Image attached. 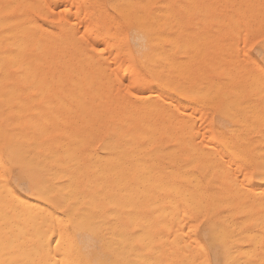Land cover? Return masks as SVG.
Returning a JSON list of instances; mask_svg holds the SVG:
<instances>
[{
	"label": "rangeland",
	"instance_id": "obj_1",
	"mask_svg": "<svg viewBox=\"0 0 264 264\" xmlns=\"http://www.w3.org/2000/svg\"><path fill=\"white\" fill-rule=\"evenodd\" d=\"M30 1H32V0H30ZM30 1H28V0H0V34L1 33H3V37H4V35L8 38H4V39H2V37H1V35H0V38H1V40H0V52L2 53V54H8L9 52H11V50H13L11 47H20L19 49H21V47L23 46V41H26L25 40V38H26V36H25V32H24V36H20V35H23V31L25 30H23L22 32L21 31H17V29L18 28H21L20 30H22V28H27L28 27V25L30 24V21L31 20H27L26 21V14H27V17L29 16L28 15V10H29V13L31 12V10H33L31 13H30V16H33V18L35 19V21L39 24V25H41L43 28H46L47 30L49 29V30H55V31H58V29H59V27L60 28H64L65 29V31H64V34L65 35H63V33L62 34H59V32H57V34L59 35V36H61L62 35V38H64V39H66L67 38V40H69V38H71L70 36H73V37H76L77 38V40H81L82 41V39H78V38H80V37H82L83 35H84V39H83V42H84V44H86L87 42H88V44H92V43H94V42H96V40L94 39V36H93V39H92V31L91 32H89L88 31V29H94V28H92V27H98V29H96V27H95V29H96V31H98L99 29V31L98 32H96V31H94V33L96 32V33H100V32H103L102 31V28H105V27H100V26H102V25H107V23H109V25L111 24H113L114 22V25H115V27H119V31H120V35H118L119 33V31L116 29H114L113 30V28H114V25H113V27L110 25V27H107V28H105V29H107V30H109V31H113V32H116L117 33V37L119 38V39H117V37L116 36H114V34H113V32H111L112 34L111 35H113V38H114V40H113V38H111L110 36L108 37H106V40H107V38H110V39H112V41H115V39H116V41L117 42H119L120 44H121V40H122V43H123V48L121 47V45L120 44H118L116 41V45H117V48H121L120 50L119 49H117L115 52H114V50L116 49L115 47H116V45L113 43V42H111V40H109L108 39V42L106 41V40H104L105 42H106V44L107 45H109L108 47H107V49H111L110 48V46H112V45H110V44H114L113 46H114V48L115 49H112V54H116L117 53V51H122L123 52V54H124V56H125V58H124V56H120V58H118V59H120L121 61L119 62V63H121V64H123V65H128V66H130L131 67V70H133V74L135 75V77H134V75H132V73H131V70H130V67H126V66H124V67H126V69H128L127 71H126V74H125V78L123 79L122 78V73L125 71L123 68H122V70L120 71V66L118 65V61L116 62L117 63V65L118 66H116L117 68H119V70H117L115 67H114V65H115V63L113 64V66H112V64H111V62L110 61H112V59H111V57L113 58V57H116L115 56V54L114 55H112L111 57H110V55H111V53L110 52H108V51H111V50H107V52L106 53H100V51H99V49L96 47V49L99 51V52H95L94 51V49H92V48H89L88 49V47H90L89 45H85V46H87V47H85L84 46V44L81 46L80 45V48L82 49L81 51H83L84 53V55H87L86 53H85V51H89V50H91V51H87V53H90V52H92L93 53V51L96 53H93V55L90 53L89 55L90 56H94V54H95V56H96V58L98 57V59L100 58V60H101V62H103V63H101V66H103L104 64H106V60L109 58V59H111V60H107V61H109L104 67H101V68H98V69H100V72H99V70L96 68V71L97 72H99L100 74L103 72V69L102 68H106V66H108V65H111L110 67H114L117 71H118V73L120 72L121 74V79H123V80H120L119 79V81H121V83L119 82V84L117 85V83L118 82H116L115 80V82H116V85H117V87H118V89L119 90H121V85L123 86V89L124 88H126L125 86L127 85V84H131V82H129V81H127V80H133V79H127V78H136L135 80L137 81V83H134L133 81H132V84H137V86L135 87L136 89H139V90H137L136 91V89H134V91H136V92H134V91H132V89H129L128 87H129V85H128V87H127V89L126 90H128V91H132V93L134 94V93H139V91L142 93L143 91H144V89H145V93H142L143 94V96H142V94L141 93H139V95L138 96H140V94H141V98L140 97H138V98H140L142 101H143V97H144V95H145V97H144V99L146 98H148V97H154V99L155 100H152V98H148V100L149 101H151V102H153V101H155V104H157V106H158V109H160L159 111L162 113H160L162 116H160V114H158V111H157V113H154L153 115H154V117L153 118H155V116H158V117H156L154 120H158V122H163V120H165L164 122H166V121H170L169 123H171L172 121H175V122H172V125H174V126H177V124H178V126L180 125V126H185V124H186V126L185 127H187V126H192V128L190 127V129H191V131H193V129L194 130H198V133H200V131H201V129L204 127V128H206V126H207V129H208V127L210 128V130L208 131V130H206V129H202L203 131V133L204 134H206L205 136H209L212 132H214L215 131V129H217V128H220V129H225V128H235V125H236V123H233V122H236V121H238L237 122V126L239 127V125L238 124H240V122L241 123H243V124H240L241 125V127H244L243 129H241V127H237L236 126V129H233V132H234V134H233V132H232V134H231V136H230V138H229V141H228V144H227V147H228V145H229V148H231L232 150H234L235 151V156L237 157H239L238 159H236L235 160V158L236 157H234V156H227V155H225L224 157H226V158H224L223 156H222V158H221V155L222 154H220L219 155V153H218V149L221 147V144H224L223 143V141L221 140V139H219V138H210V140L208 139H206V142L207 141H209V145H208V142L206 143V144H201L202 142H204V140H205V136H204V134L201 132L200 134H198V136H196V137H199L200 138V140H201V138L202 139H204V140H202V142H197V144H200V145H202V147L200 146V145H198L199 146V148L201 149V148H203L202 149V154H205V157L203 158V155L200 153V151H199V153H198V159H199V156H200V158L201 159H199V160H197L196 158V160L195 161H192V162H189V164L191 165L192 164V166H194V167H190V165H186V166H188L189 167V169H191V171L192 172H190V170L189 169H186V170H183V171H177V170H179L180 168H181V166L180 165H182V163H184V161H183V158H184V156H183V154L184 153H182V152H184V150H183V147H177V146H175V143H174V141H175V139L174 140H156V142H155V144H154V146H153V148H151L150 150H148V151H144V152H140V153H138V154H131V156L132 155H134V156H130V154H127V155H114L115 156V159H117V161H115V159L113 158L114 156H112V158H111V156H103V157H100V156H102V155H100V156H94V155H92L90 152H89V150H88V143L85 145V144H83L84 142H88V132H86V131H88V124L87 123H89L92 119L91 118H89V119H91V120H89L88 118H86V116H88L89 115V113L91 114V112H89L88 114H87V110L88 109H84L85 107L86 108H89L90 109V106H91V103H90V100H88V102L86 101V99H88L86 96L88 95V93L86 92V96L84 95V89H83V94L80 92V89L79 90H76L77 92L79 91L80 92V94L81 95H83L84 97H86V98H84L83 96V98H81V97H79V92H78V94H77V92L76 91H72L73 93H74V96H75V93H76V96L77 97H79V98H77L76 99V97H75V100H74V102L76 101V100H80V98L81 99H83V100H85V102H86V106H85V103L84 104H82V102H84L83 100L82 101H80V103L83 105V106H81V105H78L79 104V102H75L76 103V106H74L75 104H74V102H73V104H71V105H73V106H71V105H69V103H68V105H66V103L69 101V100H67V98L68 97H66L65 95H67V93H70V90H62V92H61V90L60 91H58V93H61V94H58V97L59 96H62L61 98H60V100L61 99H63V101L65 102V106L67 107V109H68V106H69V109L71 108L72 109V107H76V108H78L79 110V112L80 111H82V110H80V108L81 107H83L82 109L86 112V114H84L83 115V113L84 112H82L81 113V116H82V118L84 117L85 119H84V122H86V123H84L83 122V119H82V121H80L81 119H80V116L79 115H73V114H75L74 113V111H76L75 110V108H73V112L71 113V111L72 110H67L65 107H59V106H61V104H59L60 102H57V101H60V100H57L58 99V97H56L57 95V92L55 93V92H53V93H55V95L56 96H53L52 94H48V96H50V95H52L53 97H49L48 99H47V94H45V93H48V92H44L43 94H45V96H44V98L43 99H45V100H43V99H41L42 98V95H41V93H36L35 92V94L37 95V97H38V99H37V97H36V95L35 94H33L32 92H28V96L25 94V89H24V86H23V79H22V71H21V69H22V61H21V59L19 60L18 59V57H14V55L16 54L15 52H17V54L16 55H19L18 53H19V51H15L14 50V52L12 51V53L13 54H11V53H9L10 55H6V56H12L13 58H17L20 62H21V64H20V62L19 63H17L18 65H17V67H15L16 66V64H14L13 66H14V68H18L17 70L16 69H13V66H10V67H8L9 66V64H10V60L9 59H11V61L12 60H15V59H13V58H8V62H7V60H5L6 62V64L5 63H3L4 62V59H5V57L3 58V62H1L2 61V59H0V63H3V70H0V72L1 71H5V68L6 67H8L6 70L8 71L9 70V75L10 76H8L7 77V82H5V84L6 85H4V86H2L1 88H0V92L4 95H6V93L8 92L7 90H11V88H12V91H11V93L12 92H17L16 94H14V95H17L19 92H21V93H19L17 96H15V98L13 99V97H14V95H12L11 93H7V94H10V96L12 95V97H11V100H10V102H8L9 101V99H6V98H8V95H4V97H5V101H6V103H5V101H4V99L3 98H1V96H2V94H1V96H0V114H2L1 116H0V128H1V130H0V135H1V137H0V141H5L6 139H12L13 140V135H15L14 137V139H16V136L18 137V135H19V139H23L24 138V141H25V139L26 140H28L29 139V134H30V136H31V133H32V136H35L37 133L35 132V134H33L34 133V131H33V129L35 130L36 128H33L32 130H31V128L30 129H28L27 130V128H25V126L27 127L28 126V123L27 122H24L25 120L27 121V119L26 118H24V117H29V118H31L33 121L34 120H36V112H37V118L39 117L38 115H40V118H38L37 120H36V122H40V124H41V126H43V124L45 123V121H47L46 122V124L48 125V126H51V128L53 129V132H52V129H50V132H49V127H48V129H47V125H45L44 124V130H45V134H46V131H47V134H48V132H49V137H48V135L46 134V136H44V135H42V134H44V132L42 133V130H43V127H42V129H37V130H39V132H40V136H38V139L39 138H42V137H44V138H42V139H45L46 140V142H47V149H48V153H47V155H46V153H44V154H41V155H39V153L38 152H29L28 153V155L26 156L25 154H27V151H19L18 152V154H16L17 152H13V153H6V152H4V151H2V152H0V167L2 168H0V171H2V172H0V182H2V183H5L4 185L3 184H1L0 183V197H2V198H4V197H6L4 200H2L1 202H3V201H5L4 202V204H6V205H2L3 203H1L0 202V205H1V207H0V209L2 210V211H4L5 212V214L7 215V217H9V216H11V219L10 220H13V221H9L8 222V220L9 219H7L5 216H4V212L2 213V211L0 212V223H2V224H0V235H1V238H3V237H6V236H4V235H7L8 233H11V231L12 230H14V233H13V238L11 237V239H13V240H15V242L14 241H11V239H10V241H9V239L6 237V238H3V239H0V252H5V251H7L6 253H9V255L8 254H6V253H1L0 254V257H2V258H4V256L5 255H8L10 258H8L7 256H6V258H4V259H1L0 260V264H2V262L4 263V264H7L6 262L8 261V263L10 264V262H14V263H16V264H20L21 262H23V261H25V263H23V264H39V263H41V261H42V263L44 262V260L47 262L48 260H50V261H52V259H55L56 258V256H55V258L53 257L52 258V255L50 256V253H49V248L48 249H46L47 247H44V246H42V245H44V243L46 244V242H47V240H49V243L50 244H52L51 246L53 247V244H54V250L53 251H55V243L54 242H52L53 240H52V237L54 236H56L57 237V235L55 234L56 232H57V230L58 231H60V227L62 226L61 224H62V221H63V228L61 229V231L60 232H62L63 233V230H64V234L62 235V238H61V233H60V235H59V233H58V237H60L61 238V242H62V246H61V244H60V248L62 247V248H64V249H62V251H63V253L65 254V256L64 255H62V256H64L65 257V259L66 260H69V261H73V262H77V264H91V262H93V261H107L108 262V264H136L135 262H137V264H142L141 262H144V260H145V264H146V260L147 259H149V260H147V263H148V261H149V263L150 262H154V264L156 263H158V264H161V262L163 263V264H168L169 262V259H170V256L172 255V246H169L168 248H167V246L169 245V244H167V246H166V242H164V240H163V238L166 240V239H168V240H166L167 242L169 241V237L171 238L170 240H171V242L173 241V239H172V235H170L171 233H170V229H169V232L167 233V231H168V229H167V231L165 230V229H163L162 227H161V225H163V227H164V225H165V227L167 226L168 227V220H165V221H163L162 222V217H160V215H164L163 213H164V206L166 205V199L168 200V198L167 197H169L170 196V192H169V190L171 191V189H169V190H166V189H168V188H170L171 186H173L174 184H173V182L175 183V185L176 184H179V185H181V186H179V188H180V190H183V191H181V192H185V190H186V193H188L187 192V190H189L188 188H187V186L190 188V186H192L191 184V182H193V179L191 180V176H189L188 178H187V176H188V174H192L193 172V174L192 175H195V176H193V177H198V179L196 178H194L195 179V181L196 182H194V185L195 184H198V186L196 187V186H194L193 185V187H194V190H193V187L192 188H190V191L192 192H190L189 194H191L190 195V203L193 201L194 203H195V201H197L196 203H198V202H200L199 203V206H198V208L197 207H195L194 209L193 208H191L190 210H187V209H183V210H186L187 212H185V215H187L188 214V212L190 211V214H188L187 216V218L189 219V221L191 220V218L190 217H192V216H189V215H192L193 213H195V212H198V211H196L197 209H199L200 208V205H202L203 204V206H202V208L200 209V211L198 212V213H200V215L199 214H193L194 215V219H193V217H192V219H193V221L191 220L190 222H194V223H190L188 220H184V216H183V221H187V223H185V222H182V220H181V222H180V220H178L181 224H179V226H181L180 228H178V230L180 229V230H182V231H184V232H181L180 231V233H184V235L183 234H181V236H182V238H183V236L186 238H184V240L186 241H184V243L185 244H187V246L189 247V248H187L188 249V253H189V260L190 261H188V264L190 263V264H192L195 260V264H202V263H204V264H209V262L210 261H219L220 262V264H225V262H226V264H228V263H230L231 262V259H232V261H233V263L234 264H242V262H243V264H255V263H253L255 260L254 259H256L255 257H258L257 259H256V261L257 262H259L260 264H264V261H259L260 259H262L263 257H264V254H263V252H264V224H263V226H262V223H264V221L262 222V220H264V215L262 216L263 218L261 219V214H263L262 212H264V207L261 209V207L262 206H264V203H263V201H264V199L262 198V196H263V194H264V190H263V188H264V160H262L263 158H264V151H262L261 152V154L262 155H260V153L258 152V150L260 149V150H264V142H263V138H260V136L264 133V127L262 128L261 126H262V123H263V125H264V88H262V87H264V74H262L261 73V71H260V69L258 68L259 67V64H258V60H257V58H258V56H259V53L257 52V49H261V50H264V49H262V45L261 44H256V42L257 41H261L262 40V38H264V30H262V29H264V15H262L263 13H262V8H263V11H264V0H254L255 2L253 3V4H256V8L255 9H257V11L258 12H255V11H253L254 10V8L253 9H251L252 8V6H253V4H252V2H253V0H246L247 2H248V4L247 3H245V0H242V2L243 3H245L246 5H242L243 3L240 1V0H238V2H237V0H227L229 3H230V5L232 4V6H230L229 5V3L225 0V4L224 3H222L220 6H223L222 8H221V11H220V13L222 14V16L218 13L219 12V10H220V6H219V4H220V2H222V0H220V1H215V0H213L214 2L212 3V4H214V5H212V6H210L211 4H209L208 2H212V0H171V1H168V0H149L150 2L148 3L147 2V0H44V3H43V0H34L33 1V3L32 4H34V5H32L33 7H30ZM124 1H126V3H128V5L129 6H131V7H129V9H128V5H125L124 4ZM140 1V2H139ZM163 1V2H162ZM201 1V2H200ZM203 1V2H202ZM232 1H234V3L235 2H237V3H235V6H234V4H233V2ZM239 1H240V3H239ZM250 1V2H249ZM130 2V3H129ZM135 2H137V3H135ZM143 3V2H145V3H143V5L142 4H139V3ZM153 2V3H152ZM159 2V3H158ZM166 2H168L167 4H169L170 6H166L167 4H166ZM177 2V3H176ZM194 2V3H193ZM195 2H196V4H195ZM204 2H206V3H204ZM210 2V3H211ZM216 2H217V4H218V6H219V9L217 10V7H216ZM219 2V3H218ZM223 2H224V0H223ZM227 2V3H226ZM257 2H260V3H257ZM189 3V4H188ZM191 3V4H190ZM193 3V4H192ZM198 3V4H197ZM203 3H204V5H203ZM208 3V6L206 5V7H209L210 9H208V10H205L206 8H205V4H207ZM250 3V4H249ZM52 4H56V5H59L60 7H57L56 9H53L52 7H51V5ZM141 6V8H139V6ZM145 4V5H144ZM147 4H149L150 6L148 7V5ZM175 4H178V5H176L175 6ZM202 4V5H201ZM124 5H125V8H124ZM134 5H137L138 7H136V6H134ZM147 5V6H146ZM153 5V6H152ZM180 5V6H179ZM182 5H183V7H182ZM240 5V8L242 7V11L245 13V11H246V9H248L247 10V14H243L242 16H246L247 15V19L245 18V16L242 18V16L240 15V13H241V10H239V7L238 6ZM251 7L250 8V10H251V13L249 14V6ZM257 5L260 7H262V8H260V10H258V7H257ZM28 6H29V8H28ZM121 6V7H120ZM134 6V7H133ZM142 6H144V10H146V11H143V7ZM178 6H179V8L181 9H179L178 8ZM192 6V7H191ZM197 6V7H196ZM215 6V7H214ZM230 6V7H229ZM237 6V7H236ZM127 7V8H126ZM163 7H170L169 8V11H168V9H166V8H164L163 9ZM194 7H196V8H194ZM212 7L213 8H216V9H214V10H211L212 9ZM229 9V10H231L232 11V9H230L231 7H234V9H235V14H234V12H230L229 10H227V8ZM121 8H122V10H121ZM135 8V9H134ZM188 8V10H186V9ZM192 8V9H191ZM201 8V9H200ZM223 8H226V9H223ZM237 8V9H236ZM246 8V9H245ZM35 9V10H34ZM65 9H67V11H65ZM123 9H126V10H123ZM137 9H140V10H138L137 11ZM148 9V10H147ZM158 9V10H157ZM160 9H163V10H160ZM183 9H184V11H183ZM190 9V10H189ZM196 9V10H195ZM200 9V10H199ZM245 11H244V10ZM129 10V11H128ZM155 10H157V11H155ZM164 10H166V11H168V13L167 12H165ZM170 10L172 11V12H170ZM192 10H195V11H192ZM199 10V11H198ZM205 11V13H207V11L209 12V13H207V14H204V12L203 13H200V12H202V11ZM217 10V11H216ZM224 10V11H223ZM123 13H122V12ZM127 11V12H126ZM135 11H137V12H135ZM142 11H143V15H142ZM149 11V12H148ZM152 11H154V12H152ZM160 11V14H158V12ZM162 11H164L163 12V14H165V13H167V14H169V13H171L172 14V19H171V14H170V17H169V19L167 18V14L166 15H163V16H165V17H161L162 15ZM197 11H198V13H197ZM211 11V12H210ZM226 11V12H225ZM229 11V12H228ZM240 11V12H239ZM252 11L254 12L253 14L255 15L256 13H257V15H255V16H253L252 15ZM261 11V12H260ZM120 12H121V14L123 15V16H125V18L127 19H125V18H122L123 16H121V14H120ZM129 12V13H128ZM147 12V14H145ZM176 12H178V13H176ZM187 12V13H186ZM192 12H193V14H192ZM223 12H225V16H224V13ZM34 13V14H33ZM37 13H39V14H37ZM50 13H51V15H50ZM137 13H138V16H136L137 15ZM174 13V14H173ZM182 13V14H181ZM212 13V14H211ZM215 13L219 16H221V18L222 19H220V16L219 17H217L216 19H219V21L218 20H213L216 16H215ZM229 13V14H228ZM230 13H232V14H234L233 15V17H234V19L231 17L232 16V14L230 15ZM258 13H259V15H260V13H261V17L258 15ZM25 14V15H24ZM40 14H41V16H40ZM104 14V15H103ZM136 14V15H135ZM155 14V15H154ZM156 14H158V17H157V15ZM180 14V15H179ZM191 14V15H190ZM198 14V15H197ZM201 14H204V16L206 17V18H208L206 21L208 22H206V23H204V20H205V17L203 16V15H201ZM240 15L241 17H240V19L242 20L243 19V21H244V23L242 24V22L243 21H240V19H239V22H238V18L239 17H235V15ZM50 15V16H49ZM127 15V16H126ZM133 15H135V18H133ZM176 15V16H175ZM183 15H185V16H183ZM206 15H209V16H211V18L208 16H206ZM229 17H228V16ZM252 15V16H251ZM38 18H37V17ZM102 16H105V17H103V19H102ZM121 18H120V17ZM128 16H130V17H128ZM139 16L141 17V19L139 18ZM150 16V17H149ZM155 18H154V17ZM179 16H181V18H179ZM212 16H213V18H212ZM215 16V17H214ZM227 16V17H226ZM256 16H258L259 18H260V20H259V18L257 17V18H254V17H256ZM153 19H152V18ZM160 17V18H159ZM223 17H226V19L228 18V20H229V18H231L230 20H234V22L235 23H239V24H236V25H238L239 27H241V28H237V26H236V28H235V26H231V25H233L234 24V22H233V20L232 21H230L229 22V24H228V22H225L226 20H225V18H223ZM253 17V18H252ZM51 18V19H50ZM101 18V19H100ZM110 18V19H109ZM129 18V19H128ZM138 18V21H136V20H134V19H137ZM150 18V19H149ZM159 18V19H158ZM162 18V19H161ZM165 18H167V19H165ZM184 18H187V19H184ZM201 18V19H200ZM247 20H245V19ZM263 18V19H262ZM28 19V18H27ZM33 19V20H34ZM49 19V20H48ZM106 19V20H105ZM110 21H109V20ZM119 19V20H118ZM124 19V21L125 22H123L122 20ZM156 19H158V21H161V22H163V21H167L168 20V22L165 24H163V23H159L160 25H158V21H156ZM161 19V20H160ZM177 21H176V20ZM200 19V20H199ZM248 19H254V20H252L251 22H250V20L248 21ZM255 19L256 20H258L257 22H255ZM97 20V21H96ZM99 20V21H98ZM104 20V21H103ZM114 20V21H113ZM140 20H143L142 22H140ZM150 20V21H149ZM153 20V21H152ZM163 20V21H162ZM169 20H170V22H171V24L172 25H168L169 24ZM173 20H175L174 21V24L176 25H174L173 24ZM210 20V21H209ZM261 20H263L262 22H260L259 23V21H261ZM65 21H67V23H64ZM95 21H96V24H95V26H94V23H95ZM109 21V22H108ZM185 21V22H184ZM202 23H201V22ZM213 21V22H212ZM216 21H218L217 23H220V24H215V22ZM255 23H254V22ZM22 22V23H21ZM98 22L101 24H99V26H98ZM105 22V24H103ZM116 22H117V24H119L118 26H117V24H116ZM150 22H152V23H150ZM181 22V23H180ZM184 22V23H183ZM200 22V23H199ZM210 22V23H209ZM224 23L223 25L225 26H223L222 25V23ZM233 22V23H232ZM248 23L249 22V24H246V23ZM20 23H21V25H20ZM63 25H62V24ZM127 23V24H126ZM150 23V24H149ZM154 23H156L155 25H154ZM231 23V24H230ZM250 23H251V25H250ZM257 23V24H256ZM261 25V23H262V26H259V24ZM14 24V25H13ZM78 24H80V25H78ZM144 26V30H142V25ZM152 24V25H151ZM179 24H182V25H179ZM197 24V25H196ZM202 24V25H201ZM213 24H214V26H213ZM229 25V27L231 26V27H234V28H229V27H227L226 25ZM242 24V25H241ZM254 24V25H253ZM25 27H24V26ZM54 25V26H53ZM59 25V27H56V26H58ZM68 25H69V27H68ZM77 25V27L75 28V26ZM128 25V26H127ZM141 25V26H140ZM154 25V26H153ZM157 25V26H156ZM163 25V26H162ZM166 25H168V27L169 28H171L172 29V31H171V29H166V28H168ZM187 25V26H186ZM216 25V26H215ZM220 25V27H217V26H219ZM235 25V24H234ZM255 25H257V26H255ZM9 26V27H8ZM17 26V27H16ZM71 26V27H70ZM79 26V27H78ZM175 26V27H174ZM180 26V27H179ZM185 26V27H184ZM197 26V27H196ZM223 26V27H222ZM243 26V27H242ZM248 26H250V28H248V29H246ZM17 28V29H15V28ZM49 27V28H48ZM56 27V28H55ZM66 27H68V28H71L70 29V31L73 29V27L75 28V31L76 32H74V30H72V32H74V33H76L75 34V36H74V33L72 34V35H70L69 34V36H67L68 35V33H69V29H67ZM91 27V28H90ZM140 27H142V28H140ZM146 27V28H145ZM149 27V28H148ZM160 27V28H159ZM166 27V28H165ZM200 27V28H199ZM206 27V28H205ZM6 28V29H5ZM10 28V30L14 33V34H17V35H15L16 37H18V34H19V37L21 38V39H23V41H20L19 39H18V42L19 43H15V44H19V46H17V45H14V42H15V36L14 37H12V35H11V37L10 38H14V41L12 42V45H14V46H11L10 44L11 43H9V42H7V40L8 41H12V40H10V38H9V36L10 35H8L7 36V34H11V33H9L10 32V30H8ZM12 28H14V29H12ZM58 28V29H57ZM61 29L62 31L64 30V29ZM77 28H79L78 29V35L80 36V37H77L78 35H77ZM152 28H153V30H152ZM157 28V29H156ZM159 28V29H158ZM165 28V29H164ZM180 28V29H179ZM204 28V29H203ZM213 30H212V29ZM217 28L219 29L218 31H216L217 30ZM226 29L225 31H227V32H224V30H222V29ZM255 28V30H253ZM260 28H261V30H260ZM3 31H2V30ZM105 29H103V30H105ZM121 29V30H120ZM148 29V30H147ZM161 29H163V31L165 30V32H163V34H162V30ZM200 29V30H199ZM230 29V33H233V34H229L228 33V30ZM234 29V30H233ZM238 29H240V33H241V35L242 34H247L246 33V31L247 32H249L248 34H250V35H248V36H251V37H249L248 38V40L246 39V35L244 36H238V32H239V30ZM5 30V31H4ZM51 30V31H52ZM61 30H60V32H61ZM68 30V31H67ZM84 30H86V32H87V34H86V36H91V39L94 41H92V43H89V41H91V39L89 40V38L87 39V38H85V32H84ZM107 30H105V31H107ZM125 32V33H123V31ZM174 30V31H173ZM205 33H203L202 31ZM208 30V31H207ZM235 30L237 31V32H235ZM252 32H251V31ZM2 31V32H1ZM7 31H9V32H7ZM14 31H16V32H14ZM54 31V32H55ZM149 31V32H148ZM153 31V32H152ZM168 31V32H167ZM176 31V32H175ZM200 31V32H199ZM211 31V32H210ZM214 31H216L215 33H217L216 35H215V33H214ZM220 31H222V32H220ZM242 31H244V32H242ZM257 31H258V33H257ZM262 31V32H261ZM4 32H6L5 34H4ZM18 32V33H17ZM132 32H133V34H132ZM223 32L224 33H227V38H226V35H224L223 34ZM255 32H256V34H255ZM12 33V34H13ZM22 33V34H21ZM91 33V35H89V34ZM109 34H107V33H105V35H110V32H108ZM150 33V34H149ZM155 33H156V35H155ZM157 33H158V35H159V37L160 38H162L160 35L162 34V36H164L163 37V39L165 40V38L166 37H170L171 36V38L173 39V42H175L176 40L178 41V38H179V43H177V41H176V43H172L173 45H174V47L175 46H177V48H179L178 50H177V48H175V50H173V48L174 47H171V49H172V52H171V50H170V46L172 45V44H170V45H168V43H171L170 41L171 40H169V41H167V40H165V41H167V43L165 42V44H164V42H162L161 44H159L161 41H163V40H160L159 39V42L154 38V40H153V37L155 36H157ZM164 33L166 34V33H168V35L166 36V35H164ZM220 33H221V35H220ZM235 33H237L236 35V38L237 37H239V38H237V40H239L238 41V44H240L239 45V47L241 46V42H242V39H244L243 40V42H242V47H244L243 48V52H241V50H242V47H240L238 50V52L241 54H238V52L237 51H235V49H237V46H238V44H237V41H236V38H235V36L233 37H231V35H235ZM239 33V34H240ZM170 34V35H169ZM254 36H253V35ZM259 34V35H258ZM77 35V36H76ZM132 35V36H131ZM141 35V36H140ZM145 35V36H144ZM147 35V36H146ZM202 35H204V37L203 38H201L202 37ZM208 35H210L211 37H207ZM212 35H215V36H212ZM218 35H220V36H218ZM256 35H257V37H256ZM59 36H57L56 35V41L57 40H61V37L59 38ZM63 36H67L66 38L65 37H63ZM166 36V37H165ZM183 36V37H182ZM187 36H189V37H187ZM224 36V37H223ZM247 36V37H248ZM253 36V37H252ZM24 37V38H23ZM138 37V38H137ZM152 37V38H151ZM176 37V38H175ZM186 37V40L184 39ZM200 37V38H199ZM244 37V38H243ZM123 38V39H122ZM131 38V39H130ZM174 38H175V41H174ZM180 38H182V40H184V41H182V40H180ZM211 38V39H210ZM216 40H215V39ZM225 38L226 39H230V38H232V39H230V40H232L231 42H230V40H225ZM242 38V39H241ZM87 39V40H86ZM96 39H97V37H96ZM135 39V40H134ZM166 39H168V38H166ZM170 39V38H169ZM7 44H3V41ZM73 40H74V38H73ZM100 39H98V42H96L95 44H92L94 47L93 48H95V46H97L96 44H98V43H100L99 44V46L101 45V46H103L104 48L103 49H106L105 48V46L104 45H106L105 44V42H103V40H101V41H99ZM152 40H153V43L152 44H150V41L152 42ZM193 40H194V42H193ZM198 40H199V42H198ZM211 40V41H210ZM217 41L218 40V43H221L222 44V42H223V46H224V41H225V45H227V46H225L224 48H223V50H222V45L221 44H219V45H221L220 46V53H218L217 55H219V56H217V58L219 59L220 58V56H221V54H222V57H224L225 56V61H224V63L227 61H230V60H228L229 58L228 57H226V55H232V61H233V64H232V62H231V64H229V63H225V65H224V63H223V59H222V57L220 58V59H222V61H220V62H218V60L216 59V53H217V50L219 51V45H218V43H217V45H215L216 43H214L213 45H211L212 44V42L213 41ZM220 40V41H219ZM235 40V41H234ZM70 41V40H69ZM69 41H66V42H69ZM154 41H157V42H155L154 43ZM181 41H182V43H183V45H184V47H185V49L184 50H182L180 47H182L183 48V46H182V43H181ZM186 41H187V43H186ZM189 41V42H188ZM201 41V42H200ZM209 43H208V42ZM228 41V42H227ZM233 41H234V43H233ZM247 41H249V42H247ZM2 42V43H1ZM20 42H23L22 44L20 43ZM61 42H63V41H61ZM73 42V41H72ZM75 42H77V41H75ZM82 42V43H83ZM86 42V43H85ZM110 42V43H109ZM125 42V43H124ZM132 42V43H131ZM193 42V43H192ZM227 42V43H226ZM236 42V43H235ZM240 42V43H239ZM80 43V42H79ZM102 43V44H101ZM137 43V44H136ZM148 43V44H147ZM158 43V46L156 45ZM195 43V44H194ZM201 45H200V44ZM211 43V44H210ZM229 43V44H228ZM59 44H61L60 43V41H59V43L57 44V45H59ZM63 45L65 44V42L64 43H62ZM72 44H74V42L73 43H70V45L69 46H71V47H68V48H65V46H63V47H60V48H58V49H61V51L62 52H65V51H63L62 50V48L64 49H68L69 50V52L72 50V52H74V50H73V47H74V49H75V45L74 46H72ZM135 44V45H134ZM177 44V45H176ZM181 44V45H180ZM189 44V45H188ZM205 44H206V46H205ZM232 44H234V46L232 45ZM246 44V45H245ZM255 44V48L253 47V45ZM20 45H22V46H20ZM66 46L68 45L67 43L65 44ZM91 45V46H92ZM125 45V46H124ZM137 45V46H136ZM153 45V46H152ZM154 45H156L155 47H154ZM161 47H160V46ZM185 45H188V47L187 46H185ZM193 45V46H192ZM216 47H215V46ZM235 45H236V47H235ZM245 45V46H244ZM4 46V47H3ZM6 46V47H5ZM8 46H9V51L7 50L8 49ZM60 46V45H59ZM85 47V49H87V50H85L84 48H82V47ZM100 46V47H101ZM119 46V47H118ZM140 46V47H139ZM146 46V47H145ZM169 46V47H168ZM179 46V47H178ZM192 46V47H191ZM195 46H196V50H195ZM198 46H200V47H198ZM203 46H205V47H203ZM208 46V47H207ZM213 46V47H212ZM232 47V50L231 51H233V52H231V54H229L230 52H228V51H230V49H231V47ZM77 47V46H76ZM148 47V48H147ZM157 47V48H156ZM158 47H160V48H158ZM169 48V50H170V53H169V50H168V48ZM190 47V48H189ZM201 47H203V50H202V48ZM210 47H212V49L210 50V51H215L214 53H213V51L212 52H210V51H208L209 49L208 48H210ZM226 47H227V49H226ZM80 48H78V50L80 49ZM113 48V47H112ZM164 48V49H163ZM188 48V50L190 51H185L186 49ZM199 48H201V49H199ZM216 48V49H215ZM218 48V49H217ZM228 48H230L229 50H228ZM233 48H234V50H233ZM24 49V48H23ZM23 49H22V51H23ZM77 49V48H76ZM75 49V50H76ZM160 49V50H159ZM182 50V52H181V50ZM192 51H191V50ZM204 49H206V50H204ZM241 49V50H240ZM2 50V51H1ZM149 50H151V51H149ZM153 50V51H152ZM158 50V52H155V51H157ZM163 50H164V52H163ZM176 50L178 51V54L181 52V56L179 57L178 55H176L177 53H176ZM197 50H199L198 51V53H197ZM202 50V51H201ZM228 50V51H227ZM8 51V52H7ZM80 51V52H81ZM149 51V52H148ZM166 51L168 52L167 54H166ZM180 51V52H179ZM185 51V52H184ZM205 51V52H204ZM223 51V52H222ZM235 51V52H234ZM5 52V53H4ZM57 52H58V50H57ZM60 52V51H59ZM72 52H70V54L69 55H67L68 54V51L66 52V55H67V57L68 56H70L71 54H73ZM104 52H105V50H104ZM119 52L117 53L118 55H119ZM151 52V53H150ZM152 52L153 53H156V55H160L161 54V56H162V54H163V56H162V60L165 58V55H166V58L165 59H168L167 61L165 60V62H164V60H163V62H162V60H161V56H159V58H160V60H159V58L158 59H156V56H153L152 55ZM174 52H175V55H174ZM204 52V53H203ZM222 52V53H221ZM226 52V53H225ZM237 52V53H236ZM0 53V56L2 55ZM107 53H109V56H107V58L105 57V55L107 54ZM158 53H160V54H158ZM165 53V54H164ZM173 53V54H172ZM186 54V61L184 60V62H186V64H188V65H186V66H189V67H187V68H184V70L182 69L181 70V68L183 67L182 65H184V63H183V57L184 56H182V54ZM189 53V54H188ZM201 54V56H202V54H203V56L200 58V57H198V55L197 54ZM225 55H224V54ZM243 53V54H242ZM245 53H247V56L249 55V58L247 57V59H246V55H245ZM253 53H255L256 55L254 56L253 55ZM22 54V53H21ZM23 54H24V51H23ZM60 54V58H66V56H64V54L65 53H63L62 55H61V53H58V55ZM123 54H121V52H120V55H123ZM147 54V55H146ZM184 54V55H185ZM199 54V55H200ZM205 54V55H204ZM208 55V57H209V59H207L208 57H207V55ZM211 54V55H210ZM236 55V58L237 59H235L234 57H235V55ZM99 55V56H98ZM210 55V56H209ZM213 55V56H212ZM224 55V56H223ZM238 55H240V56H238ZM20 56V55H19ZM72 56V55H71ZM100 56H104L105 57V59L103 58V59H101V57ZM147 56H149L148 57V59H147ZM151 56L153 57V59H151ZM167 56H169V58L167 57ZM176 56V57H175ZM191 56V57H190ZM205 56H206V59H207V62H209L210 60H211V57H212V62L215 64L214 66L213 65H211V71L212 72H215V70H217V72H215V73H219L218 75H216L215 73H212L211 71H210V67H208V68H206L207 67V65L209 66L211 63L209 62L208 64L207 63H205V61L203 62V60H205ZM73 57V56H72ZM88 57V56H87ZM137 57V58H136ZM144 57V58H143ZM164 57V58H163ZM174 59V61L172 62V58ZM187 57H189V58H187ZM204 57V58H203ZM241 57H244V59L242 60V61H245V63L244 62H241L240 60V58ZM1 58H2V56H1ZM59 58V57H58ZM59 58V59H60ZM71 57H69L68 58V60L70 59ZM81 58L83 59V58H85V56H83L82 57V54H81ZM89 58H91V57H89ZM175 58H176V60L178 61V59L180 60V63H183V64H181L180 65V63H178L176 60H175ZM180 58H182V59H180ZM191 58V59H190ZM238 58H239V61H238ZM251 58V62L249 61L248 62V60ZM16 59V60H17ZM22 59H23V56H22ZM63 59L60 61L59 60V62L61 63L62 62V64H64V62L67 64L68 63V65H72L71 63L69 64V62H71V60H67V58L66 59H64V62H63ZM72 59V62H74V59H75V57H74V59L73 58H71ZM134 59V60H133ZM169 59L171 60V62H172V64L174 65V63L176 64V66H173L171 63V65H172V67H173V69L171 68V65L170 64H168L169 63ZM188 59H190V60H188ZM193 59V60H192ZM199 59V60H198ZM219 59V60H220ZM235 59V60H234ZM254 59V60H253ZM67 60V61H66ZM105 60V61H104ZM117 60V58L116 59H114L113 58V61H116ZM151 60V61H150ZM192 60V61H191ZM194 60H195V62H194ZM197 60V61H196ZM217 62H216V61ZM237 60V62H234V61H236ZM252 60H253V63H254V61H255V63H254V65H253V63H252ZM75 61H77V60H75ZM129 61V62H128ZM147 61H150V62H148L147 63ZM154 61V62H153ZM157 61V62H156ZM177 63H176V62ZM12 62H17V61H12ZM11 62V63H12ZM124 62V63H123ZM126 62H128V63H126ZM139 62H141V63H139ZM153 62V63H152ZM168 62V63H167ZM191 62H193V64L191 63ZM239 62H241L240 64H239ZM8 63V64H7ZM60 63H59V67L61 66L60 65ZM75 63H77V62H75ZM150 63V64H149ZM157 63H161V64H164V65H166V63L169 65V66H167V67H165L164 66V68H160L159 69V67H163L161 64H159V65H161V66H159V65H157ZM200 63V64H199ZM222 64L223 63V65L224 66H226L227 64H229V65H227L226 67L228 68H226L225 69V67L223 66V65H220V66H223L224 67V69L225 70H223V68H218V69H212V67L213 68H215V67H217V65H219V64ZM236 63V64H235ZM247 63H249V65H250V63L252 64V66L250 65H248ZM5 64V65H4ZM66 64H64V65H66ZM147 64V65H146ZM198 64V65H197ZM202 64V65H201ZM205 64H207V65H205ZM238 64V65H237ZM245 64H247V65H245ZM6 65H8V66H6ZM139 65H141V66H139ZM143 65V66H142ZM145 65V66H144ZM156 65L157 66H159V67H156ZM178 65H179V67H178ZM230 65H233L232 67H234V70H233V68L230 66ZM235 65H237V66H239L240 65V72L243 74L244 73V77H246V76H248L249 78H250V76H251V79H248V77H246V78H244V80H245V82H246V84H245V82H244V80L242 79V77H241V73L240 72H237V71H239V67H238V69L237 68H235L236 66ZM241 65L243 66V67H241ZM1 66H2V64H1ZM0 66V67H1ZM182 66V67H181ZM201 66V67H200ZM228 66H230L231 68H229ZM246 66V67H245ZM254 66V67H253ZM65 67V66H64ZM110 67H108L107 68V70H106V72H109L108 71V69L110 68ZM122 67V66H121ZM146 67V68H145ZM154 67V68H153ZM171 69H170V68ZM178 67V69H176ZM247 67H248V69L250 70H248L247 69ZM250 67V68H249ZM253 67V68H252ZM10 68V69H9ZM19 68H21V69H19ZM113 68V69H114ZM144 68V69H143ZM150 68V69H149ZM152 68V69H151ZM178 70L179 72H181V71H185L186 72V75H187V77H183V73H185V72H181L180 74H182L181 76H180V74H179V72L177 71V75H176V78L175 79H173L172 80V83H171V78H174V76H175V74H176V70ZM197 68V69H196ZM198 68H200V69H198ZM203 68V69H202ZM243 68V69H242ZM244 68H246L245 69V72H244ZM60 69V68H59ZM113 69H109V70H111V71H114ZM156 69V70H155ZM166 69V70H165ZM187 69H189V70H187ZM223 71H229L230 70V72L231 73H233V74H235V73H237V74H239V77H240V79H239V77L237 76L236 77V74L235 75H233V74H231L230 72H228V73H230V76H228L229 74L226 72H224L225 74H222V70ZM231 69H232V71H231ZM255 69H257V70H255ZM259 69V70H258ZM62 70V75H61V73H60V75L61 76H64L63 75V72H64V70L62 69V67H61V69H60V71ZM102 70V71H101ZM115 70V71H116ZM124 70V71H123ZM130 70V71H129ZM146 70V71H145ZM151 70V71H150ZM158 70V71H157ZM160 70V71H159ZM161 70H163V71H161ZM197 70H198V72H197ZM237 70V71H236ZM243 70V71H242ZM10 71H12V72H14V73H11ZM110 71V72H111ZM147 71H149L150 73V77H149V74H148V72ZM155 71V72H154ZM164 71H167L168 72V74L167 75H169L170 76V73L172 74V71H173V74H172V77L170 78V77H168V79L165 77L166 76V72L164 73ZM189 71V72H188ZM199 71H204L203 72V74L201 73V72H199ZM219 71V72H218ZM248 71V74H250V75H246L245 73ZM6 72V71H5ZM18 72V73H17ZM104 72H105V69H104ZM104 72H103V74H101V76L102 75H104ZM136 72V73H135ZM137 72H139V73H137ZM154 72V73H153ZM163 72V73H162ZM235 72V73H234ZM2 73V72H1ZM114 73V72H113ZM116 74H118L117 72H115ZM130 75V73H131V75H130V77H129V75ZM141 73V74H140ZM197 73V74H196ZM199 73V74H198ZM251 73H252V75H251ZM3 74H4V72H3ZM7 74V73H6ZM5 74V78H4V80L6 79V75ZM12 74V75H11ZM123 74V75H124ZM160 74V75H159ZM163 74V75H162ZM179 74V75H178ZM213 74V75H212ZM221 74V75H220ZM226 74H228V75H226ZM241 74V75H240ZM261 74V75H260ZM14 75V78L12 77ZM16 75V76H15ZM18 75V76H17ZM19 75H21L20 77H19ZM126 75H128V76H126ZM137 75V76H136ZM138 75H139V78H138ZM156 75V76H155ZM185 75V74H184ZM189 75V76H188ZM199 75H203V76H199ZM206 75V76H205ZM214 75H216V76H214ZM222 75H223V78L225 77L224 75H226L227 77H236V78H234V80H236L237 79V81H238V79H239V81L237 82V81H234V82H228V81H230V80H227V79H224V80H222ZM233 75V76H232ZM259 75V76H258ZM107 76V75H106ZM105 76V77H106ZM116 76H118V75H116ZM141 76L143 77V79L141 78ZM164 76V77H163ZM193 76V77H192ZM221 76V77H220ZM11 77V78H10ZM15 77H16V79H15ZM104 77V76H103ZM102 77V78H103ZM109 77H113L112 75H109ZM127 77V78H126ZM162 77V78H161ZM209 77V78H208ZM255 77V79L258 81H256L255 79H253ZM11 79H13V80H11V82L12 83H14L13 81H14V79H15V83L18 85V86H16V85H14V84H11V82H10V80ZM18 78V79H17ZM20 78V79H19ZM102 78H100V79H102ZM113 78H115V77H113ZM119 78V77H118ZM140 78L143 80H140ZM183 78H186L185 80L183 79ZM188 78V79H187ZM198 78H200V80L198 79ZM201 78H202V80H204L205 82H202L201 81ZM204 78V79H203ZM106 79H107V77H106ZM144 79H146V81L148 80V84H144L143 85V83L142 82H145L144 81ZM153 79V80H152ZM159 79V80H158ZM164 79V80H163ZM170 79V80H169ZM180 79H182V81L180 80ZM220 79V82L218 81ZM247 79V80H246ZM9 80V81H8ZM17 80V81H16ZM20 82H22V85H21V83H19V81ZM103 80H105L104 78H103ZM116 80H118L117 78H116ZM186 81L185 83H183L184 81ZM233 80V79H232ZM243 80V81H242ZM250 80H252V81H250ZM101 82H103L102 80H100ZM100 81H99V83H100ZM125 81V82H124ZM126 81L128 82V83H126ZM141 81V83L142 84H140L139 82ZM155 81H156V83H155ZM158 81L160 82V84L158 83ZM176 82V84L174 83V82ZM187 81H188V83H187ZM195 81V82H194ZM213 81V82H212ZM215 81H216V83H215ZM225 81V82H224ZM252 83V84H255V85H252V90H251V88H249L248 87V85L251 87V85H250V83ZM262 81V82H261ZM125 83V84H123V83ZM179 82V83H178ZM198 82H200L199 84H197ZM212 82V83H211ZM224 82V84L226 83V84H228L229 86H227L226 84V86H223L224 84H222L221 85V83H223ZM241 82H244V84L243 83H241V85H239ZM247 82L249 83V84H247ZM139 83V84H138ZM146 83V82H145ZM155 83V84H154ZM162 83V84H161ZM170 83V84H169ZM196 83V84H195ZM207 83H209L208 85H207ZM214 83V84H213ZM230 83V84H229ZM231 83L235 86H237V84L236 83H238V85H239V87L237 86H235V88L233 89V85H231ZM258 83V84H257ZM9 84H11L12 86H11V88H9L10 86H8ZM157 84L158 85H162L163 86V88L160 86H157ZM169 84V85H168ZM213 84V85H212ZM216 84V86L214 87V85ZM243 84V85H242ZM99 85H101V84H99ZM119 85H120V87L121 88H119ZM139 85V86H138ZM145 85H146V87H145ZM170 85H172V86H170ZM177 85V86H176ZM180 86V89H179V86ZM186 85H189V86H186ZM202 85V86H201ZM204 85V86H203ZM206 85V86H205ZM211 87H214L213 88V90L210 92V91H208L209 89L211 90V88H210V86ZM217 85H218V87H217ZM262 85V86H261ZM5 86H7V89L5 88ZM23 86V87H22ZM142 88H141V87ZM149 86V87H148ZM168 86H170V88L168 87ZM183 86L184 87H186V90L183 88ZM219 86H222L223 87V89L221 90L220 88H219ZM230 86H232L231 88H230ZM241 86V87H240ZM258 86V87H257ZM20 89H19V88ZM139 87V88H138ZM165 87V88H164ZM168 87V88H167ZM201 87H205V88H203V90L201 89ZM225 87H226V91H225ZM244 87V88H243ZM247 87H248V89H247ZM259 87H261V88H259ZM16 88V89H15ZM144 88V89H143ZM152 88V89H151ZM170 89V91L169 90H167V89ZM181 88H183V89H181ZM193 88V89H192ZM216 88H219L220 90H218V89H216ZM237 88V90H235ZM239 88H242V89H239ZM24 89V90H23ZM148 90V92H147V90ZM174 89V90H173ZM178 90V92H177V90ZM233 89V90H232ZM257 89H258V91H257ZM262 89V90H261ZM20 90V91H19ZM126 90L124 91V90H122V94H123V96L126 94V93H128V91L126 92ZM151 90V93H149V91ZM153 90H155V91H153ZM162 90V91H161ZM176 90V91H175ZM182 90V91H181ZM189 90L191 91H193V92H189ZM199 90H201V92H202V95H200L201 97H203V92L204 93H209L210 92V94H207V96H208V98L206 99L205 98V96L203 97V98H201L200 99V97H198L199 99H197V96H195V94L197 93V91H199ZM229 90H230V92H229ZM232 90V91H231ZM235 90V91H234ZM238 90H239V92H238ZM246 90V91H245ZM249 90H251V91H249ZM5 91H6V93H5ZM98 91H102V90H98ZM111 90H109V91H106V92H110ZM124 91V92H123ZM157 91V92H156ZM217 91V92H216ZM244 91V92H243ZM248 91V92H247ZM4 92V93H3ZM25 94V97H24V94ZM105 93V91H102V93ZM126 92V93H125ZM153 92V93H152ZM162 92V94H165V95H167L168 93H169V95H167V97H168V99H165V97L163 98V96L160 94ZM174 92H176V94H178V95H176ZM182 93V96H181V93ZM185 92H186V94H185ZM213 92H215V93H213ZM220 92H222V93H220ZM225 92V93H224ZM231 92H232V94H231ZM233 92H234V94H233ZM238 93V96H239V94L240 93H242V94H240V96H242V97H240L239 96V100L237 99V97H235L236 95H237V93ZM250 92V93H249ZM262 92V93H261ZM26 93H27V91H26ZM50 93V92H49ZM52 93V92H51ZM98 93V92H97ZM102 93H98L99 95H98V97H102L101 96V94ZM104 93L102 94V95H104ZM111 93H113V90H112V92ZM146 93L148 94V96L146 95ZM158 93V94H157ZM189 93H193V94H189ZM199 93L200 92H198V95H199ZM213 93V94H212ZM251 95V96H249V94ZM20 94H23V96L22 95H20ZM30 94V95H29ZM31 94H33V96H31ZM38 94H40V95H38ZM65 94V95H64ZM106 94V93H105ZM108 94V93H107ZM114 94V93H113ZM117 94H120V92L119 93H117ZM121 94V95H122ZM151 94V95H150ZM153 94V95H152ZM156 94L159 96V94H160V96L158 97H156ZM188 94V96H186ZM215 94V95H214ZM216 94H217V97H216ZM236 94V95H235ZM245 94V95H244ZM35 95V96H34ZM64 95V96H63ZM73 94L71 93L70 94V99L71 98H74V96H72ZM97 95V94H96ZM114 95H116V92H115V94ZM114 95H112V94H110V96L111 97H113ZM126 95H128V94H126ZM125 95V96H126ZM137 95V94H136ZM150 95V96H149ZM212 95V96H211ZM214 95V96H213ZM230 95H231V97H230ZM235 95V96H234ZM20 96V97H19ZM30 96V97H29ZM40 96H41V98H40ZM72 96V97H71ZM104 96H106V95H104ZM108 96V95H107ZM119 96V95H118ZM118 96H116V97H118ZM123 96H122V98H123ZM124 96V97H125ZM132 96H134V95H128V97H130L129 99L127 98V99H124V100H129V101H133L134 102V104L131 102V104H127V102H122L123 100H122V98H121V103H123L124 105H125V103L127 104V105H123V104H121V105H123V106H121V107H123V108H144V102L146 101H141L142 102V106L140 105L141 103H137V100H138V98L137 97H132ZM162 96V97H161ZM206 96V97H207ZM220 96H223V98H219ZM224 96L226 97V98H224ZM234 98H233V97ZM3 97V96H2ZM16 97H18V98H20V101H21V99H25L23 102L24 103H22L21 102V104H25L26 105V103H28V101H29V107H30V105H31V108H29V110L30 111H28V105H26L27 106V108H23V110L24 109H26V110H24L25 112H27L26 114H24L25 112L21 109L22 107H24L25 105H20L19 104V102L20 101H18V98H16ZM22 97V98H21ZM34 97H36V101L34 100V103H33V106L35 105L37 108H35V106H34V111H33V107H32V99H34ZM56 97V98H55ZM65 98V100H64V98ZM127 97V96H126ZM125 97V98H126ZM160 97H161V103H159L160 101ZM166 97V98H167ZM188 97V98H187ZM211 97H212V99H211ZM213 97H215L216 98V100H215V98H213ZM260 97V98H259ZM27 98H28V101H27ZM30 98V99H29ZM114 98V97H113ZM132 98H135V99H133V100H131ZM185 98V99H184ZM186 98H187V100H186ZM193 98V99H192ZM230 98H233L234 99V101H235V103H234V101H232V99H230ZM17 99V100H16ZM53 99V100H52ZM104 99V98H103ZM103 99H101V101L103 100ZM107 99V98H106ZM117 99V98H116ZM115 99V100H116ZM159 99V100H158ZM165 100V101H170L171 103H172V105L170 104V102H169V105L168 104H166L163 100ZM171 99H175L174 101L175 102H173V100H171ZM203 99V100H202ZM214 99V100H213ZM225 99H227V100H225ZM247 99V100H246ZM2 100H3V102H2ZM8 100V101H7ZM14 100H15V102H14ZM41 100H43V102H40ZM48 100H50V101H52L51 102V105H50V103L48 104L47 102H48ZM56 100V101H55ZM108 100H112V99H109V97H108ZM114 100V99H113ZM114 100V101H115ZM118 100L120 101V99L118 98ZM177 100V101H176ZM190 100V101H189ZM205 100H208L211 104H209V102L206 104L205 103ZM221 100V101H220ZM225 100V101H224ZM262 102H261V101ZM17 101H18V103H17ZM45 101V102H44ZM49 101V102H50ZM72 101H73V99H72ZM72 101L70 102V103H72ZM97 103L98 104H100V105H102L103 104V106H104V103H100L99 102V100H98V98H97ZM114 101H113V103H114ZM118 101V102H119ZM139 101V100H138ZM148 101V102H149ZM180 101V102H179ZM196 101V102H195ZM201 101H203V102H201ZM212 101V102H211ZM215 101V102H214ZM219 101V102H218ZM228 101H230V102H228ZM103 102H105L106 103V101H103ZM109 101H107V103H108ZM117 102V101H116ZM117 102V103H118ZM178 102H179V104H178ZM224 102V103H223ZM225 102H226V104H225ZM244 102V103H243ZM246 102V103H245ZM249 102V103H248ZM251 102V103H250ZM5 103V105H2V104H4ZM16 103H17V105H16ZM44 103H46V104H48V105H44V106H46V107H44V106H42L41 107V105H43ZM53 103V104H52ZM55 103H57L56 105H54ZM78 103V104H77ZM88 103H90V104H88ZM106 103V104H107ZM112 103V102H111ZM113 103H112V105H113ZM120 103V102H119ZM118 103V104H119ZM162 103L165 105L164 107L162 106ZM176 105H174V104ZM202 103H204L206 106H208V107H206L204 104H202ZM214 103V105H212ZM223 103V104H222ZM229 103H231V104H229ZM234 104V107H233V104ZM7 104V105H6ZM9 104L11 105V107L9 106ZM18 104L20 105V107H18ZM64 104V103H63ZM87 104H88V106H87ZM97 104V105H98ZM115 104V103H114ZM117 104V105H118ZM138 104V105H137ZM192 104V106H190ZM201 104V106L203 107H201V106H199ZM237 104V105H236ZM251 104V107L249 106ZM18 108H20V109H18V111L19 110H21L22 112H19V113H22V114H24V116L21 114V116H20V114L18 113V112H16L15 111V109H17V107ZM53 105V106H52ZM77 105L79 106V107H77ZM112 105H110V107L112 106ZM115 106V107H119V108H121L120 107V105L119 106ZM129 105H130V107H129ZM146 105H148V103L146 104L145 103V106ZM168 105V106H167ZM183 106L184 107V109H186V107L187 108H189L188 109V112L190 113H188L187 112V109L186 110H183V107H182V109H181V107H180V111L181 112H175L176 111V109L178 108V106ZM184 105H186V107L184 106ZM194 107V108H196L197 106H198V109H190V107ZM212 107H211V106ZM231 107H230V106ZM244 107H243V106ZM245 105L246 106H248V107H246L245 108ZM4 106H8L9 107V109H8V107H4ZM15 106V107H14ZM47 106H51L52 107V109H50L49 110V108L47 107ZM59 108H58V107ZM85 106V107H84ZM107 105H105V107H106ZM109 106V105H108ZM107 106V109H108V111L109 112H111L112 114H111V116L112 115H114V116H116L115 114L117 113V111H118V113L121 111V109H119V110H117V108L115 109L113 106V108H114V111H112V109H111V111L109 110L110 109V107H108ZM136 106V107H135ZM159 106H161V107H159ZM177 107L176 109H175V107ZM205 106V107H204ZM240 106H241V108H240ZM42 108L43 110H44V108H46V110H45V113H46V116H45V114L43 113L44 111L42 110V109H40V108ZM54 107V108H53ZM100 107V106H99ZM111 107V108H112ZM168 109H167V108ZM199 107H200V109H199ZM211 107V108H210ZM243 107V108H242ZM254 107V108H253ZM2 108V109H1ZM12 108H14V111L16 112V114H15V112H14V115H13V109ZM57 108L59 109V110H57ZM122 108V110H124ZM127 108V109H128ZM171 108V109H170ZM202 108V109H201ZM221 108H222V110H221ZM234 108V109H233ZM8 109V110H7ZM37 109H39V110H37ZM55 111H54V110ZM62 109V110H61ZM101 109V108H100ZM104 109V108H103ZM106 109V110H107ZM204 109H205V113L203 112H200L199 110H203L204 111ZM228 109V110H227ZM240 109H241V111H240ZM242 109H244V110H242ZM245 109H246V113L245 112H243V111H245ZM5 110H7V112H4ZM49 112H48V111ZM65 110H67V111H69L73 116H71V115H68L69 113H67L66 114V112L67 111H65ZM102 110V109H101ZM105 109L103 110L105 113H103L102 114V111H99L100 113H99V115H100V117H102V120H105V119H107V120H109V121H112V120H115V117L114 116H110V114H109V112L108 111H106ZM117 110V111H116ZM161 110H163V111H161ZM167 110H168V113H167ZM172 110V113L170 112ZM175 110V111H174ZM217 110H218V112H217ZM220 110V111H219ZM230 110V111H229ZM239 110V111H238ZM250 110L252 111V113H250ZM254 110V111H253ZM33 111V112H32ZM39 111H40V113H39ZM54 113H52V112ZM59 111V112H58ZM63 111H65L64 113H63ZM166 112V113H163V112ZM183 111V112H182ZM192 111V112H191ZM208 111V112H207ZM226 111V112H225ZM28 112H30V113H28ZM47 112H48V114H47ZM51 112V114L49 115V113ZM57 112V113H56ZM61 112V113H60ZM106 112L108 113V115H109V117H108V115L106 114ZM169 112H170V115H168L169 114ZM175 112V113H174ZM184 112L185 113H187V114H184ZM199 112L200 113H202V120H201V114H199ZM220 112V114H218ZM221 112H222V114H221ZM230 112H235V113H230ZM258 112H260L259 114H262V117L261 118H258V117H260L259 116V114H258ZM5 113H6V115H5ZM34 113V114H33ZM39 113V114H38ZM41 113H43V115L41 116ZM56 113V114H55ZM177 113V114H176ZM179 113V114H178ZM181 113H183L184 115H183V117H180V118H182L183 120H185V121H183L182 119L180 120L181 121V123H179L180 121L179 120H177V117H178V115H180L181 116ZM191 113L192 114H194V115H192V116H194V117H190V115H191ZM207 113V114H206ZM229 113V114H228ZM240 113L242 114L241 116H240ZM249 113H250V115L252 114L253 115V117H251L250 115H249ZM254 113H256V114H254ZM19 114V115H18ZM32 114H33V116H32ZM66 114V115H65ZM76 114H77V111H76ZM80 114V113H79ZM102 114V115H101ZM104 114H105V116H104ZM155 114H157V115H155ZM189 114V115H188ZM203 114H204V116H203ZM236 114V115H235ZM4 115V116H3ZM26 115H28V116H26ZM35 115V116H34ZM47 115H49L48 117H47ZM56 116L57 117V121L59 122V120L61 121V122H57V121H55V119L52 117V116ZM60 115V117H58ZM61 115H64V116H61ZM167 115H168V117H167ZM175 115H177L176 116V118H175ZM200 115V117L198 118V116ZM241 117V120H240V117ZM248 115V117H250L249 118V120H248V117H246ZM14 116L16 117V118H18L19 117V120L18 119H16L17 120V122H16V120H15V118H14ZM45 117L46 119H44L43 118V122L40 120V119H42L41 117ZM65 116H67V117H65ZM104 116V117H103ZM172 116H173V118H175V120L172 118ZM184 116H186L187 118H188V121L190 120V121H192V122H195L196 120H197V124H198V121H199V123L201 122L202 124H203V127L201 128L200 127V129H198L196 126H198L197 124H196V122L195 123H193L192 124V122L191 123H189V124H187L188 122H186L187 121V119H186V117L184 118ZM225 116V117H224ZM228 117V119L230 120H228L227 119V117ZM234 116V117H233ZM255 116H257V117H255ZM9 117V118H8ZM23 117V118H22ZM73 117V120L71 119ZM74 117H77V118H74ZM88 117H90V116H88ZM105 117H107V118H105ZM165 117L166 118H168L167 120L165 119ZM172 118V120H171V118ZM208 117V118H207ZM230 117V118H229ZM238 117V118H237ZM11 118H13L15 121L14 122H16V127H17V129H15V127H14V123H13V121H10L9 119H11ZM49 118V119H48ZM53 120H52V119ZM110 118V119H109ZM164 118V119H163ZM179 118V117H178ZM193 118V119H192ZM198 118V119H197ZM224 118H226V119H224ZM236 119V121H235V119ZM247 118V119H246ZM252 118V119H251ZM257 120H256V119ZM13 119H11V120H13ZM21 119V120H20ZM64 119V120H63ZM67 119V120H66ZM70 119H71V121H70ZM140 119V118H139ZM196 119V120H195ZM201 121H200V120ZM208 120V122H206L207 120ZM232 119L234 120V121H232ZM262 119H263V121H262ZM32 120H30V122H29V124L31 125V122H33ZM50 120H52L55 124H53V122H52V124H53V126L50 124L51 123V121ZM76 120H77V122H76ZM87 120H88V122H87ZM160 120V121H159ZM260 120V121H259ZM19 121H21V124H20V122ZM67 122V125L68 126H71V127H67V126H65V124H62V122L63 123H66ZM81 122V124H83L82 126H80L79 127V129H80V132H82L80 135V137H82L83 136V134H84V130H85V135H87L86 137L87 138H81V139H84V141L82 142V140L80 139V137L78 136L79 135V129L78 128H75L76 127V125H77V127H78V124L79 125H81L80 123H78V122ZM179 121V122H178ZM249 121H250V123H249ZM5 122H7V124L10 122L12 125H10V123L7 125ZM22 122H23V124H22ZM39 122H38V124H39ZM48 122H49V124H48ZM70 122V123H69ZM71 122H73L74 124H71ZM76 122V123H75ZM176 122H178L177 124H176ZM182 122H185V123H183L182 124ZM204 122H206V123H204ZM33 123H35V121L33 122ZM78 123V124H77ZM174 123V124H173ZM201 123H200V126H201ZM231 123H233V126H232V124ZM250 124V125H248V124ZM251 123L253 124V126L251 127ZM6 125V126H3V125ZM27 124V125H26ZM191 124V125H190ZM194 124H195V128H197V129H195L194 128ZM204 124H206V125H204ZM245 124H246V126H245ZM255 124V125H254ZM9 125H10V127L12 128V129H10V127H9ZM35 125V124H34ZM37 125V124H36ZM36 125H35V127H36ZM56 125H57V129H54L55 127H56ZM61 125V126H60ZM62 125H63V127H67V128H63L62 129ZM2 126V127H1ZM33 126V125H32ZM39 126V125H38ZM55 126V127H54ZM62 129L61 130V132H60V128ZM84 126H86L85 128H84ZM248 126H250L251 127V129L252 128H254V129H250V127H248ZM255 126V127H254ZM4 127H7L8 128V131H7V128L5 129ZM18 127H20V128H18ZM29 127H31V126H29ZM28 127V128H29ZM73 127H74V130H73ZM199 127V126H198ZM246 127H248V128H246ZM4 128V129H3ZM24 128V129H23ZM38 128H40V126L38 127ZM46 128V129H45ZM69 128V129H68ZM188 128V127H187ZM257 130H256V129ZM10 129V130H9ZM15 129V130H14ZM66 129H67V131H69L68 133H69V135L67 134V131H66ZM70 129H71V132H70ZM247 129V130H246ZM4 130V131H3ZM32 131V132H30V131ZM43 130V131H44ZM57 130H58V132H57ZM65 131V132H63L62 133V131ZM73 130V131H72ZM238 130H239V132H238ZM263 130V131H262ZM10 131V132H9ZM21 131V132H20ZM23 131V132H22ZM26 131H27V133H29V134H26ZM77 131V132H76ZM208 131V132H207ZM236 131H237V133H236ZM247 131H250L252 134H250V133H248ZM253 131V132H252ZM7 132V133H6ZM17 132V133H16ZM18 132H19V134H18ZM52 132V133H51ZM55 132V133H54ZM60 132V133H59ZM76 132V133H75ZM79 132V133H78ZM206 132V133H205ZM210 132V133H209ZM15 133V134H14ZM24 133H25V136H24ZM50 133H51V135H50ZM61 133L63 134V136L65 135L66 137L64 138L63 136H60L61 135ZM65 133V134H64ZM71 133V134H70ZM74 134V137H70L71 139L73 138V139H77L78 141L80 140V142L77 144V149L78 150H76L75 149V154H77L78 152V154H80V155H74V152H72L73 150H74V148L76 147L75 146V144H74V140L72 139V141L70 142V140L68 141V139H69V136H73V134ZM244 133H246L245 135H244ZM258 133V134H257ZM262 133V134H261ZM18 134V135H17ZM67 134V135H66ZM203 134V135H202ZM260 134V136H258L257 137V135H259ZM8 135V136H7ZM23 135V136H22ZM26 135H28L27 136V138H26ZM84 135V136H85ZM202 135V137H200V136ZM236 135H238V136H236ZM21 136V137H20ZM31 136V137H32ZM76 136V137H75ZM83 136V137H84ZM236 136V137H235ZM243 136V137H242ZM6 137V138H5ZM12 137V138H11ZM37 137V136H36ZM47 137V138H46ZM60 137V138H59ZM203 137H205V138H203ZM241 139H240V138ZM245 137V138H244ZM254 137V138H253ZM261 137H264V135L263 136H261ZM35 138V137H34ZM65 140H64V139ZM234 138L236 139V141L234 140ZM30 139H33V137L32 138H30ZM37 139V138H36ZM48 139V140H47ZM218 139V140H217ZM237 139H240L239 141L237 140ZM243 139V140H242ZM55 140H57V141H55ZM58 140H59V142H58ZM61 140L62 141H65V143L63 142L61 145V147H63V150H64V148H66V151L64 150H62V149H60L59 148V145H58V143H60L61 142ZM196 140H198V139H195V141ZM255 140V141H254ZM53 141L54 142H56L57 144H55V143H53ZM172 141V142H171ZM177 141V140H176ZM175 141V142H176ZM215 141V142H214ZM222 141V142H221ZM230 141L232 142V143H230ZM241 141V142H240ZM259 142V143H255V142ZM263 143H262V142ZM26 142V141H25ZM54 144L53 145V147H50V146H52V143ZM66 142H70L68 145H69V147H70V149H71V147L73 146V149H71L69 152H67V150L69 149V147L67 148V146L68 145H66V147H65V144H67ZM72 142H73V144H72ZM77 142V141H76ZM163 142H164V144H163ZM211 142V143H210ZM245 142V143H244ZM254 142V143H253ZM159 143V144H158ZM171 143H174V144H171ZM177 143V142H176ZM214 143V144H213ZM225 143H227V142H225ZM235 145H234V144ZM242 143H244V144H242ZM248 143H250V144H248ZM262 143V144H261ZM211 144H213V145H211ZM215 144H216V146H215ZM218 144V145H217ZM232 144V145H231ZM237 144V145H236ZM261 144V145H260ZM58 145V146H57ZM64 145V146H63ZM165 145V146H164ZM204 145H207V146H204ZM249 145H250V147H249ZM256 145V146H255ZM1 146V145H0ZM80 148H79V147ZM84 146V147H83ZM86 146V147H85ZM177 147L178 148V150L175 152V154H174V156H172V157H167L168 155H165L164 153H162V152H157V147H159L160 149H168V148H171V147ZM204 146V147H203ZM234 146V147H233ZM238 146V147H237ZM246 146V147H245ZM261 146V147H260ZM166 147V148H165ZM206 147H210V149H208L207 150V148ZM213 147H215V148H213ZM219 147V148H218ZM237 147V148H236ZM240 147V148H239ZM83 148H84V150H83ZM176 148V149H177ZM205 148V149H204ZM218 148V149H217ZM243 148V149H242ZM50 149V150H49ZM87 149V150H86ZM212 149H214V151L212 150ZM216 149V150H215ZM241 149V150H240ZM256 149V151H254ZM56 150H58L59 151V154H58V156H57V154H56ZM61 150H62V156L64 155L63 154V152H65V153H67V154H65L66 156H67V159H64V161L62 160L63 158L61 157ZM181 150H182V152H181ZM238 150L239 151H243L242 153H239L238 152ZM259 150V151H260ZM47 151V150H46ZM45 151V152H46ZM52 151V152H51ZM87 151V152H86ZM207 151H211V153L212 154H215V155H213L212 157L213 158H211L210 156V154H208V152ZM213 151V152H212ZM248 151V152H247ZM257 153V154H259L258 156H256V154L254 153ZM55 152V153H54ZM83 152H85V153H83ZM89 152V153H88ZM206 152V153H205ZM215 152V153H214ZM32 153V156H29L30 154ZM58 153V152H57ZM70 153H73V154H70ZM145 153V154H144ZM158 153V154H157ZM178 153V154H177ZM181 153V154H180ZM210 153V152H209ZM216 153H218V154H216ZM239 153V154H238ZM244 153V154H243ZM5 154H6V156H5ZM9 154V155H8ZM13 154V155H12ZM24 154V155H23ZM55 156H54V155ZM70 154V155H69ZM87 154V155H86ZM143 155V157H141L142 155ZM150 154V155H149ZM207 154L209 155V157L207 156ZM238 154V155H237ZM246 154V155H245ZM254 156H253V155ZM14 155H15V157H14ZM42 155H44V156H42ZM51 155V156H50ZM74 155V158L72 157ZM129 155V156H128ZM149 155V156H148ZM182 155V156H181ZM218 155H219V157H218ZM224 155V154H223ZM241 155V156H240ZM248 155V156H247ZM7 156H8V158H7ZM28 156H29V158H28ZM34 156H35V158L37 159H35L34 158ZM46 156H50L49 158L48 157H46ZM57 156V157H56ZM72 158H71V157ZM78 156V157H77ZM87 156V157H86ZM160 156H162V157H160ZM244 156V157H243ZM256 156V157H255ZM11 157V158H10ZM27 157V158H26ZM39 157H43V158H46V160H48L46 163L48 164V162H49V164L47 165L46 163H45V161L42 163V161H43V158H39ZM52 157V158H51ZM58 157H60V159L58 158ZM64 157V156H63ZM68 157H70L69 159H68ZM76 157V158H75ZM93 157V158H92ZM94 157H99V159H98V162H96L97 161V159L96 158H94ZM109 157H110V159H109ZM133 157H135L134 158V160H133ZM138 157V158H137ZM149 157V158H148ZM160 157V158H159ZM164 157V158H163ZM165 157L167 158V161H164V160H166L165 159ZM176 157H178V159L176 158ZM208 157V158H207ZM229 157V158H228ZM247 157H249V160H248V158ZM18 158V159H17ZM34 158V159H33ZM57 158V159H56ZM66 158V157H65ZM90 158H91V161H93L92 163H89L90 162ZM100 158H104L103 160L102 159H100ZM159 158V159H158ZM180 158H182V160L180 159ZM224 158V159H223ZM244 159L243 161H244V163H245V165H244V163H242L243 161H242V159ZM251 158H252V161H251ZM254 158V159H253ZM257 158V159H256ZM261 158V159H260ZM13 159V160H12ZM25 159V160H24ZM52 159V160H51ZM56 159V160H55ZM92 159H94V160H92ZM107 160V162H105L106 160ZM151 159V160H150ZM164 159V160H163ZM177 159V160H176ZM194 159V158H193ZM204 159V160H203ZM225 159H227V160H225ZM229 159V160H228ZM258 159H260L261 160V162H260V160H258ZM45 160V159H44ZM50 160V161H49ZM57 160H59V161H57ZM121 162V164H119V165H117V163H119V161ZM163 160V161H162ZM173 162V164H176V162H179V163H177L176 164V168H175V165H174V170H172V172H169L170 170H168V169H166L167 168V165L169 164V162L170 163H172L171 161ZM211 160L214 162L215 160H219V161H224L225 162V164H226V162L227 161H230L231 160V162H230V164H228V165H224V169L223 168H221V169H210V171H209V168H206V163H213V162H211ZM8 161H10V162H8ZM17 161H18V163H17ZM22 161V162H21ZM32 161V162H31ZM39 161H41V163H39ZM64 163H63V162ZM67 161H69L68 162V164H66L67 163ZM113 161V162H112ZM131 163H130V162ZM134 161V162H133ZM141 161H143L142 163H141ZM151 161H152V163H151ZM187 162H186V164H188V160H186ZM246 161V162H245ZM258 161V162H257ZM14 162V163H13ZM21 162V163H20ZM31 162V163H30ZM52 162V165H53V168H51L52 167V165L50 164ZM54 162V163H53ZM95 162V164L93 165V163ZM102 162V163H101ZM114 162H116V164L114 163ZM122 162H123V164H122ZM127 162V163H126ZM138 162V163H137ZM155 162V163H154ZM167 162V163H166ZM198 164H197V163ZM248 162V163H247ZM256 162V163H255ZM3 165H2V164ZM13 163V164H12ZM16 163V164H15ZM23 163H24V165H23ZM27 163H29V165H27ZM40 165H39V164ZM97 163L98 164H100L99 166H102V167H99V166H97V168H96V165H97ZM105 163V164H104ZM108 163V164H107ZM139 163H140V165H139ZM143 163H144V165H143ZM147 163V164H146ZM194 163H196V164H194ZM234 163H238V164H236V165H238V169L239 170H237L238 171V175H239V177H238V175L236 176L240 181H241V178H242V175H244V174H242V173H246L244 176H243V178L244 179H242V181L244 182L243 184V186H246L247 185V190H248V195H247V193H246V195H244L245 194V192H247V190L244 188V187H242V185H241V182H240V185H239V182H238V180H234V174L235 173H237V171L236 172H234L233 171V169L236 167V165L234 164ZM257 163H259V166H258V164ZM20 164H22V166H20ZM55 164V165H54ZM61 164H63V165H61ZM69 164H71V166H69ZM136 164H138V165H136ZM142 164V165H141ZM205 164V165H204ZM235 165V167H233L234 165ZM239 164H240V167L241 168H239ZM261 164H263V165H261ZM32 165V166H31ZM45 165H46V168H45ZM89 165H91V166H89ZM93 165V166H92ZM114 165H116V166H114ZM165 165V166H164ZM200 165H202V168H201V166ZM230 165H232V167L231 168H233V169H231L233 172H234V174H233V178H232V176H231V174L229 173V172H231L232 173V171H230V170H226V168L228 167L229 169H230ZM249 165V166H248ZM252 165V166H251ZM7 166V167H6ZM28 166H30L31 168H29ZM42 166H44V167H42ZM55 166H57V167H59V168H56V170L58 169L59 171L57 172L56 170H55ZM63 166V167H62ZM77 166V167H76ZM83 166V167H82ZM94 166H95V168L98 170L99 168H100V171L101 170H104L105 169V167H107V169H111L110 171L112 172V173H110L109 172V170H108V172H107V169H105L104 171H101L100 173H101V175L98 173L99 172V170L95 173L94 171H96L95 169H94ZM113 166V167H112ZM125 166V167H124ZM127 166H129V167H127ZM143 166V167H142ZM157 166V167H156ZM199 166H200V169H199ZM242 166H244V167H242ZM251 166V167H250ZM45 168V169H40V170H37L38 168ZM75 167V168H74ZM92 167V168H91ZM99 167V168H98ZM104 167V169H102ZM114 167H115V169H114ZM137 167H139L137 170H136V168ZM146 167H149L148 169L146 168ZM180 167V168H179ZM8 168V169H7ZM23 168V169H22ZM27 168V169H26ZM29 168V169H28ZM67 168H68V170H67ZM91 170V172L89 171V169ZM113 168V169H112ZM116 168L118 169L117 171H118V173H117V171H116ZM124 170H123V169ZM145 168V169H144ZM236 168V169H237ZM242 168H245V170H244V172H243V169ZM250 168V169H249ZM21 169H22V172H21ZM31 169H32V172H31ZM60 169H61V174H60ZM69 169H70V171H69ZM94 169V170H93ZM127 169H129V172H128V170ZM175 169H176V171H175ZM200 170L199 172H201V175H199L200 173L198 172V170ZM207 171H206V170ZM8 170V171H7ZM27 170H29V171H27ZM48 170V171H47ZM63 170H64V172H63ZM67 170V171H66ZM75 170V171H74ZM81 170V171H80ZM114 170H115V172H114ZM127 170V171H126ZM143 170V171H142ZM147 171V173H145V171ZM166 170H168V171H166ZM196 170V171H195ZM201 170H203V171H201ZM222 172H224V173H222ZM242 170V171H241ZM24 171V172H23ZM35 171L37 172V174H38V176L36 175V174H34L35 173ZM43 171H46V172H48V174H47V176L49 177L50 175L51 176H53V177H55V176H57V177H55L54 179L50 176V179L46 176V174H45V172L43 173V174H41ZM52 173H51V172ZM106 171V172H105ZM137 172V173H135V172ZM139 171V172H138ZM154 171H156V172H154ZM185 171V172H184ZM205 171V172H204ZM213 171H214V173H213ZM219 171V172H218ZM227 171H229L228 173H226ZM239 171H241V174L239 173ZM249 171V172H248ZM26 172L28 173V175L30 174V172L34 175H29V178H28V175H26ZM34 172V173H33ZM57 172V173H56ZM113 172H114V174H113ZM153 172V173H152ZM173 172L174 173H176L177 172V174L178 175H180V173H181V178H182V174L184 175L183 176V180L182 179H179L180 177L177 175H175L174 176V174H173ZM182 172H184V173H182ZM189 172V173H188ZM204 172V173H203ZM206 172H209V176L208 175H206L207 173ZM257 172V173H256ZM260 172H262V174L260 173ZM1 173L3 174V176L1 175ZM53 173H55V176H54V174ZM64 173L66 174V175H64ZM67 173H69V174H67ZM95 173V174H94ZM108 173H110L111 174V178H110V174H108ZM144 173V174H143ZM169 173L171 174V176L169 175ZM187 173V174H186ZM220 173H222V174H220ZM22 174V175H21ZM41 174V175H40ZM57 174V175H56ZM72 176H71V175ZM81 174V175H80ZM86 174V175H85ZM93 174H94V176H93ZM100 175L99 177H97V179H99L98 181H97V179H96V176L95 175ZM104 174V175H103ZM108 174L109 176H106V175ZM121 174H123L122 176L124 177V178H122V177H120L121 176ZM125 174V175H124ZM131 174V175H130ZM135 174H137V178L135 177L136 175ZM142 174H143V176H145V177H143L144 178V180H140V177H142ZM155 175V177H154V179L156 180V181H154V179H152L153 178V175ZM210 174H211V176H210ZM220 174V175H219ZM224 174V175H223ZM227 174H229L230 176H228ZM37 177H36V176ZM62 175V177H60ZM82 175H83V177H82ZM91 175L93 176V177H91ZM113 175V176H112ZM114 175H116V178H118V179H116L115 181H114ZM129 175H130V177H129ZM139 175H141V176H139ZM152 175V176H151ZM157 175V176H156ZM206 175V176H205ZM236 175V174H235ZM263 175V176H262ZM33 178V179H31V177ZM41 176V177H40ZM44 176V177H43ZM64 176H67V179L65 180V178L66 177H64ZM70 176V177H69ZM74 176V177H73ZM103 176H105L106 177V179H104L105 177H103ZM118 176V177H117ZM165 176V177H164ZM166 176H168V177H166ZM202 176V177H201ZM216 176V177H215ZM221 177V178H217V177ZM27 177V178H26ZM38 177H40V178H38ZM43 177V178H42ZM69 177V178H68ZM91 177V178H90ZM139 177V178H138ZM160 177V178H159ZM170 177H172V178H170ZM184 177H186L188 180H186V184H185V179L186 178H184ZM204 177V179H206V180H204V179H202ZM224 177V178H223ZM227 177H229V178H227ZM235 177V178H236ZM48 178V179H47ZM52 178V179H51ZM71 178H73V183H74V181H75V183H74V185H73V183H72V181L70 182L69 180H71ZM93 178V180H91ZM103 180H102V179ZM132 178H136V180L135 179H133L132 180ZM143 178H141V179H143ZM168 180L167 182H169V180H170V187H166V189L165 188H162L161 189V186L163 187L164 185V181H165V183L167 184V182H166V179ZM212 178V179H211ZM226 178V179H225ZM263 178V179H262ZM55 179H56V181H55ZM60 179V180H59ZM75 179V180H74ZM139 179V180H138ZM145 179H149L148 181L147 180H145ZM177 179V180H176ZM190 179V180H189ZM214 179V180H213ZM227 179H230V181H229V184H228V181H227ZM3 180V181H2ZM29 182H28V181ZM30 180H32V181H30ZM35 180V181H34ZM39 180H42V181H39ZM51 180V181H50ZM67 180L70 182V187H67V186H69V184H68V182H67ZM87 180V181H86ZM101 180H102V183H100V184H105V185H103V187L105 188L106 187V189H107V191H108V193H105L104 194V192L106 191H104V188L101 186V185H99V181L101 182ZM123 180V182L124 181H126L125 183H122L121 181ZM131 180V181H130ZM151 180V182L149 183V181ZM159 180V181H158ZM164 180V181H163ZM182 180V182H180ZM199 180V181H198ZM223 180V181H222ZM225 180H226V182H225ZM53 181V182H52ZM64 181L67 183V186H66V188H65V186L64 185H66L65 183H64ZM89 181V182H88ZM107 181V182H106ZM115 182V184H113V182ZM121 183V188L123 187V189H119V186H120V184L118 183ZM133 181V182H132ZM138 181H140V182H138ZM141 181H142V183H143V181H145L143 184H141ZM147 181V182H146ZM161 181V182H160ZM163 181V182H162ZM191 181V182H190ZM205 181V182H204ZM209 181H211L210 182V184L208 185V183H209ZM213 181H215V182H213ZM233 181H235V183H236V185L237 186H239L240 188H237V187H234V189L235 190H233V186H235V183L233 184ZM41 182V183H40ZM63 184H62V183ZM80 182H82V183H80ZM94 182V183H93ZM98 183V188L96 189V185H97V183ZM104 182V183H103ZM137 182V183H136ZM155 183V182H157L156 183V186L158 187V186H160V189L159 190H163L162 191V194H161V191H158V190H156V189H154L156 186H155V184H153V183ZM220 182V183H224L223 185L222 184H218V183ZM231 182H232V184H231ZM19 183V184H18ZM30 183V184H29ZM37 183V184H36ZM55 183H56V185H55ZM61 183V185L64 187V190L65 191H62L63 190V187L60 185L59 186V184ZM71 183H72V185H71ZM84 183V184H83ZM88 183H90V184H88ZM106 183H108L107 184V186H106ZM146 183V184H145ZM147 183H149V185L147 184ZM159 183V184H158ZM160 183L162 184V185H160ZM189 183H191L190 184V186L188 185ZM202 183V184H201ZM212 183H213V185H212ZM247 183V184H246ZM21 184V185H20ZM39 184H41V186L39 185ZM80 184H81V186H80ZM92 184V185H91ZM94 184H96V185H94ZM109 184H110V186H109ZM117 184V185H116ZM119 184V185H118ZM127 184V185H126ZM130 184H132V185H130ZM145 184V185H144ZM153 184V185H152ZM166 184H165V186H166ZM184 184V185H183ZM215 184H217V185H215ZM2 185V186H1ZM6 185V187H4L3 188V186H5ZM20 185V186H19ZM53 185V186H52ZM88 185V186H87ZM89 185H90V189H92L93 191H94V195H92V196H90V194H93V191H91L90 189H89ZM114 185H116V189H115V191H117V193L119 194L120 192H124L125 193V195H126V198H127V196L128 195H130V197H132L133 195L134 196H136V197H134L133 196V198H132V200H134L135 198H136V200H134L135 202L137 201V203H136V207H137V209H136V207H134L135 205H133V204H135V203H133L132 202V200L130 201V199L131 198H127V201H128V199H129V201H128V203L127 202H125L126 201V198H125V195L123 196V195H121V194H119L118 196H120V197H118V198H116L117 197V193L114 191V188H115V186ZM133 185H135V188H134V186ZM138 187H137V186ZM141 185L144 187H141ZM203 185V186H202ZM215 185V186H214ZM222 185V186H221ZM231 185H233V186H231ZM29 186V187H28ZM33 186H36V187H33ZM54 186H56V187H58V188H56V187H54ZM75 186V187H74ZM83 186V187H82ZM86 186V187H85ZM95 186V189L93 188ZM112 186H113V188H112ZM118 186V187H117ZM131 186V187H130ZM148 188V190L146 189V187ZM149 186H153V187H149ZM167 186H169L168 184H167ZM183 186H185V187H183ZM211 186V187H210ZM225 186V188H222V187H224ZM229 186V187H228ZM250 186L252 187V189H251V191H250ZM47 187V188H46ZM71 187L73 188H75V191L76 190H78V191H74V188H73V190L71 189ZM102 187L103 188V190L101 189L100 190V188ZM109 189H108V188ZM127 187H130V188H127ZM156 187V188H157ZM183 189H182V188ZM201 187V188H200ZM203 187V188H202ZM219 187H220V190H219ZM242 187V188H241ZM248 187H249V189H248ZM253 187H254V189H253ZM263 187V188H262ZM5 188H7L6 190H8L7 192H5L4 193V191H6L5 190ZM29 188H30V190H29ZM32 188V189H31ZM39 188H41V189H39ZM51 188V189H50ZM54 188V189H53ZM70 188V191L69 190H67L66 191V189H69ZM89 189V191H88V189ZM125 188V189H124ZM128 190H127V189ZM145 189V191L147 190V194L145 193L144 194V192H143V190ZM152 190H151V189ZM159 188V187H158ZM157 188V189H158ZM172 188V187H171ZM186 188V189H185ZM226 189V191L224 190H222V189ZM239 190L238 191V194H237V196L234 194V193H237V189ZM243 188H244V190H243ZM257 188L259 189L258 190V194H261L262 196L260 197V199H262L261 200V202L263 203V204H260V203H258L259 201H260V199H259V196H257L256 195V193L257 192H255V191H257ZM2 189H3V191H2ZM47 189H49L50 191H48ZM57 189H59V190H57ZM86 189V190H85ZM131 189V190H130ZM132 189H133V192H132ZM142 190V192H140L139 190ZM185 189V190H184ZM197 189V193L199 194V196H197V194H196V190ZM202 190V189H204V191H201L200 192V190ZM230 189V190H229ZM243 190L244 191V193L243 192H241V193H239L240 192V190ZM263 190L262 192H261V190ZM10 190V191H9ZM57 190V191H56ZM100 190V191H99ZM111 190V191H110ZM119 190H120V192H119ZM124 190V191H123ZM136 190L137 191H139V192H137V193H140V196H139V194H133V193H135L136 192ZM154 190H156V192H159V193H157L156 194V192L154 191ZM11 191H12V193H11ZM47 191V192H46ZM56 193V194H54V192ZM74 191V192H73ZM88 191V192H87ZM95 191H96V195L98 194V192L99 193H103V194H101V195H99V196H96L95 195ZM106 191V192H107ZM112 191H113V193H112ZM126 191V192H125ZM128 191V192H127ZM135 191V192H134ZM194 191H195V197H194V200H193V196H194ZM208 191H209V194H206V193H208ZM222 191H223V193H222ZM234 191V192H233ZM260 191V192H259ZM1 192H2V194H1ZM10 192V193H9ZM32 192V193H31ZM33 192H35V193H33ZM43 192H45L44 194H42ZM58 192V193H57ZM67 192H69V195H71V193H72V195L70 196L71 197V199H70V197H69V195L67 196ZM131 192H132V194H131ZM151 192H154L155 194H156V196L153 194V193H151ZM166 192V193H165ZM202 192H203V196L202 197H200L201 196V194H202ZM221 192V193H220ZM225 192V193H224ZM232 192H233V194L234 195H232ZM255 193L254 194V196L256 195L257 196V199L256 198H253L254 196H253V194L252 193ZM13 193L15 194V195H13ZM30 193H31V195L32 196H30ZM74 193H75V195H74ZM78 193H80L79 194V196H78ZM114 193H116V194H114ZM126 193H128V194H126ZM142 193H143V195H142ZM150 193V195H151V197L148 195ZM164 193H165V195L167 196V197H165V195H164ZM169 193V194H168ZM4 194V195H3ZM5 194H6V196H5ZM8 194V195H7ZM13 196H12V195ZM34 194V195H33ZM51 194V195H50ZM65 194H66V198H65ZM82 194V195H81ZM86 194H87V196H90V197H87L86 196ZM159 194V195H158ZM193 194V195H192ZM206 194V195H205ZM212 196H211V195ZM219 194V195H218ZM224 194L225 195V197H224V195L222 196V195ZM231 194V195H230ZM240 194V195H239ZM253 196H251V195ZM40 195V196H39ZM58 195H59V197L60 196H62V197H64L65 199H62V197H61V199L58 197ZM74 195V196H73ZM103 195H104V198H103ZM109 195V197H107ZM111 195V196H110ZM132 195V196H131ZM144 196V195H146L145 197H146V199L145 198H142V199H145V200H147L146 202H145V200L143 201L142 199L140 200V198L142 197V196ZM152 195H154V196H152ZM209 195V196H208ZM214 195V196H213ZM221 195V196H220ZM231 197H230V196ZM9 196H10V199H9ZM15 196V197H14ZM34 196V197H33ZM38 196H39V198H38ZM42 196V197H41ZM73 196V197H72ZM93 196H95L96 197V199H94V197ZM100 196H101V198H103L104 200H108V198L110 199V200H108L107 202L109 203H107V205H106V202H104L103 203V201L104 200H101V198H100ZM115 198V202H116V200H117V202H118V200L120 201H122L123 199H125L124 200V203H123V201H122V203L121 204H119V203H113V197ZM138 196H139V198H138ZM147 196H149L150 197V199H149V197H147ZM197 196V197H196ZM207 196V197H206ZM242 196V197H241ZM245 196V197H244ZM252 198H251V197ZM255 196V197H256ZM11 197H13L12 199H11ZM38 199H37V198ZM56 197H58V200L56 201H54L53 200V198H56ZM68 197V198H67ZM75 197H76V199H75ZM85 197H86V199L88 198V200H86L85 199ZM105 197H106V199H105ZM121 197H124V198H122L121 199ZM152 197H154L153 199H151ZM159 197V198H158ZM160 197H162L163 198V200H162V198H160ZM191 197H192V201H191ZM199 197V198H198ZM226 198V199H224V198ZM228 197H229V199L231 200V202H229L228 200ZM248 197V198H247ZM1 198V199H2ZM43 198V199H42ZM45 198H46V200H45ZM82 199V200H80L79 201V199ZM93 198V199H92ZM99 198H100V200H99ZM156 198H158L157 200H156ZM197 198H198V200H197ZM203 200H202V199ZM232 198V199H231ZM237 198V200H235ZM240 198V200H242V201H240L239 200V202H238V199ZM244 198H246V200L244 199ZM0 199V200H1ZM7 199H9V200H7ZM15 199V200H14ZM21 199V200H20ZM39 199H41V200H39ZM48 199H49V201H51V202H49L48 201ZM86 201H85V200ZM89 199H91V201L92 202H95V203H92ZM202 200V202H201V200ZM209 199V200H208ZM215 199H217L216 201H215ZM253 199H255V200H253ZM259 199V200H258ZM16 200H19L20 202L18 203V202H16ZM24 200H26V201H24ZM52 200L55 202H53L52 203ZM60 200V201H59ZM66 200H67V202H66ZM70 200V201H69ZM94 200V201H93ZM99 200V201H98ZM140 200V201H139ZM150 200H151V202H150ZM155 202H154V201ZM159 200L160 201H162V202H160V204H159V208H158V206H157V208H155V209H157V212H156V210L153 208V206H155L156 205V203H159ZM200 200V201H199ZM225 200V201H224ZM248 200H250V201H248ZM258 200V201H257ZM10 201V202H9ZM15 202L17 205H15V203H13V202ZM22 201V202H21ZM31 201H33V204L31 203ZM45 201V202H44ZM63 201V202H62ZM74 201H76L75 203H74ZM79 201V202H78ZM83 201V202H82ZM110 201H112V202H110ZM120 201V202H121ZM140 203H139V202ZM157 201V202H156ZM207 201H208V203H207ZM215 201V202H214ZM220 201H224V203H222V202H220ZM227 201V202H226ZM236 201H237V204H236ZM248 201V202H247ZM252 201H254V202H252ZM49 204H48V203ZM56 202H59V204L58 203H56ZM66 202V203H65ZM87 202H89V203H86ZM96 202L98 203L96 206L94 205V204H96ZM145 202V205L143 204ZM148 202H149V204H148ZM192 202V203H193ZM213 202H214V205H213ZM217 202H220L219 204L217 203ZM242 202V203H241ZM8 203H9V205H8ZM20 203H21V206H20ZM26 203V205L29 203V205L30 204H32V206L30 207L29 205L27 206V208L29 207V209H30V211L31 212H33V210H34V212H33V214L32 215H34V216H32V215H30L29 214V212L30 211H25V205L24 204ZM37 203V204H36ZM50 203H52V204H50ZM61 203V204H60ZM101 205H100V204ZM110 203H112V205H115L117 208H114L113 207V209L112 210H110L111 209V206L112 205H110ZM129 205H127V204ZM131 203H132V205H131ZM142 203V204H141ZM162 203V204H161ZM207 203V204H206ZM226 203V204H225ZM227 203H228V206H226L227 205ZM233 205H232V204ZM247 203H251L250 204V207L248 206V204ZM254 203V204H253ZM255 203H257V205H255ZM12 204V205H11ZM15 206H14V205ZM39 204V205H38ZM64 204V205H63ZM72 204H75V206L73 207L72 206ZM84 204H85V207H84ZM89 204V205H88ZM91 204V205H90ZM118 204H119V206H118ZM125 204H126V206H125ZM137 204H140V205H137ZM147 204V205H146ZM222 204V205H221ZM224 204H225V206H224ZM236 204V205H235ZM242 204H244L245 206H247L248 208H251V210L249 211L248 210V208H247V210L248 211H246V208L244 207V205H242ZM8 205V206H7ZM24 205V207H22ZM36 206V210H35V206ZM41 205H43L42 207H41ZM55 205H59L58 207L57 206H55ZM61 205V206H60ZM63 205V206H62ZM99 205H100V207H99ZM105 205V206H104ZM121 205V206H120ZM148 205L149 206H152L150 209H149V211H148ZM209 205V206H208ZM217 205V206H216ZM234 207V209H232L233 207ZM240 205H242V207H240ZM260 205H261V207H260ZM3 206H7V207H3ZM9 206L11 207V206H13L14 207V211H13V216L11 215L12 213V211H10L9 209ZM18 206V207H17ZM34 206V207H33ZM54 206H55V208H54ZM72 206V207H71ZM91 206V207H90ZM102 206H103V209H102ZM123 206V207H122ZM130 206H133V208L132 209H136V211H135V214L136 213H138V214H136L137 215V217H139V219L137 218V221L138 222H136V219L134 218V216L136 217V215L135 214H132V215H134L132 218H131V220L134 218V222L136 223V224H134L133 226L131 225L132 223L131 222H133V221H130V223L131 224H129L128 222H129V219H127V217H128V215H127V213H129V211H133V210H131L130 209ZM138 206H140V207H144L142 210H140V207H138ZM160 206H161V208H160ZM162 206H163V208H162ZM205 206V207H204ZM219 206V207H218ZM221 206V207H220ZM235 206H239L238 207V209L240 210V211H242V212H244V213H242V212H239V210L235 207ZM258 208H257V207ZM15 207H16V212H15ZM33 207V208H32ZM38 207H41L40 209H38ZM45 207H46V209H45ZM59 207H60V210H59ZM88 207V208H87ZM97 207H99V210H97V211H95L94 209H96ZM105 207V208H104ZM110 207V208H109ZM126 207V208H125ZM156 207V206H155ZM204 207V208H203ZM214 207V208H213ZM228 207V208H227ZM229 207H231L230 209H229ZM244 207V208H243ZM256 207V208H255ZM4 208V209H3ZM5 208H7V210L5 209ZM12 208V207H11ZM17 208H19L18 210L21 212V214H22V212H23V215L25 216V213L26 212H28L27 214H26V216H28V214L30 215V217L28 216V217H24L23 215V217H22V219H21V217H20V215H19V217H20V221L19 220H17V221H15L14 222V219L16 218L15 217V215H14V213H17V215H18V210H17ZM21 208V209H20ZM22 208H24L23 210H22ZM57 208H58V211H57ZM70 208H72V209H70ZM75 208V209H74ZM101 208V209H100ZM118 208H120V210L118 209ZM123 208V209H122ZM127 208H129V211H128V209ZM139 208V209H138ZM153 208V209H152ZM213 208V209H212ZM227 210H226V209ZM236 208V209H235ZM241 208H242V210H241ZM29 209H27V210H29ZM38 209V210H37ZM41 209L43 210V211H41ZM49 209V211H46V213L48 212V214H46L45 213V210H48ZM80 209V210H79ZM88 209V210H87ZM90 209H92V210H90ZM98 209V208H97ZM117 209V210H116ZM146 209V210H145ZM151 209L153 210V211H151ZM158 209L159 210H161L163 213L162 214H160L159 215V217L158 218H161L160 220L158 219V218H151L152 216H151V213H153V214H156V213H159L160 211H158ZM209 209H212V210H209ZM245 209V210H244ZM7 212H9V215H8V213H6V211ZM40 210V211H39ZM64 210V211H63ZM67 210H68V212H67ZM73 210V211H72ZM94 210V211H93ZM102 212H101V211ZM107 210H108V212H107ZM119 210V211H118ZM123 210H126V212L125 211H123ZM193 210L195 211V212H193ZM50 211H52L51 212V214L53 215V217L54 218H57V216H58V219H60V223L59 222H57L56 224H57V226H58V224H59V228L60 229H57V227H56V224H54L55 222H53V223H51L52 221H54L53 219H51L52 218V216L49 214L50 213ZM67 212L65 215H70L69 217L68 216H66L65 217V215H63L62 213H59V212ZM82 211V212H81ZM86 211V212H85ZM99 211V212H98ZM105 211H106V214H109V212H110V214L108 215L109 217L111 216V213H114V214H112V217L114 218V215H115V218L116 219H112L111 217H110V219H109V217H105ZM138 211H140V212H138ZM182 211V210H181ZM180 211V212H181ZM207 211L210 213L209 214V216H208V213H207ZM227 211V212H226ZM251 211L253 212V213H251ZM255 211V212H254ZM42 212H43V217L44 218H42L40 215H42ZM75 212V213H74ZM94 212V213H93ZM96 212V213H95ZM103 212H104V214H103ZM121 212H123L122 214H121ZM142 212H143V214H142ZM144 212H145V215H144ZM150 212V213H149ZM179 212V214L181 215L182 214V212L180 213ZM183 212V213H184ZM202 212V213H201ZM225 212V213H224ZM236 214H235V213ZM237 212H239V213H237ZM250 213V214H246V213ZM2 213V214H1ZM11 213V214H10ZM42 218L41 220L38 218V216H37V214ZM40 213V214H39ZM99 213V214H98ZM131 213H133V212H131ZM192 213V214H191ZM220 213V214H219ZM230 213H232V214H230ZM233 213H234V215H233ZM244 214V215H240V214ZM255 213V214H254ZM259 213H260V215H259ZM117 214H119L118 216H117ZM127 215V217L125 216V215ZM142 216H141V215ZM152 214V215H153ZM223 215V217H220V216H222ZM230 214V215H229ZM239 215V216H236V215ZM254 214V215H253ZM257 214H258V216H260V219H261V221H259L258 220V217H257ZM4 216V218H3V216ZM47 215H49V217H50V220H52V221H50L49 220V217L47 216ZM56 215V216H55ZM75 215V216H74ZM84 215V216H83ZM138 215H140L141 216V218H140V216H138ZM147 215V216H146ZM157 216H158V214H156ZM198 215H199V217H198ZM220 215V216H219ZM227 215H229L228 217H227ZM245 215H247V219H243V217L245 216ZM252 215V216H251ZM32 216V217H31ZM46 216V217H45ZM71 216H74V217H71ZM77 216V217H76ZM89 216V217H88ZM124 216H125V218H124ZM130 214H129V217L128 218H130ZM145 216V218H142V217H144ZM149 216V217H148ZM151 216V217H150ZM153 216H155V215H153ZM156 216V217H157ZM225 216V217H224ZM232 216V217H231ZM249 216V217H248ZM18 217V216H17ZM18 217V218H19ZM37 217V219L39 220V221H37L36 222V226L37 225H40L38 222H40V221H42V220H47V222H46V224L48 225V226H46V224H45V221H42V222H44L43 224L45 225V228L43 227V228H41L42 226H44V225H40V226H38L37 228H39V230H40V232H42V230L44 231L45 230V234H44V236H43V233L44 232H42L41 234H42V236H40L41 234H40V232H38V230H37V228H36V226H35V231L37 230V233L39 234V236H40V240H42L41 238H43V237H45V235H51L50 233L53 231V228L55 229V227H56V229L57 230H54L55 232H52L53 234L51 235L52 237H49L50 239H48V238H46V242L44 241V240H42L44 243H42L41 245H40V243H39V247H41L42 246V248H41V250H39V249H37V250H35L36 248H38L37 246H38V242L37 243H35L36 241H38V237H35V238H31V236L29 235L28 236V239L26 238L27 237V233L29 232V228H27V227H32L33 225L32 224H35V223H33L34 221H36L34 218H36ZM60 217V218H59ZM62 217H63V219H62ZM146 217H147V219H146ZM230 217V218H229ZM251 217V218H250ZM3 218V219H2ZM26 218H28V219H26ZM29 218H30V220H31V218H32V223H31V221L29 220ZM78 218H79V223H78ZM149 218H150V220L152 221V222H150L149 223ZM180 218V217H179ZM198 218V219H197ZM222 218H224V220L226 219L227 221H225L226 223H229V224H226L225 223V225H230L231 224V226H233V224H234V226H233V228L234 229H237L238 227V225H239V228H241L242 230H236L237 232L235 233V231H233L232 233H231V231H225V232H222V231H219L218 230V226H219V223H220V220L222 221ZM1 219L2 220H4V221H1ZM6 219V220H5ZM62 219V220H61ZM69 220V221H67V220ZM77 219V220H76ZM82 219H84V220H82ZM94 219L96 220L95 221V224H93V222H94ZM109 219V220H108ZM118 219H122L121 221L120 220H118ZM125 219V220H124ZM146 219V220H145ZM156 219H158V223L159 224H161L160 225V227L162 228H160V227H158V225L159 224H157L156 222H157V220ZM164 219H165V217H164ZM230 221H229V220ZM232 219V220H231ZM243 219V220H242ZM248 219H251L250 221L252 222V224H251V222L248 220ZM26 220H29L30 222H28V221H26ZM86 220V221H85ZM101 222V225H99L100 224V222ZM116 220V221H115ZM126 220L128 221V222H126ZM207 220V221H206ZM238 220H241L240 221V223H239V221ZM244 220H247V222L245 221L244 222ZM256 220V221H255ZM6 221V222H5ZM19 221V222H18ZM56 221V220H55ZM65 221H66V223H65ZM71 221V222H70ZM73 221V222H72ZM83 221V222H82ZM85 221V222H84ZM114 221V222H113ZM139 221H140V223H139ZM142 221V222H141ZM144 221V222H143ZM146 221H148L147 222V224L145 223ZM166 221H167V223H166ZM200 221H204V223L203 224H201L200 225V227L199 228H196L195 227V225L196 224H198V223H200ZM206 221V222H205ZM209 221V222H208ZM229 221V222H228ZM243 221V222H242ZM259 221V224H260V222H262L260 225L259 224H257L256 222H258ZM5 222V223H4ZM23 222H25V223H23ZM26 222H27V224H28V226L27 225H25L26 224ZM42 222H41V224H42ZM107 224H106V223ZM111 224H110V223ZM120 222V224H116V223H119ZM211 222H212V224H211ZM231 222V223H230ZM233 222V223H232ZM235 222H236V225H235ZM3 223H4V225L6 226V227H8L9 228V226H11V224H12V228H10V230L9 229H7L5 226L3 227ZM11 223V224H10ZM13 223H14V226L16 227V225H15V223L16 224H18L19 225V223L21 224V223H23L22 224V226H23V228H24V230L23 231H25L22 235H23V238L26 240L27 239V241H26V243L24 242V239H22V237H21V234H20V237H16V233L17 232H20V226H18V230L19 231H17L16 233H15V229L13 228ZM31 223V225L29 226V224ZM78 223V224H77ZM99 223V224H98ZM104 223H105V225H104ZM113 223H115L114 225H113ZM130 225V227H129V225ZM142 223H144V228L147 226H149L150 225V229H151V231L149 230V228H147L148 230H145L144 232H147V233H143L142 231L144 230V228H142L143 227V225H142ZM153 223H155V224H153ZM184 223L186 224V225H184ZM238 223V224H237ZM242 223H243V226H242ZM250 223V224H249ZM255 223H256V227L254 226L255 225ZM6 224H8V225H6ZM54 224L55 225V227H53L52 229H51V227H52V225ZM69 224H71V225H69ZM109 224V225H108ZM145 224H146V226H145ZM149 224V225H148ZM153 224V225H152ZM157 224V225H156ZM210 224V225H209ZM24 225H25V227H26V229H25V227H24ZM51 225V226H50ZM53 225V226H54ZM82 227H81V226ZM112 225V226H111ZM117 225V226H116ZM123 225V226H122ZM141 225V226H140ZM191 225V226H190ZM259 225V226H258ZM1 226H2V228H1ZM22 226H21V228H22ZM49 226H50V229L52 230H50L49 229V232H47L46 230H47V228H49ZM79 226L81 227L80 228V230H79ZM91 227V229H88V227ZM101 226V227H100ZM104 226H106V227H104ZM110 226H111V228L112 229H110L109 230V228H110ZM120 226H122V227H120ZM183 226H185V227H187V226H190V228L192 229V231L191 232H188L189 234H186L187 232H186V230L188 231V229H190L189 227H187V228H185V227H183ZM212 226V227H211ZM251 226H254L253 228H252V230L251 231H249L250 229H251ZM261 226V227H260ZM75 227V228H74ZM117 229H115V228ZM119 229H118V228ZM125 227V228H124ZM135 229H134V228ZM137 227H138V229H141V232L143 233H141L140 232V234L138 233V231H140V230H138L137 229ZM140 227V228H139ZM169 227H171V223L169 222ZM237 227V228H236ZM5 228H6V233H5V231H1V229L3 230H5ZM34 228V227H33ZM95 228V229H94ZM106 228V229H105ZM126 228H128V231H127V229ZM32 229V228H31ZM72 229V230H71ZM76 229V230H75ZM89 231H88V230ZM101 229H102V231H101ZM105 229V230H104ZM130 229V230H129ZM153 229H154V231H153ZM184 229H186V230H184ZM255 229V230H254ZM260 231H259V230ZM7 230H9V232H7ZM17 230V229H16ZM21 230V231H22ZM33 231H34V229H32ZM71 230V231H70ZM73 230H74V232H73ZM84 230V231H83ZM85 230H86V232H85ZM114 230H115V232H114ZM124 230V231H123ZM157 230H158V232H157ZM164 230V231H163ZM245 230H247V231H245ZM263 230V231H262ZM68 231V232H67ZM79 231V232H78ZM104 231V232H103ZM117 231H119L118 233H116ZM153 231V232H152ZM245 231V232H244ZM255 231H257L256 232V236L257 237H255L256 238V240L258 241L259 239H260V242L259 243H257V241L255 240V238H252V237H254L252 234H253V232H255ZM262 231V232H261ZM13 232V231H12ZM31 232V231H30ZM90 232V233H89ZM107 232H108V235H107ZM121 232V233H120ZM124 232V233H123ZM167 233V235L165 234V233ZM186 232V233H185ZM252 232V233H251ZM3 233V234H2ZM36 232L34 233L35 235H38ZM65 233H67V234H65ZM78 233V234H77ZM88 233H89V235H88ZM113 233V234H112ZM193 233V234H192ZM246 233V234H245ZM247 233H248V235H252V242H254V241H256V243L254 244V243H252L253 244V246H255V248L254 247H252V245H251V243L249 244V242H251V239H247L248 238V236H247ZM19 234V233H18ZM17 234V235H18ZM27 234V235H26ZM32 234V233H31ZM55 234V235H54ZM87 234V235H86ZM110 234V235H109ZM112 234V235H111ZM124 234H126L125 236H128L129 237V235H130V237H133L132 239H133V241H132V239L130 240V239H128L127 240V238L128 237H125L124 236ZM128 234V235H127ZM133 234H138V235H140L139 237H141V234H142V236H144V234H145V236H147L146 238H144V240H143V242L145 241H147V238H148V236L150 237V236H153V237H155L156 238V236L158 237L159 236V234L161 235V236H159L160 237V239H154L153 237L151 238V240H153V242L152 241H150V244L148 243V241H147V244L148 245H150L149 246V248H147V244L144 242V244H146V247L144 248V247H142V248H139L140 247V245H144V244H142L143 242H141V244L140 245H137L138 243H140V242H138L139 240H135L136 238H135V235H133ZM147 234V235H146ZM148 234H151V235H148ZM170 236H169V235ZM192 234V235H191ZM227 234H228V237H227ZM239 234L241 235V236H239ZM243 234V235H242ZM244 234H245V236H244ZM261 236H260V235ZM107 235V236H106ZM114 235H116L115 236V239H114ZM119 235V236H118ZM123 235V236H122ZM132 235V236H131ZM138 235H137V237H138ZM187 235H190V236H192V239H193V237H195L194 239L196 240H192L191 239V237L190 236H188V240H189V242H190V240H191V242H194L195 241V244L194 243H191L192 245H190V243L188 242V240H187ZM224 235L226 236V237H224ZM230 235V236H229ZM259 235V236H258ZM8 237H10V234H8L7 235ZM12 236V235H11ZM25 236V237H24ZM64 236H66V239L64 238ZM68 236H70V238H68ZM168 236V237H167ZM232 236V237H231ZM237 236V237H236ZM244 236V237H243ZM249 236V237H250ZM16 237V238H15ZM87 237V238H86ZM103 237V238H102ZM104 237H106V238H104ZM189 237H190V239H189ZM228 238V239H224V238ZM258 237H259V239H258ZM260 237H262V238H260ZM19 238H21V240L19 239ZM30 238L31 239H33L34 240V242H33V240H30ZM60 238H57V239H60ZM72 238H73V241H72ZM108 238V239H107ZM116 238H119L118 240L116 239ZM121 238H122V240H121ZM124 238V239H123ZM142 238V237H141ZM141 238H139V239H141ZM217 238V239H216ZM4 239L7 241H9L10 242V244H11V242H12V244L14 245V244H16V242H17V244L16 245H14V247L12 246V245H8V247H10V246H12V247H10L9 249H12L11 251H13V254L11 253V251L9 250V252H8V250L7 249H5L6 247H7V245H4V244H7L8 243V241L7 242H5L4 241ZM16 239H17V241H16ZM44 239V238H43ZM70 239V240H69ZM104 239H105V241H104ZM138 239V238H137ZM146 239V240H145ZM161 239H162V241H161ZM238 239H239V241H238ZM254 239V240H253ZM5 242V243H3V241ZM23 240V241H22ZM52 240V241H51ZM117 240V241H116ZM149 240V239H148ZM160 240V241H159ZM181 240H183V239H181ZM228 240V241H227ZM243 240V241H242ZM248 240H250L249 242H248ZM262 240V241H261ZM21 241H22V243H23V245H25L26 247L24 248V246L23 245H21ZM29 241V242H28ZM66 241H67V243H66ZM112 241V242H111ZM121 241V243H125L126 241L127 242H129L128 244H127V242H126V245L129 247V248H127V246L125 245V244H122L120 247L118 246V244H121V243H119ZM123 241H125V242H123ZM138 243H137V242ZM155 241V242H154ZM246 241V242H245ZM64 242V243H63ZM96 242V243H95ZM100 242V243H99ZM115 242V243H114ZM157 242V243H156ZM170 241H169V243H171ZM188 242V243H187ZM234 243V242H236V243H234V244H231V245H229L228 246V244H230V243ZM237 242H242V244L240 243L239 245H238V243ZM28 243V244H27ZM30 243V244H29ZM48 243V242H47ZM99 243V244H98ZM103 243V244H102ZM106 245H105V244ZM132 243V244H131ZM159 243H161V245L159 244ZM197 243H199V244H197ZM244 243H246V244H244ZM249 245H248V244ZM261 243V244H260ZM20 244V245H19ZM28 245V247H27V245ZM36 244V246H35V249H33L34 248V246L33 245H35ZM67 244L69 245V248L67 247ZM74 244V245H73ZM109 244V245H108ZM194 244V245H193ZM198 245L197 247H194L195 245ZM238 246H237V245ZM4 245V246H3ZM30 245V246H29ZM102 245V246H101ZM111 245H112V247H111ZM159 245L161 246V248L159 247ZM171 245V244H170ZM206 245H208V247H206ZM232 245H233V247H232ZM258 245V246H257ZM1 246H2V248H4V249H2L1 248ZM18 246H19V248L21 249L22 247V249H23V253H21L22 252V249L20 250V249H18ZM22 246V247H21ZM46 246H48L47 244H46ZM106 246V247H105ZM114 246V247H113ZM117 247V249H116V247ZM134 246V247H133ZM191 246V247H190ZM17 247V248H16ZM51 247V248H52ZM104 249H103V248ZM109 247V248H108ZM126 247V248H125ZM156 249H155V248ZM224 247V248H223ZM232 249H231V248ZM242 247L243 248H252V249H250L249 248V250H253L255 253H256V255L255 254H253L254 252L253 251H251V252H253L252 253V255H254V258H253V256H251L250 254V251L249 250H247L246 249V253H244L246 256H248V254L247 253H250L249 255H250V258L251 259H247V258H249V257H247L246 258V256H245V259H242V260H240V258H244V257H241L240 256V251H239V253H237L238 252V250H241V251H244V249H242ZM28 248V249H27ZM30 248H32L33 250H35V252H37L38 251V255H37V253H34V255L35 256H33L34 257V260H33V262H29V260L31 259H29L28 257V260L25 258V254L27 253L28 254V256L30 257H32V252H31V250H30ZM46 250H45V249ZM76 250H75V249ZM107 250H106V249ZM124 248V249H123ZM131 248H135V250L134 249H131ZM137 248V249H136ZM145 250H144V249ZM151 248H153L154 250H153V252H152V249ZM196 248H197V250H196ZM199 248V249H198ZM239 248V249H238ZM241 248V249H240ZM262 248V249H261ZM16 249H17V251H19V252H17L16 251ZM74 249V250H73ZM116 249V250H115ZM122 249H123V251H125L124 252V254H121V253H123V252H121L122 251ZM143 249V250H142ZM147 249H151L150 251L149 250H147ZM163 249V250H162ZM167 250V253H170V251H171V254H165L164 252H166V251H164V250ZM194 249V250H193ZM202 249V250H201ZM211 249V250H210ZM226 249V250H225ZM233 249H234V251H233ZM260 249H261V251H260ZM3 250V251H2ZM15 250V251H14ZM28 251L29 253H30V255H29V253L28 252H25V251ZM43 250V251H42ZM128 250V251H127ZM131 250V251H130ZM139 250V251H138ZM191 250V251H190ZM48 252V253H45V252ZM62 251H60V252H62ZM105 251H106V253H105ZM112 251V252H111ZM119 251V252H118ZM142 251H145V252H142ZM155 251H157V252H155ZM190 251V252H189ZM195 251V252H194ZM225 251H227V252H225ZM232 251V252H231ZM42 252V253H41ZM104 252V253H103ZM110 252V253H109ZM114 252V253H113ZM132 252L134 253V254H132ZM137 252V253H136ZM138 252H139V254H138ZM142 254H141V253ZM197 252V253H196ZM202 253V255H203V257H202V259L204 260L205 259V261H203L201 258H200V253ZM204 252V253H203ZM13 255V256H11V254ZM21 253V254H20ZM32 253V254H31ZM149 253V254H148ZM158 255H156V254ZM230 253H231V255H230ZM236 253V254H235ZM262 253V254H261ZM22 254H24L22 257H20ZM27 254H26V256H27ZM48 255V258L50 257V259H48V258H46V256L45 255ZM62 253H60L59 255H61ZM109 254V255H108ZM154 256H153V255ZM229 256H228V255ZM235 254V256H233ZM257 254H258V256H257ZM260 254V255H259ZM2 255H4V256H2ZM57 256L58 257V259L59 258H61V259H63V260H65L63 257H61V256ZM75 255V256H74ZM114 255V256H113ZM134 255H135V257H134ZM143 256L142 258H141V261H139L140 260V258H139V256ZM193 255V256H192ZM226 255V256H225ZM237 255H239V256H237ZM16 256L21 260L20 262L18 261V258H16ZM37 256V257H36ZM44 256V257H43ZM74 256V257H73ZM130 256V257H129ZM144 256H146V259H145V257ZM147 256H149V257H147ZM162 256V257H161ZM164 256V257H163ZM166 256H167V258H166ZM197 256H198V259H197ZM227 256L229 257L228 258V260H227ZM233 256V257H232ZM263 256V257H262ZM35 257H36V259H35ZM77 257V258H76ZM136 257H138V258H136ZM191 257V258H190ZM193 257V258H192ZM195 257H196V259H195ZM224 257V258H223ZM238 257V258H237ZM259 257H261L260 259H259ZM8 258V260L5 262L4 260H6ZM16 258V259H15ZM37 258H38V260H37ZM41 258V259H40ZM52 258V259H51ZM117 258H119L118 260H117ZM199 258H200V260H199ZM14 259V260H13ZM135 259V260H134ZM137 259H139L138 261H137ZM154 259V260H153ZM168 259V261L166 262V260ZM239 261H238V260ZM3 260V261H2ZM9 260H10V262H9ZM15 260H17V261H15ZM32 260V259H31ZM153 260V261H152ZM164 260V261H163ZM225 260V261H224ZM254 260V261H253ZM262 260H264V259H262ZM36 261V262H35ZM130 261V262H129ZM133 261V262H132ZM192 261V262H191ZM200 261H201V263H200ZM203 261V262H202ZM236 261V262H235ZM247 261V262H246ZM251 263H250V262ZM255 261V262H256ZM199 262V263H198ZM238 262V263H237ZM256 262V263H257ZM11 263V264H12ZM41 263V264H42ZM148 263V264H149ZM151 263V264H152ZM144 264V263H143ZM231 264H232V262H231Z\"/></svg>",
	"mask_w": 264,
	"mask_h": 264
},
{
	"label": "bare ground",
	"instance_id": "obj_2",
	"mask_svg": "<svg viewBox=\"0 0 264 264\" xmlns=\"http://www.w3.org/2000/svg\"><path fill=\"white\" fill-rule=\"evenodd\" d=\"M28 1H30V0H28ZM33 1H34V0H32V1L29 2V3H30V4H29L30 7H33L32 5L35 4V3L32 4ZM127 1H128V0H127ZM152 1H153V0H152ZM168 1H171V0H168ZM190 1H191V0H190ZM205 1H206V0H205ZM215 1H220V0H215ZM226 1H227V0H226ZM230 1H231V0H230ZM230 1H229V2H230ZM240 1L242 2V0H240ZM240 1H239V3H240ZM247 1H248V0H247ZM247 1L245 0V3L248 4ZM250 1H251V0H250ZM250 1H249V2H250ZM255 1H256V0H255ZM255 1H254V0H253V2L251 1L252 4H253ZM257 1H258V0H257ZM34 2H35V1H34ZM139 2H140V1H139ZM139 2H138V3H139ZM147 2L149 3L150 1L147 0ZM162 2H163V1H162ZM191 2H192V1H191ZM200 2H201V1H200ZM202 2H203V1H202ZM210 2H211V1H210ZM210 2H208L209 4H211L210 6H212V5L215 4V3L212 4V3L214 2L213 0H212L211 3H210ZM227 2H228V1H227ZM227 2H226V3H227ZM229 2H228V3H229ZM232 2H233V4H234V6H235V3H237L238 0H237V2H235V3H234V1H232ZM43 3H44V0H43ZM125 3H126V1H124V4H125ZM129 3H130V2H129ZM135 3H137V2H135ZM143 3H145V2H143ZM143 3H139V4H142V5H143ZM150 3H151V2H150ZM152 3H153V2H152ZM158 3H159V2H158ZM167 3H168V2H166V4H167ZM176 3H177V2H176ZM193 3H194V2H193ZM193 3H192V4H193ZM204 3H206V2H204ZM204 3H203V5H204ZM208 3L205 4V8H206L205 10L210 9L209 7H206V5L208 6ZM218 3H219V2H218ZM222 3L225 4V0H224V2H223V0H222V2H220L219 6H220ZM242 3H243V2H242ZM245 3H243L242 5H243V6L246 5ZM257 3H260V2H257ZM145 4H146V3H145ZM145 4H144V5H145ZM188 4H189V3H188ZM190 4H191V3H190ZM195 4H196V2H195ZM197 4H198V3H197ZM216 4H217V2H216ZM237 4H238V3H237ZM249 4H250V3H249ZM125 5H128V3H126ZM125 5H124V8H125ZM129 5H130V4H129ZM129 5L127 6L128 9H129V7H131V6H129ZM137 5H138V4H137ZM137 5H134V6L138 7L139 5H138V6H137ZM147 5H148V7L150 6L149 4H147ZM147 5H146V6H147ZM176 5H178V4H175V6H176ZM201 5H202V4H201ZM229 5H230V3H229ZM34 6H35V5H34ZM134 6H133V7H134ZM152 6H153V5H152ZM166 6H170V5L167 4ZM179 6H180V5H179ZM179 6H178V8H179ZM219 6H218V4L216 5L217 10L219 9ZM230 6H232V4H231ZM230 6H229V7H230ZM237 6H238V5H237ZM237 6H236V7H237ZM248 6H249V5H248ZM120 7H121V6H120ZM127 7H126V8H127ZM142 7H143V11H146V10H144V9H145L144 6H142ZM182 7H183V5H182ZM191 7H192V6H191ZM196 7H197V6H196ZM196 7H194V8H196ZM214 7H215V6H214ZM222 7H223V6H220V10H219V12H218L221 16H222V14L220 13V11H221V8H222ZM229 7H228V8H229ZM238 7H239V10H241V13H240L241 16H242L243 14H247V13H248V12H247L248 9L245 8L246 11L243 9V10L245 11V13H244V12L242 11V7L240 8V5H239ZM254 7L256 8V4H253L252 8H251L250 6L248 7V8H249V11H250L249 14L251 13L250 8L253 9ZM257 7H258V10H260V8H262L261 6L259 7L258 5H257ZM28 8H29V6H28ZM139 8H141V6H139ZM164 8H166V7H163V9H164ZM169 8H170V7H169ZM169 8L167 7L166 9H168V11H169ZM207 8H208V9H207ZM226 8H227V7H226ZM226 8H223V9H226ZM228 8H227V10H229ZM255 8H254L253 11L258 12L257 9H255ZM29 9H30V8H29ZM134 9H135V8H134ZM141 9H142V8H141ZM163 9H160V10H163ZM179 9H180V8H179ZM185 9H186V8H185ZM191 9H192V8H191ZM200 9H201V8H200ZM200 9H199V10H200ZM214 9H216V8H213V7H212L211 10H214ZM230 9H232V11H231V10H229V11H230V12H234V14H235L236 11H235L234 7H231ZM236 9H237V8H236ZM34 10H35V9H34ZM121 10H122V8H121ZM123 10H126V9H123ZM138 10H140V9H137V11H138ZM147 10H148V9H147ZM157 10H158V9H157ZM157 10H155V11H157ZM180 10H181V9H180ZM186 10H188V8H187ZM189 10H190V9H189ZM195 10H196V9H195ZM195 10H192V11H195ZM199 10H198V11H199ZM217 10H216V11H217ZM261 10H262V13H263L262 15H264L263 8H262ZM32 11H33V10H31V12H32ZM128 11H129V10H128ZM137 11H135V12H137ZM143 11H142V15L144 14ZM164 11L168 13V11H166V10H164ZM164 11H162V14H161V15H162V16H161L162 18L165 17V16H163V15H166V14H167V13L163 14ZM183 11H184V9H183ZM198 11H197V13H198ZM223 11H224V10H223ZM229 11H228V12H229ZM253 11H252V15H253V16L257 15V13L254 15V14H253V13H254ZM27 12H28V15H29V16L27 17V14H26V18H25V19H26V21H27V20H28V21L31 20V21H30V24L28 25V27H27V28H22V30H20L21 28H18V29H17V28L14 27L15 29H17V31H21V32L25 29V30L22 32L23 35H20V36H24V32L26 31V32H25V33H26V34H25V36H26L25 40H26V41H23V39H21V38L19 37V34H18V37H16L15 35H17V34H14V33L10 30V28L8 29V30H10V32H9V31H7V32H9V33L12 32L13 34H12V33H11V34H7L6 32H4V34L6 33L7 36L10 35L9 38L11 37V35H12V37L15 36V39H16V40H15V42H14V45L19 46V44H15V43H19V42H18V39H19L20 41H23V42H24V43H23V42H20L21 44L23 43V46L20 45V46H22L21 49H19L20 47H19V48H18V47H15V48H14V47H11L13 50H11V52H9V53L13 54L12 51L14 52V50H15V51H19V50H20L19 53H18L20 56H19V55H16L17 52H15L16 54L14 55V57H18V59H19V60L21 59V61L23 60V61H22V62H23V63H22V64H23V65H22V69H21V68H19V69H21V71H22L21 74H22V79H23V86H24V89L27 91V93H26V91H25V94L28 96V92H32V93L34 92L33 94H35V92H36V93H41V95H42L44 92H48V93H45V94H47V99H48L49 97L51 98V97L56 96V95H57L56 97H58V94H61V93H58V91H60L61 89L64 90V91H65V90H66V91H67V90H70V93H67V95H65V94H64V95H65L66 97H68L67 100H69L70 102H71L72 99H73L72 103H70L69 101L66 103V105H68V103H69V105H71V104H73V102H74V100H75V97H76V99L79 98V97H81V98L84 97L83 95L80 94V92H81V91L83 92V89H84V92H83L84 95L86 94V92L88 93V95H87V96L85 95V96H86L87 98L89 97L88 99H86V101L88 102V100H90V103H91V106L89 105V106H90V109L85 107V106H86V102H85V100H83V99L86 98V97H84L83 99L80 98V100H76L75 102H79V104H78V103H77V104H78V105H81V106H83L82 104L85 103V106H84L85 108H84V109H88V110H87V114H88L89 112H91V114L89 113V115H88V116H90V117L86 116V118H88V119L91 118V119H92V120L89 119V120H91V121H90L89 123H87V124L89 125V126H88V131H86V132H88V134H87V135H88V138L86 137L87 135H85V130H84V134H83V136H84V135H85V136H84V137H83V136L80 137V136H81L80 134H81L83 131L80 132V129H79L80 126H82L84 123H86V122H84V119H85V118H84V117L82 118V116H81V113H82V112H84L83 115L86 114V112H85L86 110L84 111V110L82 109L83 107H81L80 110H82V111L79 112V111H78V110H79L78 108H76V107H72V109H71V108L69 109V106H68V109H67V107L65 106V102H66V101L64 102L63 99L60 100V98H61L62 96H59L60 98L58 97L57 100H60V101H57V102H60L59 104H61V106H59V107H62V108L65 107V108H66L67 110H69V111L72 110L71 113L74 111L73 108H75V110L77 109V110H76V111H77V114H76V111H74L75 114H73V115H79V116H80V119H81L80 121H82V119H83V122H84V123L81 124V122L79 121L78 123H80L81 125H79V124L77 123V124H78V127H77V125H76L75 128H78V129H79V132H80V133L78 132V133H79L78 136L80 137V139H81V138H87V139H88V142H84L83 144H85V143L87 144V143H88V145H87V146H88V150H89V152H90L92 155H94V156H100V155H102V156H100V157H103V156H111V158H112V156H114V155H119V156L122 155V156H123V155L130 154V156H131V154H138V153H140V152H144V151H148V150H150L151 148H153V146H154L156 140H157V141H158V140H169V141H170V140H174V139H175V141L177 140V141H176L177 143L174 141L175 146H177L178 148H179V147H183V150H184V152H182V150H181V152L184 153V154H183V156H184V158H183L184 163H182V165H180L181 168L179 167L180 169L177 170V171H183V170L189 169V167L186 166V165H190L189 162L195 161L196 159H197V160L201 159V158H200L201 155L199 156V159H198V156H197V155H198V153H199L200 150L202 151L203 148L200 149L199 146H198V145H200V144H197V142H202V140H204V139L201 138V140H200V138H199V137H196V136H198V134H200V133L203 131L202 129H206V130L209 129V130H210L209 127H208V129H207V126H206V128H204V127H203V124H202L201 122H200V123H201V126H200L199 121H198V124H197V120H196V119H195V120H196L195 122H196V124L199 126V127H198V126H196V127H197L198 129H200V127H201V128L203 127V128L201 129L200 133H198V130L196 131V130H194V129H193V131H191L190 127L192 128V126H190V127L187 126V127H188V128H187V127H185L186 124H185V126H180V125L178 126L177 123L182 119V118H180V117H181L180 115H178L179 118L177 117V120L180 119L178 122H176L177 126L172 125V122H175V121H172L171 123H169L170 121H169V122H168V121L164 122L165 120H163V122H158V120H154V119H155L156 117H158V116H155V118H153V117H154L153 114H154V113H157V111H158V114H160L161 112H160L159 110H160L161 108L158 109V106H157V104H155V101L151 102V101L148 100V98H152V100H155V99H154L155 96H154V97H153V96H152V97H148L147 99H146V98L144 99V97H145V95H144V97H143V101L146 100V101L143 103V104H144V108H143V107H142V108H131L130 105H129L130 108L127 107L128 109H127V108H123V107H121V106L124 105V104H123L124 102H127V104H131V102H132V103L134 104L133 101H129V100H130V99H129L130 97H128V95H126V94H127L126 92L128 91V90H126V89H127V87H128L129 84L126 85L125 83L122 82L123 84L126 85V86H125L126 88L123 89V86L121 85V87H122V88H121L120 85H119V88H121V90H119L118 87H117V85L119 84V82L121 83V81H119V79H120V80H123V79L125 78L126 71L128 70V69H126V67L128 68V67H130V66H128V65L126 66V65H123V64L119 63L121 60L118 59V58H120V56H124V54H123L122 51H120V52H121V54H123V55H120V52H119V51H117V53L119 52V55H118L117 53H116V54L114 53L116 57H113V58H114V59L117 58L116 61H113V58L111 57L112 55H114V54L111 53V52H112V49H115V48H116V49L114 50V52H115L117 49H119V50L121 49L119 46H118L119 48H117V45H116V42H117V41H116V39H115L116 42H115V41H112V39H110V38H107V40H106V37H107V36H108V37H109V36H110V37L112 36L111 38H113V35H111V34H112L111 32H113V31H112V30L109 31V30L105 29V28H107V27H110L111 24L109 25V23H107V25H105V26H104V25L100 26V27H105V28H102V31H103V32L96 33V32H98V31L100 30V29H99L98 31H96V29H98V27L95 26L96 21H97V20H96L95 23H94V26L96 27V29H95V27H92V28H94V29H93V30H92V29H88V31H89V30H90L89 32L92 31V34H93V35H92V39H93V36H94V39L96 40V42H98V39H100L99 41L103 40V42H105L104 40H106V41L108 42V39H109V40H111V42H113V43L116 45V47L114 48L115 45L112 43V44H110V45H112V46H110L111 49H107V47H108L109 45H107L106 42H105L106 45H104V46H105L106 49H104V50H105L104 53H106L107 50H111V51H108V52L111 53V55H110V57H111V59H112V61H110L111 64H112V63H113V64L115 63L114 67H115L117 70H119V68H117L116 66L119 65V66H120V71L122 70V68H123V69L125 68V69H124L125 71L123 70L124 72L122 73V78H123V79H121V75H120L121 73H120V72L118 73V71H117L114 67H110L111 65L106 66V68H102V69H103V72H104V69H105V72H104V75L101 76V74H103V72L100 74V73H99V72H100V69H98V68L104 67V66L109 62V61H107V60H111V59H109V58H110V57H109L106 61L104 60V61L106 62V64H104L103 66H101V63H103V62H101L100 58L98 59V57L96 58V56H95V54H96L95 52H99V51L96 49V47L99 46L100 43L96 44L97 46H95V48H93L94 46H93L92 44H95L96 42H94V41L91 39V36L89 37V36H86V35H85V38H87V39L89 38V40L91 39V41H89V43H92V41L94 42V43L91 44L92 46H91L90 44H88V42H87V43L85 42L86 44H84V42H83V39H84V38L82 39V38L78 35V29H79V28H77L76 30H77V35H78V36H77V35H76V36H77V37H80V38H78V39H82V41H81V40H80V41L77 40V38H76V37H73V36H70V37H71V38H69L70 41L67 40L66 37L69 36V34L72 32V30H74V32H76V31H75V28L77 27V25L75 26V28L73 27V29H72L71 31H70L71 28H68L69 25H68V27H66L67 29H69V33H68V35H67L66 37L63 36V37L66 38V39H64V38H62V35L59 36V35L57 34V32H59V34H62V33H63V35H65V34L67 33V32H66V33L64 34L65 29H64L63 27H62V28L64 29L63 31L61 30L62 28H60L59 25L56 26V27H59V29L57 28L58 31H55V30H52V29H51V30H52V31H51V30H49V29H50L49 27H48L49 29L47 30L46 28H43L41 25H39L40 23L38 24V23L35 21V19H34L35 17L33 18V16H30V13H31V12L29 13V10H28ZM121 12H122V11H121ZM121 12H120V14H121ZM126 12H127V11H126ZM148 12H149V11H148ZM152 12H154V11H152ZM170 12H172V11L170 10ZM203 12H204V14L209 13L208 11H207V13H205L204 10H203L202 12H200V13H203ZM210 12H211V11H210ZM225 12H226V11H225ZM225 12H223V13H224V16L226 15ZM239 12H240V11H239ZM246 12H247V13H246ZM260 12H261V11H260ZM122 13H123V12H122ZM128 13H129V12H128ZM176 13H178V12H176ZM186 13H187V12H186ZM33 14H34V13H33ZM37 14H39V13H37ZM145 14H147V12H146ZM158 14H160V11L158 12ZM158 14H156L157 17H158ZM170 14H171V13L167 14V18H168V19H169V17H170ZM173 14H174V13H173ZM181 14H182V13H181ZM192 14H193V12H192ZM204 14H201V15L204 16ZM211 14H212V13H211ZM228 14H229V13H228ZM231 14H232V13H230V15H231ZM234 14H232V16H231L233 19H234V17H233ZM24 15H25V14H24ZM50 15H51V13H50ZM50 15H49V16H50ZM52 15H53V14H52ZM52 15H51V16H52ZM103 15H104V14H103ZM135 15H136V14H135ZM135 15H133V18H135ZM154 15H155V14H154ZM179 15H180V14H179ZM190 15H191V14H190ZM197 15H198V14H197ZM216 15H217V14L215 13V16H216ZM220 15H219V16H220ZM230 15H229V16H230ZM240 15H239V14H238V15H235L236 18L239 17V18H238V22H239V19H240V17H241ZM252 15H251V16H252ZM258 15H259V13H258ZM260 15H261V13H260ZM260 15H259V16H260ZM40 16H41V14H40ZM121 16H123V15L121 14ZM126 16H127V15H126ZM136 16H138V13H137ZM168 16H169V17H168ZM175 16H176V15H175ZM183 16H185V15H183ZM206 16L208 17L209 15H206ZM215 16H214V17H215ZM219 16L217 15L213 20H215V19H216L217 17H219ZM221 16H220V19H222ZM227 16H228V15H227ZM227 16H226V17H227ZM229 16H228V17H229ZM244 16H245V15H244ZM244 16H242V18H243ZM36 17H37V16H36ZM103 17H105V16H102V19H103ZM119 17H120V16H119ZM128 17H130V16H128ZM149 17H150V16H149ZM153 17H154V16H153ZM172 17H173V16H172V14H171V19H172ZM204 17H205V16H204ZM209 17L211 18V16H209ZM226 17H223V18H225V20H226L225 22H228V24H229V22L232 21L233 19L230 20L231 18H229V20H228V18L226 19ZM246 17H247V15L245 16V18H246ZM257 17H258V16L254 17V18H257ZM260 17H261V16H260ZM27 18H28V19H27ZM37 18H38V17H37ZM120 18H121V17H120ZM122 18H125V16H123ZM139 18L141 19L140 16H139ZM151 18H152V17H151ZM154 18H155V17H154ZM159 18H160V17H159ZM159 18H158V19H159ZM162 18H161V19H162ZM167 18H165V19H167ZM179 18H181V16H179ZM212 18H213V16H212ZM245 18H244V19H245ZM252 18H253V17H252ZM258 18H259V17H258ZM263 18H264V17H263ZM263 18H262V19H263ZM33 19H34V20H33ZM50 19H51V18H50ZM100 19H101V18H100ZM109 19H110V18H109ZM109 19H108V20H109ZM125 19H126V18H125ZM128 19H129V18H128ZM149 19H150V18H149ZM152 19H153V18H152ZM158 19H156V21H158ZM161 19H160V20H161ZM163 19H164V18H163ZM184 19H187V18H184ZM200 19H201V18H200ZM200 19H199V20H200ZM207 19H208V18L205 17L204 23L207 22V21H206ZM246 19H247V18H246ZM246 19H245V20H246ZM48 20H49V19H48ZM105 20H106V19H105ZM118 20H119V19H118ZM121 20H122V19H121ZM126 20H127V19H126ZM134 20L138 21V18H137V19H134ZM175 20H176V19H175ZM175 20H173V24H174V21H175ZM177 20H178V19H177ZM177 20H176V21H177ZM216 20L219 21V19H216ZM249 20H250V22H251V21L254 20V19H248V21H249ZM259 20H260V18H259ZM98 21H99V20H98ZM103 21H104V20H103ZM109 21H110V20H109ZM109 21H108V22H109ZM113 21H114V20H113ZM122 21L125 22L124 19H123ZM142 21H143V20H140V22H142ZM149 21H150V20H149ZM152 21H153V20H152ZM162 21H163V20H162ZM176 21H175V22H176ZM205 21H206V22H205ZM209 21H210V20H209ZM218 21H216L215 24H216ZM240 21H243V19H242V20L240 19ZM246 21H247V20H246ZM257 21H258V20L255 19V22H257ZM262 21H263V20L259 21V23L262 22ZM167 22H168V20H167L166 22H165V21H163V22L158 21V25H160L159 23H163V24L165 23V24H166ZM171 22H172V21H171ZM171 22H170V20H169V24H168V25H172ZM184 22H185V21H184ZM184 22H183V23H184ZM200 22H201V21H200ZM200 22H199V23H200ZM212 22H213V21H212ZM219 22H220V21H219ZM225 22H224V23H225ZM233 22H234V20H233ZM233 22H232V23H233ZM235 22H236V21H235ZM235 22H234L235 25L233 24V25H231V26H235V28H236V26H237V28H238L239 26L236 25V24H239V23H235ZM253 22H254V21H253ZM255 22H254V23H255ZM21 23H22V22H21ZM21 23H20V25H21ZM100 23H101V22H100ZM100 23L98 22V26H99ZM114 23H115V22H114ZM114 23L111 25L112 27H113ZM150 23H152V22H150ZM150 23H149V24H150ZM180 23H181V22H180ZM201 23H202V22H201ZM207 23H208V22H207ZM209 23H210V22H209ZM221 23H222V22H221ZM224 23H222V25H223ZM243 23H244V21L242 22V24H243ZM245 23H246V22H245ZM259 23H258V24H259ZM61 24H62V23H61ZM103 24H105V22H104ZM116 24H117V22H116ZM126 24H127V23H126ZM155 24H156V23H154V25H155ZM217 24H220V23H217ZM217 24H216V25H217ZM230 24H231V23H230ZM242 24H241V25H242ZM246 24H249V22L246 23ZM256 24H257V23H256ZM13 25H14V24H13ZM62 25H63V24H62ZM78 25H80V24H78ZM100 25H101V24H100ZM118 25H119V24H117V26H118ZM141 25H142V24H141ZM141 25H140V26H141ZM151 25H152V24H151ZM154 25H153V26H154ZM168 25H166V26L168 27ZM174 25H175V24H174ZM179 25H182V24H179ZM196 25H197V24H196ZM201 25H202V24H201ZM216 25H215V26H216ZM220 25H221V24H220ZM220 25L217 26V27H220ZM225 25H226V24H225ZM250 25H251V23H250ZM253 25H254V24H253ZM23 26H24V25H23ZM53 26H54V25H53ZM127 26H128V25H127ZM156 26H157V25H156ZM162 26H163V25H162ZM175 26H176V25H175ZM175 26H174V27H175ZM186 26H187V25H186ZM213 26H214V24H213ZM223 26H224V25H223ZM223 26H222V27H223ZM226 26L229 27V25H226ZM231 26L229 27L230 29H231V28H234V27H231ZM255 26H257V25H255ZM259 26H262V23H261V25L259 24ZM8 27H9V26H8ZM16 27H17V26H16ZM24 27H25V26H24ZM56 27H55V28H56ZM70 27H71V26H70ZM78 27H79V26H78ZM142 27H143V28H142ZM142 27H140V28H142V30H144V26H143V25H142ZM179 27H180V26H179ZM184 27H185V26H184ZM196 27H197V26H196ZM224 27H225V26H224ZM242 27H243V26H242ZM14 28H12V29H14ZM90 28H91V27H90ZM110 28H111V27H110ZM145 28H146V27H145ZM148 28H149V27H148ZM159 28H160V27H159ZM159 28H158V29H159ZM165 28H166V27H165ZM165 28H164V29H165ZM171 28H172V27H171ZM171 28L168 27V28H166V29H171ZM199 28H200V27H199ZM205 28H206V27H205ZM220 28H221V27H220ZM239 28H241V27H239ZM248 28H250V26H248L246 29H248ZM5 29H6V28H5ZM15 29H14V30H15ZM103 29H105V30H107V31H105V30H103ZM114 29H115V30H116V29L118 30L119 27L117 28V27H115V25H114L113 30H114ZM156 29H157V28H156ZM179 29H180V28H179ZM203 29H204V28H203ZM211 29H212V28H211ZM230 29L228 30V33H229V34H233L234 32H233V33H230ZM250 29H251V28H250ZM1 30H2V29H1ZM60 30H61V32H60ZM115 30H114V31H115ZM120 30H121V29H120ZM147 30H148V29H147ZM152 30H153V28H152ZM161 30H162V34H163V32H165V30H164V31H163V29H161ZM199 30H200V29H199ZM212 30H213V29H212ZM218 30H219V29L217 28L216 31H218ZM222 30H224V32H227V31H225V30H226L225 28L222 29ZM233 30H234V29H233ZM238 30H239V32H238V36H239V37H240V36H243L244 34L241 35V33H240V29H238ZM248 30H249V29H248ZM248 30H247V31H248ZM253 30H255V28H254ZM260 30H261V28H260ZM262 30H264V29H262ZM2 31H3V30H2ZM2 31H1V32H2ZM4 31H5V30H4ZM54 31H55V32H54ZM67 31H68V30H67ZM94 31H96V32L94 33ZM118 31H119V30H118ZM122 31H123V30H122ZM171 31H172V29H171ZM173 31H174V30H173ZM201 31H202V30H201ZM207 31H208V30H207ZM216 31H214V33H215ZM247 31H246V33L248 34L249 32H247ZM250 31H251V30H250ZM14 32H16V31H14ZM74 32H72L70 35H72ZM108 32H110V35H105V33L109 34ZM116 32H117V31H116ZM116 32H113V34L115 33V34L117 35ZM148 32H149V31H148ZM152 32H153V31H152ZM167 32H168V31H167ZM175 32H176V31H175ZM199 32H200V31H199ZM202 32H203V31H202ZM210 32H211V31H210ZM218 32H219V31H218ZM220 32H222V31H220ZM224 32H223V34L226 35V38H227V37H228V36H227V33H224ZM235 32H237V31L235 30ZM242 32H244V31H242ZM251 32H252V31H251ZM261 32H262V31H261ZM17 33H18V32H17ZM22 33H21V34H22ZM118 33H119L118 35H120V31H119ZM123 33H125V32L123 31ZM203 33H204V32H203ZM239 33H240V34H239ZM257 33H258V31H257ZM1 34L3 35V33H1ZM1 34H0V35H1ZM75 34H76V33H74V36H75ZM88 34H89V33H88ZM115 34H114V36H116ZM132 34H133V32H132ZM149 34H150V33H149ZM162 34L160 35L162 38H160L159 35H158V33H157V36H156V37L154 36V37H153V40H154V38H155L158 42H159V39H160V40H163V41H161L159 44H161V43L164 42L165 40H167V41L171 40V41H170L171 43H168V45H170V44H172V43H176V41H177V40L175 41V38H176V37L174 38V41H175V42H173V39L171 38V36H170V37H169V36L166 37V36L168 35V33H166L167 35L164 33V35H166L165 37L168 38V39L165 38V40L163 39L164 36H162ZM204 34H205V33H204ZM216 34H217V33H215V35H216ZM223 34H222V35H223ZM236 34H237V33H235V35H231V37H232V36H233V37L235 36V38H236V36H237ZM247 34H245V35H246V39L248 40V38L251 37V36H248V35H250V34H248V35H247ZM255 34H256V32H255ZM2 35H1L2 39L7 38L5 35H4V37H3ZM56 35L59 36V38L61 37V40H57V41H56V38H57ZM89 35H91V33H90ZM118 35H117V36H118ZM155 35H156V33H155ZM169 35H170V34H169ZM215 35H212V36H215ZM220 35H221V33H220ZM220 35H218V36H220ZM222 35H221V36H222ZM245 35H244V36H245ZM252 35H253V34H252ZM258 35H259V34H258ZM25 36H24V37H25ZM117 36H116V37H117ZM131 36H132V35H131ZM140 36H141V35H140ZM144 36H145V35H144ZM146 36H147V35H146ZM206 36H207V35H206ZM208 36L211 37L210 35H208ZM208 36H207V37H208ZM247 36H248V37H247ZM253 36H254V35H253ZM253 36H252V37H253ZM24 37H23V38H24ZM83 37H84V35H83ZM96 37H97V39H96ZM182 37H183V36H182ZM187 37H189V36H187ZM203 37H204V35H202L201 38H203ZM223 37H224V36H223ZM239 37H237V38H239ZM256 37H257V35H256ZM73 38H74V40H73ZM137 38H138V37H137ZM151 38H152V37H151ZM169 38H170V39H169ZM199 38H200V37H199ZM226 38H225V40H230V39H232V38H230V39H226ZM237 38H236V41H237V44H238V41H239L240 39L237 40ZM243 38H244V37H243ZM7 39H8V38H7ZM87 39H86V40H87ZM117 39H119V38L117 37ZM122 39H123V38H122ZM130 39H131V38H130ZM184 39L186 40V37H185ZM210 39H211V38H210ZM214 39H215V38H214ZM216 39H217V38H216ZM216 39H215V40H216ZM241 39H242V38H241ZM249 39H250V38H249ZM0 40H1V38H0ZM10 40H12V41L10 42V41L7 40V42L11 43V44H10L11 46H14V45H12V42L14 41V38H13V39L10 38ZM113 40H114V38H113ZM134 40H135V39H134ZM153 40H152V42L150 41V44L153 43ZM180 40H182V38H180ZM215 40L212 42V44H211V43H210V44L213 45L214 43H216L215 45H217L218 40H217V41H215ZM232 40H233V39H232ZM232 40H230V42H231ZM243 40H244V39H242V42H243ZM2 41H3V40H2ZM59 41H60V43H61V44H59L60 46L57 45V44L59 43ZM61 41H63V42H61ZM66 41H69V42H66ZM72 41L74 42V44H72V46L75 45V49H76V48H77V49L75 50L74 47H73L74 52H72V50L70 51V52L73 53V54H71L73 57H72L71 55L67 57V55L70 54V52H69V50H68V49H69L68 47H71V46H69V45H70V43H73ZM75 41H77V42H75ZM157 41H154V43L157 42ZM167 41H165V42L167 43ZM182 41H184V40H182ZM182 41H181V43H182ZM210 41H211V40H210ZM210 41H209V42H210ZM219 41H220V40H219ZM234 41H235V40H234ZM234 41H233V43H234ZM5 42H6V41H5ZM5 42L3 41V44H4ZM64 42H65V44L67 43L68 45H67V46H66L65 44L63 45L62 43H64ZM79 42H80V43H79ZM82 42H83V43H82ZM165 42H164V44H165ZM179 42H180V41H179V38H178L177 43H179ZM188 42H189V41H188ZM193 42H194V40H193ZM193 42H192V43H193ZM198 42H199V40H198ZM200 42H201V41H200ZM207 42H208V41H207ZM209 42H208V43H209ZM227 42H228V41H227ZM227 42H226V43H227ZM242 42H241V46H240V47L243 46V45H242ZM247 42H249V41H247ZM1 43H2V42H1ZM109 43H110V42H109ZM117 43L120 44L119 42H117ZM124 43H125V42H124ZM131 43H132V42H131ZM183 43H184V42H183ZM183 43H182L183 48L180 47L182 50L185 49ZM186 43H187V41H186ZM235 43H236V42H235ZM239 43H240V42H239ZM5 44H6V43H5ZM5 44H4V45H5ZM7 44H8V43H7ZM7 44H6V45H7ZM83 44H84V46H85V45H89L90 47H88V49H89V48L96 49L95 52L93 51V53H95L93 57L89 55L90 53L93 55L92 52L87 53L88 50L85 49V47H87V46H85V47L83 46V47H82V48H84L85 50H87V51H85V53H86L87 55H84V54H83V53H84V52H83L84 50L81 51L82 49L80 48V45L82 46ZM101 44H102V43H101ZM136 44H137V43H136ZM147 44H148V43H147ZM194 44H195V43H194ZM199 44H200V43H199ZM219 44H221V43H218V45H219ZM228 44H229V43H228ZM1 45H2V44H1ZM1 45H0V46H1ZM62 45L65 46V48H68V49H65V48L63 49V48H62V50L65 51V52H62L61 49H58V48H60V47H63ZM113 45H114V46H113ZM120 45H121V47L123 48V46H122V45H123L122 40H121V44H120ZM134 45H135V44H134ZM156 45L158 46V43H157ZM156 45H154V47H155ZM176 45H177V44H176ZM180 45H181V44H180ZM188 45H189V44H188ZM188 45H185V46L188 47ZM200 45H201V44H200ZM215 45H214V46H215ZM221 45L223 46V42H222ZM221 45H219V51L217 50V53H216V55H215V56H216V59L218 60V62L222 61L223 58L225 59V56H224L225 54H224V53H223V54H224V55H223L224 57H222V54H221V56H220V58L222 57V59L219 58V59H220V60H219V59L217 58V56L220 55V54H219V55H217V54L220 53V46H221ZM232 45L234 46V44H232ZM239 45H240V44H238L237 49H235V51H237V52L239 51L238 49L240 48ZM245 45H246V44H245ZM245 45H244V46H245ZM76 46H77V47H76ZM100 46H101V45H100ZM124 46H125V45H124ZM136 46H137V45H136ZM152 46H153V45H152ZM159 46H160V45H159ZM192 46H193V45H192ZM192 46H191V47H192ZM205 46H206V44H205ZM205 46H203V47H205ZM225 46H227V45H225V41H224V46L222 47V50H223V48H224ZM3 47H4V46H3ZM5 47H6V46H5ZM101 47H103V46H101ZM112 47H113V48H112ZM139 47H140V46H139ZM145 47H146V46H145ZM160 47H161V46H160ZM160 47H158V48H160ZM168 47H169V46H168ZM168 47H167V48H168ZM171 47H174V45L172 44V45L170 46V50H171V52H172ZM178 47H179V46H178ZM198 47H200V46H198ZM203 47H201L202 50H203ZM207 47H208V46H207ZM212 47H213V46H212ZM212 47L208 48V49H209L208 51H210V50L212 49ZM215 47H216V46H215ZM230 47H231V46H230ZM235 47H236V45H235ZM23 48H24V49H23ZM71 48H72V47H71ZM78 48H80V49L78 50ZM97 48H98V47H97ZM103 48H104V47H103ZM147 48H148V47H147ZM156 48H157V47H156ZM175 48H177V46H175V47L173 48V50H175ZM189 48H190V47H189ZM201 48H199V49H201ZM243 48H244V47H242V50L240 49L241 52H243ZM18 49H19V50H18ZM22 49H23V51H24V54H23ZM160 49H161V48H160ZM160 49H159V50H160ZM163 49H164V48H163ZM178 49H179V48H177V50H178ZM181 49H180V50H181ZM196 49H197V48H196V46H195V50H196ZM215 49H216V48H215ZM217 49H218V48H217ZM224 49H225V48H224ZM226 49H227V47H226ZM229 49H230V48H228V50H229ZM262 49H264V48H262ZM7 50H8V51L10 50V49H9V46H8V49H7ZM57 50H58V52H57ZM168 50H169V48H168ZM170 50H169V53H170ZM177 50H176V53H177L176 55L179 56V55L181 54L182 50H181V52L179 51V52H180L179 54H178V51H177ZM187 50H188V48H187L185 51H187ZM190 50H191V49H190ZM202 50H201V51H202ZM204 50H206V49H204ZM228 50H227V51H228ZM231 50H232V47H231L230 51H228V52H230L229 54H231V52H233V51H231ZM233 50H234V48H233ZM1 51H2V50H1ZM8 51H7V52H8ZM59 51H60V52H59ZM67 51H68V54L66 55V52H67ZM80 51H81V52H80ZM89 51H91V50H89ZM89 51H88V52H89ZM149 51H151V50H149ZM149 51H148V52H149ZM152 51H153V50H152ZM185 51H184V52H185ZM188 51H189V50H188ZM191 51H192V50H191ZM198 51H199V50H197V53H198ZM212 51H213V50H212ZM212 51H210V52H212ZM235 51H234V52H235ZM155 52H158V50L155 51ZM163 52H164V50H163ZM189 52H190V51H189ZM199 52H200V51H199ZM204 52H205V51H204ZM204 52H203V53H204ZM214 52H215V51H213V53H214ZM222 52H223V51H222ZM222 52H221V53H222ZM237 52H236V53H237ZM0 53H1V52H0ZM4 53H5V52H4ZM9 53L6 54V55H10ZM21 53H22V54H21ZM58 53H61V55H62L63 53H65L64 56H66L67 60H68L69 57H71V58H73V59H74V57H75L74 62H72V59H71V58L69 59V60H71V62H69V64L71 63L72 65H68V63L66 64V63L64 62V59H66V58H64V59H63V58H60L61 56H60V54L58 55ZM100 53H101V52H100ZM150 53H151V52H150ZM167 53H168V52L166 51V54H167ZM200 53H201V52H200ZM200 53H199V54H200ZM225 53H226V52H225ZM1 54H2V53H1ZM81 54H82V57L85 56V58L82 59V58H81ZM158 54H160V53H158ZM164 54H165V53H164ZM172 54H173V53H172ZM184 54H185V53H184ZM184 54H182V56H184V57H183V60H182L183 63H184V65H182L183 67L181 66V67H182L181 70H182V69L184 70V68L189 67V66H186V65H188V64H186V62H184V60L186 59V54H185V55H184ZM188 54H189V53H188ZM199 54H197V55H198V57L201 58V57L203 56V54H202V56H201V54H200V55H199ZM238 54H240V53L238 52ZM242 54H243V53H242ZM6 55H5V54H2V55H1L2 58H1V56H0V59H2L1 62H3V58H4V57H5V59H4V62H3V63L6 62L5 60H7V62H8V58H9L10 56L8 57V56H6ZM146 55H147V54H146ZM152 55H153V56H156V59H158L159 56H161V54H160V55H156V53H153V52H152ZM174 55H175V52H174ZM204 55H205V54H204ZM206 55H207V54H206ZM210 55H211V54H210ZM210 55H209V56H210ZM234 55H235V54H234ZM240 55H241V54H240ZM240 55H238V56H240ZM12 56H13V55H12ZM12 56H11L10 58H13ZM22 56H23V59H22ZM62 56H63V55H62ZM87 56H88V57H87ZM98 56H99V55H98ZM107 56H109V53H107V54L105 55L106 58H107ZM162 56H163V54H162ZM162 56H161V60H162ZM180 56H181V55H180ZM180 56H179V57H180ZM212 56H213V55H212ZM58 57H59L60 59H59ZM89 57H91V58H89ZM100 57H101V59H103V58L105 59L104 56H103V57L100 56ZM148 57H149V56H147V59H148ZM157 57H158V58H157ZM167 57L169 58V56H167ZM175 57H176V56H175ZM190 57H191V56H190ZM207 57H208V55H207ZM226 57H228V58H229L228 60H230V61H228V62L226 61V62L229 63V64H231V62H232V64H233V61H232V59H233V58H232V55H230V56H229V55H226ZM247 57L249 58V55H248V56L246 55V59H247ZM124 58H125V56H124ZM136 58H137V57H136ZM143 58H144V57H143ZM163 58H164V57H163ZM165 58H166V55H165ZM165 58L163 59L164 62H165V60H166V61L168 60V59H165ZM171 58H172V57H171ZM187 58H189V57H187ZM203 58H204V57H203ZM231 58H232V59H231ZM234 58L237 59V58H236V55H235ZM13 59H15V58H13ZM16 59H17V58H16ZM16 59H15V60H12V61H17V62H12L11 59H9V60H10V64H9V66H8V65H6V66L10 67V66H13L14 64H16L15 67H17V65H18L17 63H19L20 61H19L18 59H17V60H16ZM62 59H63L64 64H66V65L62 64V62H61V63L59 62V60L61 61ZM151 59H153L152 56H151ZM172 59H173V58H172ZM180 59H182V58H180ZM190 59H191V58H190ZM190 59H188V60H190ZM207 59H209V57H208ZM207 59H206V56H205V60H203V62L205 61V63H207V64H208L209 62L211 63L209 66H208L207 64H205V65H207L206 68L210 67V71H211V65L214 66L215 64L212 62V57H211V60H210L209 62H207ZM224 59H223V63H224V61H225L227 58H226L225 60H224ZM235 59H234V60H235ZM240 59H241V60H240L241 62H244V63H245L246 60H245V61H242V60L244 59V57H241ZM67 60H66V61H67ZM69 60H68V61H69ZM75 60H77V61H75ZM133 60H134V59H133ZM159 60H160V58H159ZM163 60H162V62H163ZM175 60H176V58H175ZM192 60H193V59H192ZM192 60H191V61H192ZM198 60H199V59H198ZM250 60H251V58L248 60V62H249ZM253 60H254V59H253ZM253 60H252V63H253ZM117 61H118V65H117V63H116ZM150 61H151V60H150ZM150 61H147V63L150 62ZM173 61H174V59L172 60V62H173ZM176 61H177V60H176ZM176 61H175V62H176ZM185 61H186V60H185ZM196 61H197V60H196ZM215 61H216V60H215ZM238 61H239V58H238ZM11 62H12V63H11ZM75 62H77V63H75ZM110 62H109V63H110ZM128 62H129V61H128ZM128 62H126V63H128ZM153 62H154V61H153ZM153 62H152V63H153ZM156 62H157V61H156ZM164 62H163V63H164ZM172 62H171V60L169 59V63H168V62H167V63H168V64H170V63L172 64ZM177 62L180 63V60L178 59ZM177 62H176V63H177ZM194 62H195V60H194ZM216 62H217V61H216ZM226 62H225V63H226ZM234 62H237V60L234 61ZM241 62H239V64H240ZM250 62H251V61H250ZM3 63H0V66H1V64H2V66L0 67V70H3V69H2V68L4 67V66H3ZM8 63H9V62H8ZM8 63H7V64H8ZM13 63H14V64H13ZM59 63H60V65H61L60 67H59ZM109 63H108V64H109ZM123 63H124V62H123ZM139 63H141V62H139ZM167 63H166V65L169 66ZM183 63H180V65L183 64ZM191 63L193 64V62H191ZM223 63H222V64L220 63V64L217 65V67H215V68L212 67V69H218V68L220 69V68H223V70H225V69L227 68L226 66L229 65V64H227L226 66H224L225 63H224V65H223ZM254 63H255V61H254ZM254 63H253V65H254ZM5 64H6V63H5ZM5 64H4V65H5ZM20 64H21V62H20ZM113 64H112V66H113ZM128 64H129V63H128ZM149 64H150V63H149ZM159 64H161V63H157V65H159ZM171 64H170V65H171ZM199 64H200V63H199ZM235 64H236V63H235ZM247 64L249 65V63H247ZM247 64H245V65H247ZM146 65H147V64H146ZM157 65H156V67H159V66H161V65L163 66V67H159V69H160V68H161V69L164 68V66L167 67V66L164 65V64H161V65H159V66H157ZM172 65H173V64H172ZM172 65H171V68L173 69ZM197 65H198V64H197ZM201 65H202V64H201ZM220 65H223V66L225 67V69H224L223 66H220ZM237 65H238V64H237ZM237 65H235V66H236L235 68L238 69V67H239V71H237V70H236V71H237V72H240V69H241V68H240V65H239V66H237ZM250 65L252 66L251 63H250ZM250 65H249V66H250ZM18 66H19V65H18ZM64 66H65V67H64ZM121 66H122V67H121ZM124 66H126V67H124ZM139 66H141V65H139ZM142 66H143V65H142ZM144 66H145V65H144ZM173 66H176V64L174 63ZM230 66L232 67L233 65H230ZM230 66H228V67L231 68ZM8 67L5 68V71H6V72H5V71H1L2 73L0 72V88H1L2 86L6 85L5 82H7V81H6V80H7V77L10 76L9 73H8L9 70H8V71L6 70ZM61 67H62V69L64 70V72H63V75H64V76H61V75H62V73H61L62 70L60 71ZM108 67H110L109 69H113V68H114V69H113L114 71H111V70L108 69L109 72H106V70H107ZM178 67H179V65H178ZM178 67H177L176 69H178ZM200 67H201V66H200ZM241 67H243V66L241 65ZM245 67H246V66H245ZM253 67H254V66H253ZM253 67H252V68H253ZM59 68H60V69H59ZM96 68L99 70V72L96 71ZM145 68H146V67H145ZM153 68H154V67H153ZM167 68H168V67H167ZM169 68H170V67H169ZM171 68H170V69H171ZM232 68H233V70H234V67H232ZM249 68H250V67H249ZM258 68H259V67H258ZM9 69H10V68H9ZM13 69H16V68H14V66H13ZM17 69H18V68H17ZM17 69H16V70H17ZM143 69H144V68H143ZM149 69H150V68H149ZM151 69H152V68H151ZM174 69H175V68H174ZM176 69H175V70H176ZM179 69H180V68H179ZM179 69H178V70H179ZM196 69H197V68H196ZM198 69H200V68H198ZM202 69H203V68H202ZM208 69H209V68H208ZM219 69H218V70H219ZM227 69H228V68H227ZM227 69H226V70H227ZM242 69H243V68H242ZM245 69H246V68H244V72H245ZM247 69H248V67H247ZM115 70H116V71H115ZM130 70H131V67H130ZM130 70H129V71H130ZM155 70H156V69H155ZM165 70H166V69H165ZM178 70L175 71L176 74H175L174 78H171V77H172V74H173V71H172V74L170 73V76H171V77H170L169 75H167V74H168L167 71H164V73L166 72V76H165V77H166L167 79H168V77H170V78H171V83H172V80L176 78V75H177V71H178ZM187 70H189V69H187ZM221 70H222V69H221ZM223 70H222V74H225L227 71H223ZM248 70H249V69H248ZM255 70H257V69H255ZM258 70H259V69H258ZM101 71H102V70H101ZM110 71H111V72H110ZM145 71H146V70H145ZM150 71H151V70H150ZM157 71H158V70H157ZM159 71H160V70H159ZM161 71H163V70H161ZM189 71H190V70H189ZM189 71H188V72H189ZM219 71H220V70H219ZM219 71H218V72H219ZM231 71H232V69H231ZM242 71H243V70H242ZM249 71H250V70H249ZM3 72H4V74H3ZM10 72H11V73H14V72H12V71H10ZM113 72H114V73H113ZM115 72H117L118 74H116ZM147 72H148V74L150 73L149 71H147ZM154 72H155V71H154ZM154 72H153V73H154ZM178 72H179V71H178ZM181 72H185V71H181ZM181 72H179V74H180ZM197 72H198V70H197ZM199 72H201V73L203 74L204 71H203V72H202V71H199ZM211 72H212V71H211ZM215 72H217V70H215ZM215 72H212V73H215ZM224 72H225V73H224ZM228 72H230V70H229ZM228 72H227V73H228ZM6 73H7V74H6ZM17 73H18V72H17ZM60 73H61V75H60ZM124 73H125V74H124ZM131 73H132V75H134V74H133V70H131ZM131 73H130V75H131ZM135 73H136V72H135ZM137 73H139V72H137ZM162 73H163V72H162ZM230 73H231V72H230ZM230 73H228L229 75H228V74H226V75L230 76ZM234 73H235V72H234ZM240 73H241V72H240ZM5 74H6L7 76H6V79L4 80V78H5ZM14 74H15V73H14ZM123 74H124V75H123ZM127 74H128V73H127ZM140 74H141V73H140ZM179 74H178V75H179ZM184 74H185V75H184ZM196 74H197V73H196ZM198 74H199V73H198ZM215 74L218 75L219 73H215ZM231 74H233V73H231ZM235 74H236V77H237V76L239 77V74H237V73H235ZM235 74H233V75H235ZM241 74H242V73H241ZM241 74H240V75H241ZM245 74L247 75V74H248V71H247ZM11 75H12V74H11ZM106 75H107V76H106ZM109 75H112V76L115 77V78H113V77L111 78V77H109ZM116 75H118V76H116ZM128 75H129V74H128ZM128 75H126V76H128ZM130 75H129V77H130ZM159 75H160V74H159ZM162 75H163V74H162ZM173 75H174V74H173ZM181 75H182V74H180V76H181ZM212 75H213V74H212ZM216 75H214V76H216ZM220 75H221V74H220ZM226 75H224V76H225L224 78H223V75H222V77L220 76V77L222 78V80L228 78L227 80H230V81H228V82H234V81H237V79L234 80V78H236V77H234L233 75H232V76H233L232 78H231V77L229 78V77H227ZM248 75H250V74H248ZM251 75H252V73H251ZM260 75H261V74H260ZM15 76H16V75H15ZM17 76H18V75H17ZM20 76H21V75H19V77H20ZM103 76H104V77H103ZM105 76L107 77V79H106ZM136 76H137V75H136ZM150 76H151V75L149 74V77H150ZM155 76H156V75H155ZM167 76H168V77H167ZM184 76L187 77L186 72L183 73V77H184ZM188 76H189V75H188ZM199 76L201 77V76H203V75H199ZM205 76H206V75H205ZM244 76H245V75H244V73H243V74L241 75V77H242L243 80H244V78L248 77V76H246V77H244ZM258 76H259V75H258ZM12 77L14 78V75H13ZM102 77H103L105 80H103ZM118 77H119V78H118ZM134 77H135V75H134ZM163 77H164V76H163ZM181 77H182V76H181ZM192 77H193V76H192ZM203 77H204V76H203ZM243 77H244V78H243ZM10 78H11V77H10ZM100 78H102V79H100ZM116 78H117L118 80H116ZM126 78H127V77H126ZM138 78H139V75H138ZM141 78L143 79L142 76H141ZM141 78H140V80H142ZM150 78H151V77H150ZM161 78H162V77H161ZM208 78H209V77H208ZM8 79H9V78H8ZM15 79H16V77H15ZM15 79H14V81H13L14 83H15ZM17 79H18V78H17ZM19 79H20V78H19ZM127 79H133V80H127V81L131 82V84H132V81H133L134 83H137V81H136L137 79H136V78H135L136 80H135L134 78H132V77H131V78H127ZM183 79L185 80L186 78H183ZM187 79H188V78H187ZM198 79L200 80V78H198ZM203 79H204V78H203ZM232 79H233V80H232ZM239 79H240V77H239ZM239 79H238V81H239ZM248 79H251V76H250V78L248 77ZM253 79H255V77H254ZM9 80H10V79H9ZM9 80H8V81H9ZM11 80H13V79H11ZM11 80H10V82H11ZM100 80H102L103 82H101ZM114 80H115L116 82H118L117 85H116V82H115ZM152 80H153V79H152ZM158 80H159V79H158ZM163 80H164V79H163ZM169 80H170V79H169ZM180 80L182 81V79H180ZM184 80H183V81H184ZM243 80H242V81H243ZM246 80H247V79H246ZM255 80H256V79H255ZM16 81H17V80H16ZM18 81H19V80H18ZM99 81H100V83H99ZM127 81H126V83H128ZM142 81H143V80H142ZM144 81H145L146 83H145V82H142L143 85H144V84H148V83H147L148 80L146 81V79H144ZM201 81H202V82H205L204 80H202V78H201ZM218 81L220 82V79H219ZM238 81H237V82H238ZM250 81H252V80H250ZM256 81H257V80H256ZM124 82H125V81H124ZM160 82H161V81H160ZM160 82L158 81L159 84H160ZM173 82H174V81H173ZM176 82H177V81H176ZM176 82H174V83L176 84ZM185 82H186V81H184L183 83H185ZM194 82H195V81H194ZM212 82H213V81H212ZM212 82H211V83H212ZM224 82H225V81H224ZM224 82L221 83V85L224 84ZM244 82H245V80H244ZM244 82H241V83L244 84ZM248 82H249V81H248ZM248 82H247V84L250 83V82H249V83H248ZM257 82H258V81H257ZM261 82H262V81H261ZM14 83L11 82V84H14ZM16 83H17V82H16ZM16 83H15L14 85L18 86L19 84L17 85ZM19 83H21V85H22V82L19 81ZM139 83L142 84L141 81H140ZM139 83H138V84H139ZM155 83H156V81H155ZM155 83H154V84H155ZM178 83H179V82H178ZM187 83H188V81H187ZM199 83H200V82H198L197 84H199ZM215 83H216V81H215ZM239 83H240V82H239ZM241 83H240L239 85H241ZM11 84L8 85V86H10L9 88H11V86H12ZM99 84H101V85H99ZM161 84H162V83H161ZM169 84H170V83H169ZM169 84H168V85H169ZM185 84H186V83H185ZM188 84H189V83H188ZM195 84H196V83H195ZM208 84H209V83H207V85H208ZM213 84H214V83H213ZM213 84H212V85H213ZM216 84H217V83H216ZM216 84L214 85V87L216 86ZM225 84H226V83H225ZM225 84H224L223 86H226V85L229 86L228 84H226V85H225ZM229 84H230V83H229ZM236 84H237V86L239 87L238 83H236ZM243 84H242V85H243ZM245 84H246V82H245ZM245 84H244V85H245ZM257 84H258V83H257ZM132 85H135V84H132ZM231 85H233V84L231 83ZM250 85H251V87H250L249 85H248V87L251 88V90H252V85H255V84L250 83ZM23 86H22V87H23ZM136 86H137V84H136ZM138 86H139V85H138ZM157 86H159V87L161 86V87L163 88L162 85H158V84H157ZM170 86H172V85H170ZM170 86H168V87L170 88ZM176 86H177V85H176ZM178 86H179V85H178ZM186 86H189V85H186ZM201 86H202V85H201ZM203 86H204V85H203ZM205 86H206V85H205ZM209 86H210V85H209ZM227 86H226V87H227ZM233 86H234V85H233ZM235 86H236V85H235ZM235 86L233 87V89L235 88ZM237 86H236V87H237ZM261 86H262V85H261ZM140 87H141V86H140ZM145 87H146V85H145ZM148 87H149V86H148ZM168 87H167V88H168ZM214 87H211V86H210L211 90L209 89L208 91L211 92V91L213 90ZM217 87H218V85H217ZM226 87H225V91H226ZM231 87H232V86H230V88H231ZM240 87H241V86H240ZM248 87H247V89H248ZM257 87H258V86H257ZM5 88L7 89V86H5ZM18 88H19V87H18ZM128 88H129V87H128ZM138 88H139V87H138ZM141 88H142V87H141ZM164 88H165V87H164ZM167 88H166V89H167ZM183 88L186 90V87L183 86ZM183 88H181V89H183ZM203 88H205V87H201L202 90H203ZM219 88H220V89H221V88L223 89L222 86H219ZM219 88H216V89L220 90ZM243 88H244V87H243ZM259 88H261V87H259ZM262 88H264V87H262ZM15 89H16V88H15ZM19 89H20V88H19ZM24 89H23V90H24ZM79 89H80V92L78 91L79 94H80L79 97L76 96V93H75V96H74V93H73L72 91H76V90H79ZM134 89H136V88H134ZM134 89H132V91H134ZM143 89H144V88H143ZM151 89H152V88H151ZM179 89H180V86H179ZM192 89H193V88H192ZM222 89H221V90H222ZM233 89H232V90H233ZM239 89H242V88H239ZM62 90H61V92H62ZM98 90L105 91L106 94H105L104 92H103V93H104V95H106V96L102 95V94H103L102 91H98ZM109 90H111V91H110V92H106V91H109ZM112 90H113V93H114V94H115V92H116V95H114L113 93H111ZM122 90H124V91L126 90V92H125L126 94H125V95H126L127 97L124 95L126 98H125V97L123 96V94L121 93ZM137 90H139V89H136V91H137ZM146 90H147V89H146ZM167 90L170 91V89H167ZM173 90H174V89H173ZM176 90H177V89H176ZM176 90H175V91H176ZM232 90H231V91H232ZM235 90H237V88H236ZM235 90H234V91H235ZM242 90H243V89H242ZM251 90H249V91H251ZM261 90H262V89H261ZM7 91H8L7 93H11L12 88H11V90H7ZM19 91H20V90H19ZM66 91H65V92H66ZM85 91H86V92H85ZM124 91H123V92H124ZM130 91H131V90H130ZM136 91H134V92H136ZM144 91H145V89H144ZM144 91H143L142 93H145ZM153 91H155V90H153ZM161 91H162V90H161ZM181 91H182V90H181ZM227 91H228V90H227ZM227 91H226V92H227ZM245 91H246V90H245ZM257 91H258V89H257ZM49 92H50V93H49ZM51 92H52V93H51ZM53 92H55V93L57 92V94L55 95V93H53ZM76 92H77V91H76ZM78 92H77V94H78ZM82 92H81V93H82ZM97 92H98V93H102V94H101V96H102L101 98L98 97L99 94H98ZM119 92H120V94H117V93H119ZM137 92H138V91H137ZM147 92H148V90H147ZM156 92H157V91H156ZM177 92H178V90H177ZM189 92H193V91H192V90H191V91L189 90ZM198 92H200L199 95H198ZM210 92L207 93V94H210ZM216 92H217V91H216ZM229 92H230V90H229ZM238 92H239V90H238ZM243 92H244V91H243ZM247 92H248V91H247ZM0 93H1V92H0ZM3 93H4V92H3ZM5 93H6V91H5ZM7 93H6V95H8V98H6V99H9V101H8V100H7V101L10 102L12 95L16 94L17 92H15V93L12 92V93H11V94H12L11 96H10V94H7ZM19 93H21V92H19ZM19 93H18V94H19ZM22 93H23V92H22ZM71 93L73 94L72 96H74V98H71V99H70L69 97H70V94H71ZM83 93H82V94H83ZM107 93H108V94H107ZM139 93H141V92L139 91ZM139 93H134V94H132V95H134V96H132V97H137V96L139 95ZM142 93H141V94H142ZM149 93H151V90L149 91ZM152 93H153V92H152ZM174 93L176 94V92H174ZM178 93H179V92H178ZM180 93H181V92H180ZM213 93H215V92H213ZM213 93H212V94H213ZM220 93H222V92H220ZM224 93H225V92H224ZM236 93H237V92H236ZM249 93H250V92H249ZM249 93H248V94H249ZM261 93H262V92H261ZM1 94H2V93H1ZM1 94H0V96H1ZM18 94H17V95H18ZM23 94H24V93H23ZM23 94H20V95L23 96ZM25 94H24V97H25ZM33 94H31V96H33ZM45 94H43V95L45 96ZM48 94H52V95L54 94V95H53V96H52V95L48 96ZM96 94H97V95H96ZM110 94L114 95V96H113L114 98L111 97ZM121 94H122V95H121ZM136 94H137V95H136ZM141 94H140V96H141ZM157 94H158V93H157ZM157 94H156V97L158 96ZM160 94L163 96V98L165 97V99H168L167 95H169V93H168L167 95H165V94H162V92H161ZM160 94H159V96H160ZM185 94H186V92H185ZM189 94H193V93H189ZM203 94H204L203 97L205 96V98L207 99L209 95L207 96V94L204 93V92H203ZM231 94H232V92H231ZM233 94H234V92H233ZM240 94H242V93H240ZM240 94H239V96H240ZM4 95H5V94H4ZM4 95L2 94L3 97L1 96V98H3L4 101H5L6 99H5ZM6 95H5V96H6ZM17 95H14L13 99H14L15 96H17ZM29 95H30V94H29ZM35 95H36V94H35ZM35 95H34V96H35ZM38 95H40V94H38ZM43 95H42V98H41V96H40L41 99L44 98ZM64 95H63V96H64ZM107 95H108V96H107ZM118 95H119V96H118ZM146 95L148 96L147 93H146ZM150 95H151V94H150ZM150 95H149V96H150ZM152 95H153V94H152ZM176 95H178V94H176ZM200 95H202L201 90L197 91V93L195 94V96H197V99H199L198 97H200V99L203 98V97H201ZM214 95H215V94H214ZM214 95H213V96H214ZM235 95H236V94H235ZM235 95H234V96H235ZM244 95H245V94H244ZM251 95H252V94H251ZM251 95L249 94V96H251ZM72 96H71V97H72ZM82 96H83V97H82ZM116 96H118V97H116ZM122 96H123V98H122ZM129 96H130V95H129ZM140 96H138V97H140ZM142 96H143V94H142ZM159 96H158V97H159ZM162 96H161V97H162ZM181 96H182V93H181ZM186 96H188V94H187ZM189 96H190V95H189ZM189 96H188V97H189ZM206 96H207V97H206ZM211 96H212V95H211ZM239 96H238V93H237V95H236L235 97H237V99H238ZM6 97H7V96H6ZM19 97H20V96H19ZM29 97H30V96H29ZM36 97H37V95H36ZM36 97H34V99H32V107H33V111H34V106H35V105L33 106V103H34V100L36 101ZM56 97H55V98H56ZM66 97H65V98H66ZM108 97H109V99H112V100H108ZM138 97H137V98H138ZM161 97H160V100L158 99V100L160 101L159 103H161ZM166 97H167V98H166ZM188 97H187V98H188ZM216 97H217V94H216ZM230 97H231V95H230ZM232 97H233V96H232ZM240 97H242V96H240ZM16 98H18V97H16ZM21 98H22V97H21ZM25 98H26V97H25ZM63 98H64V97H63ZM65 98H64V100H65ZM97 98H98V100H99V102H100L101 104L104 103V106H103V104L100 105V104L97 103V102H98V101H97ZM103 98H104V99H103ZM106 98H107V99H106ZM116 98H117V99H116ZM118 98L120 99V101L118 100ZM121 98H122V100H123V101H122L123 103H121ZM127 98L129 99L128 101H127V100H124V99H127ZM140 98H141V97H140ZM140 98H138L139 101L137 100V103H138V104L141 103L140 105L142 106V102H143V101H142ZM187 98H186V100H187ZM213 98H215V97H213ZM219 98H223V96H220ZM224 98H226V97L224 96ZM233 98H234V97H233ZM233 98H230V99H232V101H234ZM259 98H260V97H259ZM29 99H30V98H29ZM37 99H38V97H37ZM101 99H103V100L101 101ZM113 99H114V100L116 99V100L114 101ZM133 99H135V98H132L131 100H133ZM184 99H185V98H184ZM192 99H193V98H192ZM211 99H212V97H211ZM237 99H236V100H237ZM16 100H17V99H16ZM24 100H25V99H21V101H20V98H18V101H20L19 104H20V105H25V104H21V102L24 103V102H23ZM38 100H39V99H38ZM38 100H37V101H38ZM43 100H45V99H43ZM43 100H41L40 102H43ZM52 100H53V99H52ZM82 100H83L84 102H82V104H81L80 101H82ZM140 100H141L142 102H141ZM162 100H163V99H162ZM171 100H173V99H171ZM174 100H175V99H174ZM174 100H173V102H175ZM202 100H203V99H202ZM213 100H214V99H213ZM215 100H216V98H215ZM225 100H227V99H225ZM225 100H224V101H225ZM236 100H235V101H236ZM238 100H239V99H238ZM246 100H247V99H246ZM18 101H17V103H18ZM27 101H28V98H27ZM29 101H30V100H29ZM29 101H28V103H26V105H28V108H27V106L25 105L24 107L21 108L22 110H23V108H27L28 111H30L29 108H31V105H30V107H29ZM37 101H36V102H37ZM49 101H50V100H48L47 103H48V104L50 103V105H51V102H52V101H50V102H49ZM55 101H56V100H55ZM103 101H106V103H107V101H109V102L106 104V103L103 102ZM113 101H114L115 104L113 103ZM116 101H117V102L119 101L120 103L118 102V103H119V104H118ZM148 101H149V102H148ZM163 101H164L166 104L169 105V102H170L169 100H168V101L163 100ZM176 101H177V100H176ZM189 101H190V100H189ZM216 101H217V100H216ZM220 101H221V100H220ZM235 101H234V103H235ZM260 101H261V100H260ZM2 102H3V100H2ZM14 102H15V100H14ZM30 102H31V101H30ZM44 102H45V101H44ZM75 102H74L75 105L73 104L74 106H76V103H75ZM111 102L113 103V105H112ZM179 102H180V101H179ZM179 102H178V104H179ZM195 102H196V101H195ZM201 102H203V101H201ZM206 102L208 103L209 101H208V100H205V103H206ZM211 102H212V101H211ZM214 102H215V101H214ZM218 102H219V101H218ZM228 102H230V101H228ZM261 102H262V101H261ZM5 103H6V101H5ZM5 103L2 104V105H5ZM17 103H16V105H17ZM63 103H64V104H63ZM90 103H88V104H90ZM145 103H146V104L148 103V105L145 106ZM207 103H206V104H207ZM223 103H224V102H223ZM223 103H222V104H223ZM243 103H244V102H243ZM245 103H246V102H245ZM248 103H249V102H248ZM250 103H251V102H250ZM19 104H18V107H20ZM45 104H46V103H44L43 105H41V107L44 106ZM48 104H46V105H48ZM52 104H53V103H52ZM56 104H57V103H55L54 105H56ZM88 104H87V106H88ZM97 104H98V105H97ZM117 104H118V105H117ZM121 104H123V105H121ZM127 104L125 103V105H127ZM138 104H137V105H138ZM166 104H165V105H166ZM170 104L172 105L171 102H170ZM173 104H174V103H173ZM175 104H176V103H175ZM175 104H174V105H175ZM202 104H204V103H202ZM209 104H211V103L209 102ZM225 104H226V102H225ZM229 104H231V103H229ZM232 104H233V103H232ZM6 105H7V104H6ZM16 105H15V106H16ZM57 105H58V104H57ZM73 105H71V106H73ZM78 105H77V107H79ZM105 105H107V106L109 105L108 107H110V105H112L115 109L117 108V107H115L116 105H117V106L120 105L121 108L118 107L117 110L121 109V111L119 110L120 112L118 113V111L116 110V111H117V113L115 114L116 116L112 115V116L115 117V120H112V121H109V120H107V119L102 120V117H100V115H99V113H100L99 111H102V114L105 113V112L103 111L104 109H105V110L107 109V106L105 107ZM125 105H124V106H125ZM165 105L162 103V106H163V107H164ZM168 105H167V106H168ZM204 105H205V104H204ZM212 105H214V103H213ZM236 105H237V104H236ZM9 106L11 107L10 104H9ZM15 106H14V107H15ZM52 106H53V105H52ZM89 106H88V107H89ZM99 106H100V107H99ZM112 106H111V107H112ZM175 106H176V105H175ZM175 106H174V107H175ZM184 106L186 107V105H184ZM188 106H189V105H188ZM190 106H192V104H191ZM190 106H189V107H190ZM199 106H201V104H200ZM205 106H206V105H205ZM205 106H204V107H205ZM208 106H209V105H208ZM208 106H206V107H208ZM210 106H211V105H210ZM214 106H215V105H214ZM229 106H230V105H229ZM242 106H243V105H242ZM249 106L251 107V104H250ZM263 106H264V105H263ZM4 107H8V106H4ZM16 107H17V106H16ZM18 107H17V109H15V111L17 110L16 112H18V113H19V112H22L21 110L18 111V109H20V108H18ZM37 107H38V106H37ZM37 107L35 106V108H37ZM44 107H46V106H44ZM47 107L49 108V110L52 109L51 106H50V107L47 106ZM57 107H58V106H57ZM59 107H58V108H59ZM111 107H110L109 110L111 111V109H112V111H114V108H113V107L111 108ZM125 107H126V106H125ZM135 107H136V106H135ZM159 107H161V106H159ZM180 107H181V109H182L183 106H182V105H181V106L179 105L178 108L175 107V109L177 108V109L180 110ZM194 107H195V106H194ZM194 107H193V108L190 107V109H193V110H194V109H198V106H197L196 108H194ZM201 107H202V106H201ZM211 107H212V106H211ZM211 107H210V108H211ZM230 107H231V106H230ZM233 107H234V104H233ZM243 107H244V106H243ZM243 107H242V108H243ZM246 107H248V106L245 105V108H246ZM39 108H40V107H39ZM53 108H54V107H53ZM58 108H57V110H59ZM100 108H101L102 110H101ZM103 108H104V109H103ZM122 108H123L124 110H122ZM166 108H167V107H166ZM202 108H203V107H202ZM202 108H201V109H202ZM208 108H209V107H208ZM234 108H235V107H234ZM234 108H233V109H234ZM240 108H241V106H240ZM248 108H249V107H248ZM253 108H254V107H253ZM1 109H2V108H1ZM8 109H9V107H8ZM8 109H7V110H8ZM12 109H13V115H14V112H15V111H14V108H12ZM40 109H42V108H40ZM63 109H64V108H63ZM167 109H168V108H167ZM170 109H171V108H170ZM186 109H187V112H188V109H189V108L186 107ZM186 109H184V107H183V110H186ZM199 109H200V107H199ZM7 110H5L4 112H7ZM24 110H26V109H24ZM24 110H23V111H24ZM37 110H39V109H37ZM42 110H43V109H42ZM45 110H46V108H44V110H43L44 112H43V113H44L45 116H46ZM53 110H54V109H53ZM61 110H62V109H61ZM67 110H65V111H67ZM221 110H222V108H221ZM227 110H228V109H227ZM242 110H244V109H242ZM33 111H32V112H33ZM47 111H48V110H47ZM54 111H55V110H54ZM65 111H63V113H64ZM69 111H67L66 114L69 113L68 115L73 116ZM88 111H89V112H88ZM106 111H108V109H107ZM161 111H163V110H161ZM174 111H175V110H174ZM199 111L202 112V113H203V112H204V113L206 112L205 109H204V111H203V110H202V111L199 110ZM219 111H220V110H219ZM229 111H230V110H229ZM238 111H239V110H238ZM240 111H241V109H240ZM253 111H254V110H253ZM0 112H1V111H0ZM16 112H15V114H16ZM24 112H25V111H24ZM48 112H49V111H48ZM48 112H47V114H48ZM51 112H52V111H51ZM51 112L49 113V115L51 114ZM58 112H59V111H58ZM108 112H109V111H108ZM170 112L172 113V110H171ZM170 112H169L168 115H170ZM175 112H177V111H175ZM175 112H174V113H175ZM179 112H181V111H179ZM182 112H183V111H182ZM191 112H192V111H191ZM200 112H199V114H201V117H200V115H199L198 118L200 117L201 120H202V113H200ZM207 112H208V111H207ZM217 112H218V110H217ZM225 112H226V111H225ZM243 112L246 113V112H247L246 109H245V111H243ZM22 113H23V112H22ZM22 113H19L20 116H21ZM26 113H27V112H25L24 114H26ZM28 113H30V112H28ZM39 113H40V111H39ZM39 113H38V114H39ZM43 113H41V116L43 115ZM52 113H53V112H52ZM56 113H57V112H56ZM56 113H55V114H56ZM60 113H61V112H60ZM79 113H80V114H79ZM163 113H166V112L164 111ZM167 113H168V110H167ZM188 113H189V112H188ZM230 113L232 114V113H235V112H230ZM250 113H252L251 110H250ZM250 113H249V115H250ZM259 113H260V112H258V114H259ZM19 114H18V115H19ZM24 114H22V115L24 116ZM33 114H34V113H33ZM33 114H32V116H33ZM53 114H54V113H53ZM66 114H65V115H66ZM102 114H101V115H102ZM106 114L108 115L107 112H106ZM109 114H110V116H111L112 113L109 112ZM161 114H162V113H161ZM161 114H160V116H162ZM176 114H177V113H176ZM178 114H179V113H178ZM184 114H187V113L184 112ZM189 114H190V113H189ZM189 114H188V115H189ZM206 114H207V113H206ZM218 114H220V112H219ZM221 114H222V112H221ZM228 114H229V113H228ZM242 114H243V113H242ZM242 114L240 113V116H241ZM254 114H256V113H254ZM1 115H2V114H0V116H1ZM5 115H6V113H5ZM35 115H36V120H37L38 118H40V115H38L39 117L37 118V112H36ZM35 115H34V116H35ZM49 115H47V117H48ZM155 115H157V114H155ZM168 115H167V117H168ZM192 115H194V114L191 113L190 117H194V116H192ZM235 115H236V114H235ZM251 115H252V114H251ZM251 115H250V116H251ZM3 116H4V115H3ZM26 116H28V115H26ZM51 116H52V115H51ZM61 116H64V115H61ZM104 116H105V114H104ZM104 116H103V117H104ZM112 116H111V117H112ZM176 116H177V115H175V118H176ZM203 116H204V114H203ZM238 116H239V115H238ZM240 116H239V117H240ZM259 116H260V117H258V118H261V117H262V114H259ZM16 117H17V116H16ZM16 117L14 116L15 120H16V119L19 120V117H18V118H16ZM29 117H30V116H29ZM29 117H28V118H27V117H24V118L27 119V121L25 120L24 122H27V123H28V126H27V127L25 126V128H27V130L30 129V128H31V130H32L33 128H36L35 130L33 129V131H34L33 134H35V132H36V133L38 132V133H37L35 136H32V133H31V136L33 137V139H30V138H32V137H31L30 134L27 133V131H26V134H29V136L26 135V138H27V136H28L29 139H28V138H27L28 140L25 139V141H26V142H25V141H24V138H23V139H19V135H18L19 132H18V134H17L18 137L16 136V139H14V138H15V137H14L15 135H13V140H12V139H6L5 141H0V145H1V146H0V152H2V151L6 152V153L17 152L16 154H18L19 151H24V152L27 151V154H25L26 156L28 155L29 152H38L39 155L46 153V155H47V153H48L47 142H46L45 139H42V138H44V137L38 139V136H40V132H41V131L39 132V130L42 129V127H43V130H44V124L47 125L46 122H47L48 120L45 121V123L43 124V126H41V124H40L39 121H38L39 124H38V122H36V120H34L35 123H33V122H34V121L32 120L33 118L31 117V118H32V119H31V118H29ZM52 117L55 119V121L58 120L56 116H52ZM58 117H60V115H59ZM65 117H67V116H65ZM108 117H109V115H108ZM185 117H186V116H184V118H185ZM204 117H205V116H204ZM224 117H225V116H224ZM226 117H227V116H226ZM233 117H234V116H233ZM246 117H248V115H247ZM251 117H253V115H252ZM255 117H257V116H255ZM8 118H9V117H8ZM22 118H23V117H22ZM41 118H42V119H40V120H41L42 122L44 121L43 118L46 119L44 116L41 117ZM67 118H68V117H67ZM74 118H77V117H74ZM105 118H107V117H105ZM139 118H140V119H139ZM170 118H171V117H170ZM172 118H173V116H172ZM172 118H171V120H172ZM175 118H173V119L175 120ZM198 118H197V119H198ZM207 118H208V117H207ZM229 118H230V117H229ZM237 118H238V117H237ZM249 118H250V117H248V120H249ZM0 119H1V118H0ZM11 119H13V118H11ZM11 119H9V120H10V121H13L14 124H13V123H12V124L14 125L15 129H17V127H16V125H15L16 122H17V120H16V122H14L15 120H14V119L11 120ZM48 119H49V118H48ZM51 119H52V118H51ZM56 119H57V120H56ZM71 119L73 120V117H72ZM71 119H70V121H71ZM77 119H78V118H77ZM109 119H110V118H109ZM156 119H157V118H156ZM163 119H164V118H163ZM165 119L167 120L168 118L165 117ZM186 119H187L186 122H188L187 124H189V121H190V120L188 121V118H187V117H186ZM192 119H193V118H192ZM224 119H226V118H224ZM227 119H228V117H227ZM234 119H235V118H234ZM246 119H247V118H246ZM251 119H252V118H251ZM255 119H256V118H255ZM263 119H264V118H263ZM263 119H262V121H263ZM20 120H21V119H20ZM30 120L33 121V122H31V125L29 124ZM52 120H53V119H52ZM52 120H50V121H51L50 124L53 126V124H55V123H54L55 121L53 122ZM63 120H64V119H63ZM66 120H67V119H66ZM74 120H75V119H74ZM74 120H73V121H74ZM78 120H79V119H78ZM85 120H86V119H85ZM182 120H183V119H182ZM199 120H200V119H199ZM201 120H200V121H201ZM206 120H207V119H206ZM208 120H209V119H208ZM208 120H207L206 122H208ZM228 120H229V119H228ZM240 120H241V117H240ZM256 120H257V119H256ZM159 121H160V120H159ZM183 121H185V120H183ZM202 121H203V120H202ZM229 121H230V120H229ZM232 121H234V120L232 119ZM235 121H236V119H235ZM242 121H243V120H242ZM242 121H241V122H242ZM259 121H260V120H259ZM19 122H20V124H21V121H19ZM52 122H53V124H52ZM57 122H58V121H57ZM59 122H61V121L59 120ZM59 122H58V123H59ZM65 122H66V121H65ZM67 122H68V121H67ZM67 122H66V123H63V122H62V124H65V126H67V127H71V126H68V125H67ZM76 122H77V120H76ZM76 122H75V123H76ZM87 122H88V120H87ZM195 122H192V124L195 123ZM206 122H204V123H206ZM237 122H238V121L233 122V123H236L235 128H233V127H232V128L229 127V128H225V129L217 128V129H215V131L212 132L208 137L205 136L206 134H204V133L202 132L206 138L203 137V138H205V140H204V142H202L201 144H206V143L208 142V145H209V141L206 142V139H207V138H208L209 140H210V138H219V139H221V140L223 141V143H224V144H221V147H220V148L218 147L219 149L217 148V149H218L217 151H218L219 155L222 154V155H221V158H222V156L224 157L225 155L236 157V156H235V151H234L235 149L232 150L231 148H229V145H228V147H227V144H228L229 138H230V136H231V134H232V132H233V129H236ZM241 122H240V124H243V123H241ZM263 122H264V121H263ZM5 123L7 124V122H5ZM9 123H10V122H9ZM9 123H8V124H9ZM69 123H70V122H69ZM179 123H181V121H180ZM183 123H185V122H182V124H183ZM233 123H231L232 126H233ZM249 123H250V121H249ZM8 124H7V125H8ZM12 124L10 123V125H12ZM22 124H23V122H22ZM34 124H35V125L37 124L36 127H35ZM48 124H49V122H48ZM50 124H49V125H50ZM71 124H74V123L71 122ZM173 124H174V123H173ZM240 124H238L239 127H241ZM247 124H248V123H247ZM10 125H9V127H10ZM13 125H12V126H13ZM26 125H27V124H26ZM32 125H33V126H32ZM38 125L40 126V128H38V127H39ZM190 125H191V124H190ZM204 125H206V124H204ZM248 125H250V124H248ZM254 125H255V124H254ZM3 126H6V125L4 124ZM29 126H31V127H29ZM60 126H61V125H60ZM245 126H246V124H245ZM252 126H253V124L251 123V127H252ZM1 127H2V126H1ZM28 127H29V128H28ZM46 127H47V129H48V127H49L48 130H49V132H50V129H52L51 126H48V125H47ZM54 127H55V126H54ZM58 127H59V126H58ZM67 127H63V125H62V129H63V128H67ZM85 127H86V126H84V128H85ZM237 127H238V126H237ZM239 127H238V128H239ZM248 127H250V126H248ZM248 127H246V128H248ZM251 127H250V129H251ZM254 127H255V126H254ZM261 127H262V128L264 127L263 123H262V126H261ZM4 128L6 129L7 127H4ZM4 128H3V129H4ZM18 128H20V127H18ZM59 128H60V127H59ZM71 128H72V127H71ZM80 128H81V127H80ZM86 128H87V127H86ZM194 128H195V124H194ZM197 128H195V129H197ZM243 128H244V127H241V129H243ZM10 129H12V128L10 127ZM10 129H9V130H10ZM15 129H14V130H15ZM23 129H24V128H23ZM37 129H39V130H37ZM45 129H46V128H45ZM54 129H57V125H56V127H55ZM62 129L60 128V132H61ZM68 129H69V128H68ZM239 129H240V128H239ZM252 129H254V128H252ZM252 129H251V130H252ZM255 129H256V128H255ZM0 130H1V128H0ZM43 130H42V133L44 132V134H42V135L46 136L47 131H46V134H45V130H44V131H43ZM73 130H74V127H73ZM73 130H72V131H73ZM209 130H208V131H209ZM243 130H244V129H243ZM246 130H247V129H246ZM256 130H257V129H256ZM3 131H4V130H3ZM7 131H8V128H7ZM29 131H30V130H29ZM66 131H67V129H66ZM208 131H207V132H208ZM262 131H263V130H262ZM9 132H10V131H9ZM20 132H21V131H20ZM22 132H23V131H22ZM30 132H32V131H30ZM49 132H48V134H47L48 137H49ZM52 132H53V129H52ZM52 132H51V133H52ZM57 132H58V130H57ZM60 132H59V133H60ZM63 132H65V131L63 130L62 133H63ZM68 132H69V131H67V134L69 135ZM70 132H71V129H70ZM76 132H77V131H76ZM76 132H75V133H76ZM238 132H239V130H238ZM247 132L250 133V134H252L250 131H247ZM252 132H253V131H252ZM1 133H2V132H1ZM1 133H0V134H1ZM6 133H7V132H6ZM16 133H17V132H16ZM51 133H50V135H51ZM54 133H55V132H54ZM62 133H61L60 136H63ZM205 133H206V132H205ZM209 133H210V132H209ZM236 133H237V131H236ZM14 134H15V133H14ZM64 134H65V133H64ZM67 134H66V135H67ZM70 134H71V133H70ZM72 134H73V133H72ZM203 134H202V135H203ZM233 134H234V132H233ZM245 134H246V133H244V135H245ZM257 134H258V133H257ZM261 134H262V133H261ZM42 135H41V136H42ZM202 135H201V136L199 135V136L202 137ZM263 135H264V133H263L261 136H263ZM7 136H8V135H7ZM22 136H23V135H22ZM24 136H25V133H24ZM36 136H37V137H36ZM41 136H40V137H41ZM236 136H238V135H236ZM236 136H235V137H236ZM258 136H260V134L257 135V137H258ZM261 136H260V138H263V139H264V137H261ZM0 137H1V135H0ZM20 137H21V136H20ZM34 137H35V138H34ZM63 137L65 138L66 136L64 135ZM70 137H74V134H73V136H72V135L69 136L68 141L70 140V142H71L73 138L71 139ZM75 137H76V136H75ZM242 137H243V136H242ZM5 138H6V137H5ZM11 138H12V137H11ZM36 138H37V139H36ZM46 138H47V137H46ZM59 138H60V137H59ZM64 138H63V139H64ZM239 138H240V137H239ZM244 138H245V137H244ZM253 138H254V137H253ZM195 139H198V140L195 141ZM208 139H207V140H208ZM240 139H241V138H240ZM240 139H237V140L239 141ZM47 140H48V139H47ZM64 140H65V139H64ZM73 140H74V144H75L76 147L74 148V150H73L72 152H74V155H77L79 152H78L77 154H75V149L78 150V149H77V144L80 142V140L78 141L76 138L73 139ZM81 140H82V142L84 141V139H81ZM217 140H218V139H217ZM234 140L236 141L235 138H234ZM242 140H243V139H242ZM55 141H57V140H55ZM76 141H77V142H76ZM222 141H221V142H222ZM254 141H255V140H254ZM58 142H59V140H58ZM63 142L65 143V141H62V140H61V142L58 143V145L60 144V145H59V148L62 149V150H63V147H61V146H62L61 144H62ZM70 142H69V143H70ZM171 142H172V141H171ZM205 142H206V143H205ZM214 142H215V141H214ZM225 142H227V143H225ZM240 142H241V141H240ZM261 142H262V141H261ZM263 142H264V140H263ZM263 142H262V143H263ZM51 143H52V142H51ZM53 143L57 144V143L54 142V141H53ZM53 143H52V146H50V147H53V145H54ZM66 143H67V144H65V147H66V145L69 144L68 142H66ZM174 143H171V144H174ZM210 143H211V142H210ZM230 143H232V142L230 141ZM244 143H245V142H244ZM244 143H242V144H244ZM253 143H254V142H253ZM255 143H259V142L256 141ZM262 143H261V144H262ZM70 144H71V143H70ZM72 144H73V142H72ZM74 144H73V145H74ZM81 144H82V143H81ZM81 144H80V145H81ZM86 144H85V145H86ZM158 144H159V143H158ZM163 144H164V142H163ZM213 144H214V143H213ZM213 144H211V145H213ZM233 144H234V143H233ZM248 144H250V143H248ZM261 144H260V145H261ZM58 145H57V146H58ZM78 145H79V144H78ZM80 145H79V146H80ZM217 145H218V144H217ZM231 145H232V144H231ZM234 145H235V144H234ZM236 145H237V144H236ZM63 146H64V145H63ZM79 146H78V147H79ZM164 146H165V145H164ZM175 146H174V147L172 146L171 148H168V149H166V150H165V149H160L159 147H157L156 150H157V152H159V153L162 152V153H164L165 155H168L167 157H172V156H174L175 152L178 150V148L175 147ZM200 146L202 147V145H200ZM204 146H207V145H204ZM204 146H203V147H204ZM215 146H216V144H215ZM255 146H256V145H255ZM68 147H69V145L67 146V148H68ZM83 147H84V146H83ZM85 147H86V146H85ZM233 147H234V146H233ZM237 147H238V146H237ZM237 147H236V148H237ZM245 147H246V146H245ZM249 147H250V145H249ZM260 147H261V146H260ZM79 148H80V147H79ZM165 148H166V147H165ZM176 148H177V149H176ZM206 148H207V150L210 149V147H209V148L206 147ZM213 148H215V147H213ZM239 148H240V147H239ZM71 149H73V146L71 147ZM71 149H70V147H69V149L67 150V152H69ZM179 149H180V148H179ZM204 149H205V148H204ZM242 149H243V148H242ZM46 150H47V151H46ZM49 150H50V149H49ZM62 150H61V157L63 158L62 160L64 161V159H67V156L65 155V154H67V153L63 152V154H64V155H63L64 157H63V156H62ZM64 150L66 151V148H64ZM64 150H63V151H64ZM83 150H84V148H83ZM86 150H87V149H86ZM212 150L214 151V149H212ZM215 150H216V149H215ZM240 150H241V149H240ZM259 150H260V149H259ZM259 150H258V152L260 153V155H262L261 152L264 151V150H260V151H259ZM45 151H46V152H45ZM84 151H85V150H84ZM201 151H200V153L202 154ZM213 151H212V152H213ZM254 151H256V149H255ZM254 151H253V152H254ZM51 152H52V151H51ZM57 152H58V153H57ZM86 152H87V151H86ZM89 152H88V153H89ZM207 152H208V154L211 155V156H210L211 158H213L212 156L215 155V154H212L211 151H207ZM209 152H210V153H209ZM238 152H239V153H242L243 151H239V150H238ZM247 152H248V151H247ZM256 152H257V151H256ZM54 153H55V152H54ZM83 153H85V152H83ZM205 153H206V152H205ZM214 153H215V152H214ZM218 153H216V154H218ZM239 153H238V154H239ZM254 153H255V152H254ZM48 154H49V153H48ZM56 154H57V156H58V154H59V151H58V150H56ZM56 154H55V155H56ZM70 154H73V153H70ZM70 154H69V155H70ZM144 154H145V153H144ZM157 154H158V153H157ZM177 154H178V153H177ZM180 154H181V153H180ZM208 154H207V156L209 157ZM223 154H224V155H223ZM238 154H237V155H238ZM243 154H244V153H243ZM255 154H256V156L259 155V154H257V153H255ZM8 155H9V154H8ZM12 155H13V154H12ZM23 155H24V154H23ZM53 155H54V154H53ZM55 155H54V156H55ZM74 155L72 156L73 158H74ZM78 155H80V154H78ZM86 155H87V154H86ZM141 155H142V154H141ZM149 155H150V154H149ZM149 155H148V156H149ZM202 155H203V158H204V157H205V154H202ZM219 155H218V157H219ZM245 155H246V154H245ZM252 155H253V154H252ZM5 156H6V154H5ZM29 156H32V153H31ZM29 156H28V158H29ZM42 156H44V155H42ZM50 156H51V155H50ZM50 156H49V157H50ZM57 156H56V157H57ZM80 156H81V155H80ZM128 156H129V155H128ZM132 156H134V155H132ZM132 156H131V157H132ZM181 156H182V155H181ZM240 156H241V155H240ZM247 156H248V155H247ZM253 156H254V155H253ZM256 156H255V157H256ZM14 157H15V155H14ZM32 157H33V156H32ZM44 157H45V156H44ZM46 157H48V156H46ZM49 157H48V158H49ZM65 157H66V158H65ZM70 157H71V156H70ZM70 157H68V159H69ZM72 157H71V158H72ZM77 157H78V156H77ZM86 157H87V156H86ZM141 157H143V155H142ZM160 157H162V156H160ZM160 157H159V158H160ZM208 157H207V158H208ZM243 157H244V156H243ZM7 158H8V156H7ZM10 158H11V157H10ZM26 158H27V157H26ZM34 158H35V156H34ZM34 158H33V159H34ZM39 158H43V157H39ZM51 158H52V157H51ZM58 158L60 159V157H58ZM75 158H76V157H75ZM92 158H93V157H92ZM94 158H96V157H94ZM113 158L115 159V156H114ZM134 158H135V157H133V160H134ZM137 158H138V157H137ZM148 158H149V157H148ZM159 158H158V159H159ZM163 158H164V157H163ZM172 158H173V157H172ZM176 158L178 159V157H176ZM193 158H194V159H193ZM195 158H196V159H195ZM224 158H226V157H224ZM224 158H223V159H224ZM228 158H229V157H228ZM238 158H239V157L237 156V157L235 158V160L238 159ZM247 158H248V160H249V157H247ZM17 159H18V158H17ZM35 159H36V158H35ZM44 159H45V160H44ZM56 159H57V158H56ZM56 159H55V160H56ZM96 159H97L96 162H98L99 157H97ZM100 159H102V158H100ZM103 159H104V158H103ZM103 159H102V160H103ZM109 159H110V157H109ZM165 159H166V160H164V159H163V160H164V161H167V158H166V157H165ZM177 159H176V160H177ZM180 159L182 160V158H180ZM241 159H242V158H241ZM253 159H254V158H253ZM256 159H257V158H256ZM260 159H261V158H260ZM260 159H258V160H260ZM12 160H13V159H12ZM24 160H25V159H24ZM36 160H37V159H36ZM51 160H52V159H51ZM92 160H94V159H92ZM105 160H106V159H105ZM107 160H108V159H107ZM107 160H106L105 162H107ZM150 160H151V159H150ZM163 160H162V161H163ZM186 160H188V164H186V162H187ZM191 160H192V161H191ZM197 160H196V161H197ZM203 160H204V159H203ZM225 160H227V159H225ZM228 160H229V159H228ZM243 160H244V159H242V161H243ZM262 160H264V158H263ZM44 161H45V163H46L48 160H46V158H43L42 163H43ZM49 161H50V160H49ZM57 161H59V160H57ZM63 161H62V162H63ZM108 161H109V160H108ZM115 161H117V159H115ZM118 161H119V160H118ZM170 161H171V160H170ZM251 161H252V158H251ZM8 162H10V161H8ZM21 162H22V161H21ZM21 162H20V163H21ZM31 162H32V161H31ZM31 162H30V163H31ZM64 162H65V161H64ZM64 162H63V163H64ZM68 162H69V161H67L66 164H68ZM92 162H93V161H91V158H90V162H89V163H92ZM112 162H113V161H112ZM129 162H130V161H129ZM133 162H134V161H133ZM142 162H143V161H141V163H142ZM171 162H172V161H171ZM211 162H213V161L211 160ZM230 162H231V160H230V161H227L226 164H225L224 161L215 160L213 163H206V168H209V171H210V169H215V170H216V169L218 170V169H221V168L224 169V165H228V164H230ZM245 162H246V161H245ZM257 162H258V161H257ZM260 162H261V160H260ZM13 163H14V162H13ZM13 163H12V164H13ZM17 163H18V161H17ZM39 163H41V161H39ZM39 163H38V164H39ZM53 163H54V162H53ZM101 163H102V162H101ZM114 163L116 164V162H114ZM126 163H127V162H126ZM130 163H131V162H130ZM137 163H138V162H137ZM151 163H152V161H151ZM154 163H155V162H154ZM166 163H167V162H166ZM177 163H179V162H176V164H177ZM192 163H193V162H192ZM196 163H197V162H196ZM196 163H194V164H196ZM198 163H199V162H198ZM198 163H197V164H198ZM227 163H228V164H227ZM242 163H244V161H243ZM247 163H248V162H247ZM255 163H256V162H255ZM263 163H264V162H263ZM1 164H2V163H1ZM15 164H16V163H15ZM46 164H47V163H46ZM48 164H49V162H48ZM48 164H47V165H48ZM50 164L52 165V162H51ZM94 164H95V162L93 163V165H94ZM104 164H105V163H104ZM107 164H108V163H107ZM119 164H121L120 161H119V163H117V165H119ZM122 164H123V162H122ZM146 164H147V163H146ZM152 164H153V163H152ZM176 164H173V162H172V163L169 162V164L167 165V168H166V169L170 170L169 172H172V170H174V169H173V168H174V165H175V168H176ZM234 164L236 165V164H238V163H234ZM234 164H233V165H234ZM257 164H258V166H259V163H257ZM2 165H3V164H2ZM23 165H24V163H23ZM27 165H29V163H27ZM39 165H40V164H39ZM54 165H55V164H54ZM61 165H63V164H61ZM93 165H92V166H93ZM99 165H100V164L97 163L96 168H97V166H99ZM136 165H138V164H136ZM139 165H140V163H139ZM141 165H142V164H141ZM143 165H144V163H143ZM204 165H205V164H204ZM235 165H234L233 167H235ZM244 165H245V163H244ZM261 165H263V164H261ZM20 166H22V164H20ZM24 166H25V165H24ZM31 166H32V165H31ZM69 166H71V164H69ZM89 166H91V165H89ZM114 166H116V165H114ZM164 166H165V165H164ZM191 166H192V164L190 165V167H191ZM200 166H201V168H202V165H200ZM200 166H199V169H200ZM245 166H246V165H245ZM248 166H249V165H248ZM251 166H252V165H251ZM251 166H250V167H251ZM6 167H7V166H6ZM28 167L31 168L30 166H28ZM42 167H44V166H42ZM62 167H63V166H62ZM76 167H77V166H76ZM82 167H83V166H82ZM99 167H102V166H99ZM99 167H98V168H99ZM107 167H108V166H107ZM107 167H105V169H107ZM112 167H113V166H112ZM124 167H125V166H124ZM127 167H129V166H127ZM142 167H143V166H142ZM156 167H157V166H156ZM192 167H194V166H192ZM228 167H229V166H228ZM228 167L226 168V170L228 169V170L232 171V170H231V169H233V168H231L232 165H230V169H229ZM237 167H238V165H236V167L233 169L234 172H236L237 170H239ZM242 167H244V166H242ZM0 168H1V167H0ZM29 168H28V169H29ZM37 168H38V167H37ZM45 168H46V165H45ZM45 168H41V167H40V168H38L37 170H40V169L43 170V169H45ZM51 168H53V165H52ZM54 168H55V170H56V168H59V167L55 166ZM74 168H75V167H74ZM91 168H92V167H91ZM91 168H90V169H91ZM96 168H95V166H94V169L96 170V171H94V172L96 173V172L99 170L98 173H99L100 175H101V173H102L101 171H104V170H105L104 167L102 168V169H104V170H101V171H100V168H99L98 170H97ZM108 168H109V167H108ZM138 168H139V167H137L136 170H137ZM146 168L148 169L149 167H146ZM236 168H237V169H236ZM239 168H241V167H240V164H239ZM1 169H2V168H1ZM7 169H8V168H7ZM22 169H23V168H22ZM22 169H21V172H22ZM26 169H27V168H26ZM88 169H89V168H88ZM90 169H89V171L91 172ZM94 169H93V170H94ZM112 169H113V168H112ZM114 169H115V167H114ZM122 169H123V168H122ZM144 169H145V168H144ZM191 169H192V168H191ZM191 169H189L190 172L193 171V170L191 171ZM242 169H243V172H244L245 168H242ZM249 169H250V168H249ZM67 170H68V168H67ZM67 170H66V171H67ZM108 170H109V169H107V172H108ZM110 170H111V169H110ZM110 170H109V172L112 173ZM117 170H118V169L116 168V171H117ZM123 170H124V169H123ZM127 170H128V172H129V169H127ZM127 170H126V171H127ZM168 170H166V171H168ZM197 170H198V169H197ZM205 170H206V169H205ZM263 170H264V169H263ZM7 171H8V170H7ZM27 171H29V170H27ZM47 171H48V170H47ZM56 171L58 172L59 170L57 169ZM69 171H70V169H69ZM74 171H75V170H74ZM80 171H81V170H80ZM142 171H143V170H142ZM144 171H145V170H144ZM175 171H176V169H175ZM195 171H196V170H195ZM199 171H200V170H198V172H199ZM201 171H203V170H201ZM206 171H207V170H206ZM220 171H221V170H220ZM233 171H232V173L229 172V171H227L226 173L229 172V173L231 174L232 178H233V174H234ZM241 171H242V170H241ZM241 171H239L240 174H241ZM0 172H2V171H0ZM23 172H24V171H23ZM31 172H32V169H31ZM31 172H30L29 175H33ZM37 172H38V171H37ZM37 172L35 171V173H34V172H33V173L36 174V175L38 176ZM44 172H45V174H46V176H47L48 172H46V171H43L41 174H43ZM50 172H51V171H50ZM57 172H56V173H57ZM61 172H62V171H61V169H60V174H61ZM63 172H64V170H63ZM100 172H101V173H100ZM105 172H106V171H105ZM114 172H115V170H114ZM114 172H113V174H114ZM134 172H135V171H134ZM138 172H139V171H138ZM154 172H156V171H154ZM184 172H185V171H184ZM184 172H182V173H184ZM204 172H205V171H204ZM204 172H203V173H204ZM218 172H219V171H218ZM221 172H222V171H221ZM248 172H249V171H248ZM2 173H3V172H2ZM2 173H1V175L3 176ZM38 173H39V172H38ZM51 173H52V172H51ZM95 173H94V174H95ZM110 173H108V174H110ZM117 173H118V171H117ZM135 173H137V172H135ZM145 173H147V171H145ZM152 173H153V172H152ZM156 173H157V172H156ZM188 173H189V172H188ZM193 173H194V172H193ZM193 173H192V174H193ZM199 173H200L199 175H201V172H199ZM206 173H207L206 175L209 176V172H206ZM213 173H214V171H213ZM222 173H224V172H222ZM222 173H220V174H222ZM256 173H257V172H256ZM260 173L262 174V172H260ZM41 174H40V175H41ZM53 174H54V176H55V173H53ZM67 174H69V173H67ZM94 174H93V176H94ZM108 174H107V175L105 174V175H106V176H109ZM143 174H144V173H143ZM143 174H142V177H140V180H144L143 177H145V176H143ZM173 174H174V176H175V175H176V176L178 175L177 172H176V173L173 172ZM186 174H187V173H186ZM192 174H188V176H187V178H188L189 176H191V177H192L191 180L193 179V182L190 181L192 184H191V183L188 184L189 186H190V184L192 185V186H190V188H192L193 185H194V182H196L195 179H196V178L198 179V177H199V176H198V177H193V176H195V175H192ZM220 174H219V175H220ZM235 174H236V175H235ZM235 174H234V176L236 177V176L238 175V171H237V173H235ZM242 174L245 175L246 173H242ZM242 174H241V175H242ZM21 175H22V174H21ZM26 175H28L27 172H26ZM29 175H28V178H29ZM36 175H35V176H36ZM56 175H57V174H56ZM64 175H66V174L64 173ZM70 175H71V174H70ZM80 175H81V174H80ZM85 175H86V174H85ZM100 175H98V174L95 175V176H96V179H97V177H99ZM103 175H104V174H103ZM122 175H123V174H121L120 177L124 178ZM124 175H125V174H124ZM130 175H131V174H130ZM130 175H129V177H130ZM135 175H136L135 177L137 178V174H135ZM152 175H153V174H152ZM152 175H151V176H152ZM169 175L171 176L170 173H169ZM180 175H181V173H180ZM180 175H178V176L180 177L179 179H182L184 175L182 174V178H181ZM206 175H205V176H206ZM223 175H224V174H223ZM227 175L230 176L229 174H227ZM244 175H242L241 181H242V179H244V178H243ZM33 176H34V175H33ZM33 176H32V177H33ZM37 176H36V177H37ZM50 176H51V175H50ZM50 176H49V177L47 176V177L50 179ZM71 176H72V175H71ZM93 176L91 175V177H93ZM112 176H113V175H112ZM139 176H141V175H139ZM156 176H157V175H156ZM176 176H175V177H176ZM210 176H211V174H210ZM262 176H263V175H262ZM30 177H31V176H30ZM32 177H31V179L34 178V177H33V178H32ZM40 177H41V176H40ZM40 177H38V178H40ZM43 177H44V176H43ZM43 177H42V178H43ZM51 177L54 179V178L57 177V176H55V177L51 176ZM60 177H62V175H61ZM64 177H66V178H65V180H66V179H67V176H64ZM69 177H70V176H69ZM69 177H68V178H69ZM73 177H74V176H73ZM82 177H83V175H82ZM91 177H90V178H91ZM103 177H105V176H103ZM114 177H115V178H114V181H115L116 179H118V178H116V175H114ZM117 177H118V176H117ZM154 177H155V175H153V178H152V179H154ZM164 177H165V176H164ZM166 177H168V176H166ZM201 177H202V176H201ZM215 177H216V176H215ZM221 177H222V176H221ZM221 177L218 176L217 178H221ZM235 177H234V180H235V179L238 180L239 185H240V182H241V181H240L237 177H236V178H235ZM238 177H239V175H238ZM26 178H27V177H26ZM48 178H47V179H48ZM52 178H51V179H52ZM62 178H63V177H62ZM110 178H111V174H110ZM136 178H132V180H133V179L136 180ZM138 178H139V177H138ZM141 178H143V179H141ZM159 178H160V177H159ZM170 178H172V177H170ZM184 178H186V177H184ZM187 178L185 179V184L187 183V182H186V180H188ZM194 178H195V179H194ZM223 178H224V177H223ZM227 178H229V177H227ZM0 179H1V178H0ZM101 179H102V178H101ZM104 179H106V177H105ZM155 179H156V178H155ZM155 179H154V181H156ZM165 179H166V178H165ZM202 179H204V177H203ZM211 179H212V178H211ZM225 179H226V178H225ZM262 179H263V178H262ZM59 180H60V179H59ZM72 180H73V178H71V180H69V181L71 182ZM74 180H75V179H74ZM91 180H93V178H92ZM98 180H99V179H97V181H98ZM102 180H103V179H102ZM102 180H101V182L99 181L98 183H99V185H101V186L103 187V185H105V184H100V183H102ZM118 180H119V179H118ZM138 180H139V179H138ZM145 180H147V179H145ZM148 180H149V179H148ZM148 180H147V181H148ZM176 180H177V179H176ZM182 180H183V179H182ZM182 180H181L180 182H182ZM189 180H190V179H189ZM204 180H206V179H204ZM213 180H214V179H213ZM228 180L230 181V179H227V181H228ZM2 181H3V180H2ZM27 181H28V180H27ZM30 181H32V180H30ZM34 181H35V180H34ZM39 181H42V180H39ZM50 181H51V180H50ZM55 181H56V179H55ZM69 181L67 180L69 186H67V183L64 181V183L66 184V185H64L65 188H66V186H67V187H70V182H69ZM86 181H87V180H86ZM130 181H131V180H130ZM147 181H146V182H147ZM158 181H159V180H158ZM163 181H164V180H163ZM163 181H162V182H163ZM167 181H168V180L166 179V182H167ZM198 181H199V180H198ZM206 181H207V180H206ZM222 181H223V180H222ZM229 181H228V184H229ZM28 182H29V181H28ZM52 182H53V181H52ZM88 182H89V181H88ZM106 182H107V181H106ZM112 182H113V181H112ZM117 182H118V181H117ZM119 182H120V181H119ZM119 182H118V183H119ZM121 182H122V183H125L126 181L123 182V180H122ZM132 182H133V181H132ZM138 182H140V181H138ZM144 182H145V181H143V183H144ZM150 182H151V180L149 181V183H150ZM160 182H161V181H160ZM204 182H205V181H204ZM210 182H211V181H209L208 185L210 184ZM213 182H215V181H213ZM225 182H226V180H225ZM0 183L3 184V185L5 184V183H2V182H0ZM40 183H41V182H40ZM61 183H62V182H61ZM61 183L59 184V186L61 185ZM72 183H73V181H72ZM72 183H71V185H72ZM74 183H75V181H74ZM74 183H73V185H74ZM80 183H82V182H80ZM93 183H94V182H93ZM96 183H97V182H96ZM98 183H97V185L94 184V185L97 186L96 189H97L98 186H99ZM103 183H104V182H103ZM136 183H137V182H136ZM143 183H142V181H141V184H143ZM149 183H147V184L149 185ZM152 183H153V182H152ZM156 183H157V182H155V183H153V184H155V186H156ZM169 183H170V180H169V182H167V184L169 185V186H167V184H166L165 181H164V184H163L164 186H163V187L161 186V189H162V188H165V189H166V187H170V186H171V185H170L171 183H170V184H169ZM215 183H216V182H215ZM217 183H218V182H217ZM219 183H220V182H219ZM219 183H218V184H219ZM234 183H235V181H233V184H234ZM243 183H244V182L242 181V182H241V185H242V187H244V188L246 189V188H247V185H246V186H243V185H244ZM18 184H19V183H18ZM29 184H30V183H29ZM36 184H37V183H36ZM62 184H63V183H62ZM83 184H84V183H83ZM88 184H90V183H88ZM107 184H108V183H106V186H107ZM113 184H115V182H113ZM119 184H120L119 189H120V190L123 189V187L121 188V186H122L121 183H119ZM119 184H118V185H119ZM145 184H146V183H145ZM145 184H144V185H145ZM153 184H152V185H153ZM158 184H159V183H158ZM165 184H166V186H165ZM173 184H174V185L171 186L172 188L170 187V188L166 189V190L171 189V191L169 190V192H170V196L167 197V196L165 195L166 192L164 193L165 197L168 198V200L166 199V201H165V202H166V205L164 206V208H163V206H162V208L164 209V210H163L164 213L161 211L162 209H161V210L158 209V211H160L159 213H156V214H158V216H157L156 214L151 213V216H152V217H151V216H150V217H151V218H154V217H155V218H158L159 215L163 213V214H164L163 216L160 215V217H162V219H163L162 222L165 221V220H168V221L171 223V227H169V222L167 223V221H166V223L168 224V227H167V226L165 227V225H164V227H163V225H161L162 223H161V224H159L160 222L158 223V219L160 220L161 218L156 219V220H157L156 223L159 224L158 227H160V225H161V227H162L163 229H165L166 231H167V229H168L167 233L169 232V229H170V233H171L170 235H172V239H173V241L171 242V240H170L171 238L169 237V241L171 242V243H169V241H168V242L166 241V240H168V239H166V240L164 239L166 236L163 238L164 242H166V246H167V244H169V245L167 246V248H168L169 246H172V249H171V250H172V255L170 256L169 261H168V259H167V260L165 259L166 262L168 261V262H169L168 264H188V261H190V260H189V253H188V249H187V248H189V247H188L189 245L187 246V244L184 243V241H185L184 238H185L186 236H185V237L183 236V238H182L181 234L184 235V233H180V231H181V232H184V231H182L183 229L180 230V229H181V228H180L181 226H179V224H181V223H180L181 220H182V222H185V221H183V216H184V220H185V219L188 217L187 215L190 214V211H191L190 209H191V208H193V209H194L195 207L198 208L200 202L196 203L197 201L194 200V197H195L196 194H197V196H199L200 193L198 194V193H197V189H196V190H195V191H196V194H195V191H194V196H193V200L195 201V203L192 201V197H191V201H192L193 203H192V202L190 203V199H189V198H190V195H191V194H189V193H190L192 190L190 191V188L187 186V188L189 189V190H187V192H188V191H189V192L186 193V190H185L186 188L184 189L185 192H181V191H183V190H180L179 186H181L182 184H181V185H179V184H176V185H175L174 182H173ZM201 184H202V183H201ZM220 184L223 185L224 183H220ZM231 184H232V182H231ZM246 184H247V183H246ZM20 185H21V184H20ZM20 185H19V186H20ZM39 185L41 186V184H39ZM55 185H56V183H55ZM91 185H92V184H91ZM116 185H117V184H116ZM116 185H114V186H115L114 191H115V189H116ZM126 185H127V184H126ZM130 185H132V184H130ZM160 185H162V184L160 183ZM178 185H179V186H178ZM183 185H184V184H183ZM196 185L198 186V184H195L194 186H196ZM210 185H211V184H210ZM212 185H213V183H212ZM215 185H217V184H215ZM215 185H214V186H215ZM222 185H221V186H222ZM237 185H238V184H237ZM237 185H236V183H235V186L231 185V186H233V187H232L233 190H235L234 187L240 188V187L237 186ZM1 186H2V185H1ZM52 186H53V185H52ZM61 186H62V185H61ZM80 186H81V184H80ZM87 186H88V185H87ZM109 186H110V184H109ZM133 186H134V188H135V185H133ZM136 186H137V185H136ZM197 186H196V187H197ZM202 186H203V185H202ZM4 187H6V185L3 186V188H4ZM28 187H29V186H28ZM33 187H36V186H33ZM54 187H56V186H54ZM62 187H63V186H62ZM74 187H75V186H74ZM74 187H73V188H74ZM82 187H83V186H82ZM85 187H86V186H85ZM102 187H101V188L99 187L100 190H101V189L103 190L104 187H103V188H102ZM117 187H118V186H117ZM130 187H131V186H130ZM130 187H127V188H130ZM137 187H138V186H137ZM141 187H143V186L141 185ZM145 187H146V186H145ZM149 187H153V186H149ZM156 187H157V186H156ZM156 187H155V188L153 187V188L156 189V190H158V191H161V194H162V191H163V190H159V189H160V186H158L159 188L157 187L158 189H157ZM183 187H185V186H183ZM210 187H211V186H210ZM228 187H229V186H228ZM242 187H241V188H242ZM46 188H47V187H46ZM56 188H58V187H56ZM73 188L71 187L72 190H73ZM93 188L95 189V186H94ZM107 188H108V187H107ZM109 188H110V187H109ZM109 188H108V189H109ZM112 188H113V186H112ZM127 188H126V189H127ZM143 188H144V187H143ZM181 188H182V187H181ZM200 188H201V187H200ZM202 188H203V187H202ZM222 188H225V186L222 187ZM222 188H221V189H222ZM237 188H236V189H237ZM244 188H243V190H244ZM262 188H263V187H262ZM0 189H1V188H0ZM6 189H7V188H5V190H6ZM31 189H32V188H31ZM39 189H41V188H39ZM50 189H51V188H50ZM53 189H54V188H53ZM87 189H88V188H87ZM89 189H90V185H89ZM89 189H88V191H89ZM96 189H95V190H96ZM110 189H111V188H110ZM124 189H125V188H124ZM141 189H142V188H141ZM146 189L148 190L147 187H146ZM150 189H151V188H150ZM182 189H183V188H182ZM226 189H227V188H226ZM226 189H222V190H223V191H224V190L226 191ZM248 189H249V187H248ZM251 189H252V187L250 186V191H251ZM253 189H254V187H253ZM29 190H30V188H29ZM41 190H42V189H41ZM47 190L50 191L49 189H47ZM57 190H59V189H57ZM57 190H56V191H57ZM67 190L70 191V188H69V189H66V191H67ZM85 190H86V189H85ZM90 190L93 191L92 189H90ZM100 190H99V191H100ZM105 190L107 191L106 187L104 188V191H105ZM111 190H112V189H111ZM111 190H110V191H111ZM120 190H119V192H120ZM127 190H128V189H127ZM130 190H131V189H130ZM138 190H139V189H138ZM142 190H143V189H142ZM142 190H139V191L142 192ZM147 190H146V191H145V189L143 190V192L145 191L144 194H145V193H146V194L148 193ZM151 190H152V189H151ZM156 190H154V191L156 192ZM193 190H194V187H193ZM199 190H200V189H199ZM219 190H220V187H219ZM229 190H230V189H229ZM243 190L241 189L239 193H241V192L244 193L245 190H244V191H243ZM246 190H247V189H246ZM254 190H255V189H254ZM258 190H259V189L257 188V191H255V192H257L256 195L258 194ZM260 190H261V189H260ZM263 190H264V188H263ZM263 190H261V192H262ZM0 191H1V190H0ZM2 191H3V189H2ZM7 191H8V190L4 191V193L7 192ZM9 191H10V190H9ZM56 191H55V192H56ZM59 191H60V190H59ZM62 191H65V190H64V187H63V190H62ZM74 191H75V188H74ZM74 191H73V192H74ZM76 191H78V190H76ZM76 191H75V192H76ZM88 191H87V192H88ZM106 191L104 192V194H105V193H108L109 190H108L107 192H106ZM123 191H124V190H123ZM139 191L136 190V192L134 191L135 193H133V194H135V195H136V194H139V196H140V193H137V192H139ZM201 191H204V189L200 190V192H201ZM223 191H222V193H223ZM238 191H239V190L237 189V193H234L236 196H237V194H238ZM46 192H47V191H46ZM50 192H51V191H50ZM53 192H54V191H53ZM55 192H54V194H56ZM115 192L117 193V191H115ZM125 192H126V191H125ZM127 192H128V191H127ZM132 192H133V189H132ZM132 192H131V194H132ZM192 192H193V191H192ZM192 192H191V193H192ZM233 192H234V191H233ZM233 192H232V195H234ZM259 192H260V191H259ZM263 192H264V191H263ZM9 193H10V192H9ZM11 193H12V191H11ZM31 193H32V192H31ZM31 193H30V196H32ZM33 193H35V192H33ZM44 193H45V192H43L42 194H44ZM51 193H52V192H51ZM57 193H58V192H57ZM112 193H113V191H112ZM116 193H114V194H116ZM151 193H153V194L156 196V194L159 193V192H156V194H155L154 192H151ZM220 193H221V192H220ZM224 193H225V192H224ZM246 193H247V195L249 194V193H248V190H247V192H245L244 195H246ZM1 194H2V192H1ZM45 194H46V193H45ZM52 194H53V193H52ZM79 194H80V193H78V196H79ZM101 194H103V193H102V192H101V193L98 192V194L96 195V191H95V195H96V196H99V195H101ZM119 194H121V195H123V196L125 195L124 192H120ZM119 194L117 193V197H116V198L120 197V196H118ZM126 194H128V193H126ZM159 194H160V193H159ZM159 194H158V195H159ZM168 194H169V193H168ZM206 194H209V191H208V193H206ZM206 194H205V195H206ZM241 194H242V193H241ZM252 194H253V196H254L255 193L253 192ZM3 195H4V194H3ZM7 195H8V194H7ZM11 195H12V194H11ZM13 195H15V194L13 193ZM13 195H12V196H13ZM33 195H34V194H33ZM50 195H51V194H50ZM68 195H69V192H67V196H68ZM71 195H72V193H71ZM71 195H69V197H70ZM74 195H75V193H74ZM74 195H73V196H74ZM81 195H82V194H81ZM92 195H94V191H93V194H90V196H92ZM142 195H143V193H142ZM142 195H141V196H142ZM148 195L151 197L150 193H149ZM154 195H152V196H154ZM192 195H193V194H192ZM210 195H211V194H210ZM218 195H219V194H218ZM221 195H222V194H221ZM221 195H220V196H221ZM223 195H224V194H223ZM223 195H222V196H223ZM230 195H231V194H230ZM230 195H229V196H230ZM239 195H240V194H239ZM250 195H251V194H250ZM256 195H255V196H256ZM0 196H1V195H0ZM5 196H6V194H5ZM39 196H40V195H39ZM39 196H38V198H39ZM73 196H72V197H73ZM86 196H87V194H86ZM90 196H87V197H90ZM110 196H111V195H110ZM131 196H132V195H131ZM133 196H134V195H133ZM133 196L130 197V195H128L127 198H131V199H130V201H131L132 198H133ZM136 196H137V195H136ZM136 196H134V197H136ZM139 196H138V198H139ZM145 196H146V195L142 196V197L140 198V200H141L142 198H145V199H146ZM149 196H147V197H149ZM197 196H196V197H197ZM202 196H203V192H202V194H201L200 197H202ZM208 196H209V195H208ZM211 196H212V195H211ZM213 196H214V195H213ZM251 196H252V195H251ZM251 196H250V197H251ZM253 196H252V197H253ZM255 196H254L253 198H256V199H257V196H259V199H260V197H261L262 195H261V194H258L256 197H255ZM14 197H15V196H14ZM33 197H34V196H33ZM41 197H42V196H41ZM58 197H59V195H58ZM58 197L53 198V200H54V201H55L56 199L58 200ZM61 197H62V196H60L59 198L61 199ZM93 197H94V199H96L95 196H93ZM107 197H109V195H108ZM112 197H113V196H112ZM150 197H149V199H150ZM206 197H207V196H206ZM224 197H225V195H224ZM224 197H223V198H224ZM230 197H231V196H230ZM241 197H242V196H241ZM244 197H245V196H244ZM252 197H251V198H252ZM1 198H2V197H0V199H1ZM5 198H6V197L2 198V199L0 200V202H1L2 200H4ZM12 198H13V197H11V199H12ZM36 198H37V197H36ZM38 198H37V199H38ZM65 198H66V194H65ZM65 198L62 197V199H65ZM67 198H68V197H67ZM100 198H101V196H100ZM100 198H99V200H100ZM103 198H104V195H103ZM103 198H101V200H104ZM122 198H124V197H121V199H122ZM125 198H126V195H125ZM127 198H126V201H125V202L128 203L129 199H128V201H127ZM153 198H154V197H152L151 199H153ZM158 198H159V197H158ZM158 198H156V200H157ZM160 198H162V197H160ZM198 198H199V197H198ZM198 198H197V200H198ZM247 198H248V197H247ZM262 198L264 199V194H263ZM9 199H10V196H9ZM9 199H7V200H9ZM42 199H43V198H42ZM70 199H71V197H70ZM75 199H76V197H75ZM85 199H86V197H85ZM85 199H84V200H85ZM92 199H93V198H92ZM105 199H106V197H105ZM145 199H142V200L144 201ZM201 199H202V198H201ZM201 199H200V200H201ZM224 199H226V198H224ZM228 199H229V197H228ZM231 199H232V198H231ZM244 199L246 200V198H244ZM259 199H258V200H259ZM5 200H6V199H5ZM12 200H13V199H12ZM14 200H15V199H14ZM20 200H21V199H20ZM39 200H41V199H39ZM45 200H46V198H45ZM53 200H52V203L54 202ZM57 200H56V201H57ZM71 200H72V199H71ZM80 200H82V199L80 198L79 201H80ZM86 200H88V198H87ZM86 200H85V201H86ZM89 200L91 201V199H89ZM99 200H98V201H99ZM108 200H110V199L108 198ZM108 200H104L103 203L106 202V205H107V203H108L107 201H108ZM114 200H115V198L113 197V203L115 202ZM124 200H125V199L122 200L123 203H124ZM134 200H136V198H135ZM134 200H132V202H133ZM140 200H139V201H140ZM162 200H163V198H162ZM200 200H199V201H200ZM202 200H203V199H202ZM202 200H201V202H202ZM208 200H209V199H208ZM216 200H217V199H215V201H216ZM235 200H237V198H236ZM239 200H240V198L238 199V202H239ZM242 200H243V199H242ZM242 200H240V201H242ZM253 200H255V199H253ZM258 200H257V201H258ZM261 200H262V199H260V201H259L258 203L263 204L264 201L262 200V201H263V203H262ZM24 201H26V200H24ZM48 201H49V199H48ZM59 201H60V200H59ZM69 201H70V200H69ZM79 201H78V202H79ZM93 201H94V200H93ZM120 201H121V200H120ZM120 201L118 200V202H117V200H116L117 203L121 204L122 201H121V202H120ZM130 201H129V202H130ZM139 201H138V202H139ZM146 201H147V200H145V202H146ZM153 201H154V200H153ZM157 201H158V200H157ZM157 201H156V202H157ZM215 201H214V202H215ZM224 201H225V200H224ZM224 201H220V202L224 203ZM228 201L231 202L230 199H229ZM248 201H250V200H248ZM248 201H247V202H248ZM4 202H5V201L1 202V203H3L2 205H6V204H4ZM9 202H10V201H9ZM12 202H13V201H12ZM16 202L19 203L20 201H19V200H16ZM21 202H22V201H21ZM44 202H45V201H44ZM49 202H51V201H49ZM62 202H63V201H62ZM66 202H67V200H66ZM66 202H65V203H66ZM75 202H76V201H74V203H75ZM82 202H83V201H82ZM91 202H92V201H91ZM110 202H112V201H110ZM116 202H115V203H116ZM145 202L143 203L144 205H145ZM150 202H151V200H150ZM154 202H155V201H154ZM160 202H162V201L159 200V203H156V205H155L156 207L153 206V208L155 209V208H157V206H158V208H159V204H160ZM214 202H213V205H214ZM220 202H217V203L219 204ZM226 202H227V201H226ZM252 202H254V201H252ZM13 203H15V202H13ZM31 203L33 204V201H31ZM47 203H48V202H47ZM52 203H50V204H52ZM54 203H55V202H54ZM56 203L59 204V202H56ZM85 203H86V202H85ZM87 203H89V202H87ZM87 203H86V204H87ZM92 203H95V202H92ZM127 203H126V204H127ZM133 203H135V204H133V205H135L134 207H136V203H137V201H136V202L134 201ZM139 203H140V202H139ZM207 203H208V201H207ZM207 203H206V204H207ZM241 203H242V202H241ZM23 204H24V203H23ZM32 204L29 205V203H28V204L26 205V203H25V204H24V205H25V211H30L29 207L27 208V206L29 205V206L31 207ZM36 204H37V203H36ZM48 204H49V203H48ZM60 204H61V203H60ZM75 204H76V203H75ZM75 204H72V206H73V205L75 206ZM97 204H98V203L96 202V204H94V205L96 206ZM99 204H100V203H99ZM108 204H109V203H108ZM119 204H118V206H119ZM126 204H125V206H126ZM141 204H142V203H141ZM148 204H149V202H148ZM161 204H162V203H161ZM225 204H226V203H225ZM225 204H224V206H225ZM231 204H232V203H231ZM236 204H237V201H236ZM236 204H235V205H236ZM247 204H248V206L250 207V204H251V203H250V204L247 203ZM253 204H254V203H253ZM8 205H9V203H8ZM8 205H7V206H8ZM11 205H12V204H11ZM13 205H14V204H13ZM15 205H17V204L15 203ZM15 205H14V206H15ZM24 205H23L22 207H24ZM38 205H39V204H38ZM52 205H53V204H52ZM63 205H64V204H63ZM63 205H62V206H63ZM88 205H89V204H88ZM90 205H91V204H90ZM100 205H101V204H100ZM100 205H99V207H100ZM110 205H112V203H110ZM127 205H128V204H127ZM131 205H132V203H131ZM137 205H140V204H137ZM146 205H147V204H146ZM221 205H222V204H221ZM232 205H233V204H232ZM232 205H231V206H232ZM242 205H244V204H242ZM242 205H240V207H242ZM255 205H257V203H255ZM258 205H259V204H258ZM258 205H257V206H258ZM7 206H3V207H7ZM20 206H21V203H20ZM34 206H35V205H34ZM34 206H33V207H34ZM42 206H43V205H41V207H42ZM55 206H57V205H55ZM55 206H54V208H55ZM58 206H59V205H58ZM58 206H57V207H58ZM60 206H61V205H60ZM72 206H71V207H72ZM74 206H73V207H74ZM104 206H105V205H104ZM107 206H108V205H107ZM114 206H115V205H112L110 210H112ZM120 206H121V205H120ZM128 206H129V205H128ZM202 206H203V204L200 205V208L197 209L196 211H198V210L200 211V209L202 208ZM208 206H209V205H208ZM216 206H217V205H216ZM226 206H228V203H227ZM257 206H256V207H257ZM0 207H1V205H0ZM11 207H12V208H11ZM11 207L9 206V208H10L9 210L12 211V212H11L12 214H11V213H10V214L13 216L14 207H13V206H11ZM17 207H18V206H17ZM33 207H32V208H33ZM41 207H38V209H40ZM43 207H44V206H43ZM84 207H85V204H84ZM90 207H91V206H90ZM99 207H97L98 209L96 208V209H94V210H95V211L99 210ZM122 207H123V206H122ZM138 207H140V206H138ZM144 207H145V206H144ZM144 207H143V206L140 207V210H142ZM148 207H149V208H148V211H149V209H150L152 206H149V205H148ZM204 207H205V206H204ZM204 207H203V208H204ZM218 207H219V206H218ZM220 207H221V206H220ZM232 207H233V206H232ZM235 207L238 209L239 206H238V207L235 206ZM244 207L246 208V211H248V210L250 211V210H251V208H248V207L245 206V205H244ZM244 207H243V208H244ZM256 207H255V208H256ZM260 207H261V205H260ZM263 207H264V206H262L261 209H262ZM34 208H35V210H36V206H35ZM87 208H88V207H87ZM104 208H105V207H104ZM109 208H110V207H109ZM114 208H117V207L115 206ZM125 208H126V207H125ZM132 208H133V206H130V209L133 210V211H129V208H127L128 211H129V213H127V215H128V217H129V214H130V215H131L130 218H128L127 215H125V214H124V215L127 217V219H129V222H128L127 220H126V222H128L129 224L132 223L131 225L133 226L134 224H136V223L134 222V221H135L134 218L136 219V222H138V221H137V218L139 219V217H137V215H136V214H138V213L135 214V211H136L137 207H136V209H132ZM153 208H152V209H153ZM160 208H161V206H160ZM213 208H214V207H213ZM213 208H212V209H213ZM227 208H228V207H227ZM230 208H231V207H229V209H230ZM236 208H235V209H236ZM247 208H248V210H247ZM257 208H258V207H257ZM1 209H2V208H1ZM1 209H0V212L2 211ZM3 209H4V208H3ZM5 209L7 210V208H5ZM18 209H19V208H17V210H18ZM20 209H21V208H20ZM23 209H24V208H22V210H23ZM27 209H29V210H27ZM38 209H37V210H38ZM45 209H46V207H45ZM55 209H56V208H55ZM70 209H72V208H70ZM74 209H75V208H74ZM100 209H101V208H100ZM102 209H103V206H102ZM118 209L120 210V208H118ZM122 209H123V208H122ZM138 209H139V208H138ZM152 209H151V211H153ZM183 209H187V210H190V211L188 212L187 215H185V212H187V211H186V210H183ZM212 209H209V210H212ZM225 209H226V208H225ZM232 209H234V207H233ZM239 209H240V208H239ZM239 209H238V210H239ZM6 210H5V211H6ZM59 210H60V207H59ZM79 210H80V209H79ZM87 210H88V209H87ZM90 210H92V209H90ZM94 210H93V211H94ZM116 210H117V209H116ZM119 210H118V211H119ZM143 210H144V209H143ZM145 210H146V209H145ZM155 210H156V212H157V209H155ZM181 210H182V211H181ZM226 210H227V209H226ZM230 210H231V209H230ZM241 210H242V208H241ZM244 210H245V209H244ZM7 211H8V210H7ZM7 211H6V213H8V215H9V212H10V211H9V212H7ZM39 211H40V210H39ZM41 211H43V210L41 209ZM46 211H49V209H48V210H45V213H46ZM57 211H58V208H57ZM63 211H64V210H63ZM72 211H73V210H72ZM100 211H101V210H100ZM120 211H121V210H120ZM123 211L126 212V210H123ZM180 211L182 212L181 215L179 214ZM184 211H185V212H184ZM199 211H198V212H199ZM212 211H213V210H212ZM242 211H243V210H242ZM242 211L239 210V212H242ZM3 212H4V211H2V213H3ZM15 212H16V207H15ZM33 212H34V210H33ZM33 212L30 211L29 214L31 213L30 215H32ZM51 212H52V211H50L49 214L52 216L51 219H53V218H54V217H53L54 214L52 215ZM67 212H68V210H67ZM67 212H66V213H67ZM69 212H70V211H69ZM69 212H68V213H69ZM81 212H82V211H81ZM85 212H86V211H85ZM98 212H99V211H98ZM101 212H102V211H101ZM107 212H108V210H107ZM131 212H133V213H131ZM138 212H140V211H138ZM181 212H180V213H181ZM183 212H184V213H183ZM193 212H195V211L193 210ZM198 212H195V213H193V214H196V213H197V214L200 215V213H198ZM226 212H227V211H226ZM239 212H237V213H239ZM244 212H245V211H244ZM244 212H242V213H244ZM254 212H255V211H254ZM2 213H1V214H2ZM27 213H28V212H26V213H25V216H24V215H23V212H22V214H21V212L18 210V215H17V213H14V215L16 214V215H15L16 218L14 219V222L17 221V220L20 221V217H21V219H22L23 216H24V217H28V216L30 217L29 214H28V216H26ZM59 213H62L63 215L66 214L65 212L63 213L62 211L59 212ZM74 213H75V212H74ZM93 213H94V212H93ZM95 213H96V212H95ZM114 213H115V212H114ZM114 213H111V216H110V217H111L112 219H116V218H115V215H114V218L112 217V214H114ZM122 213H123V212H121V214H122ZM149 213H150V212H149ZM201 213H202V212H201ZM207 213H208V216H209L210 213H209L208 211H207ZM224 213H225V212H224ZM234 213H235V212H234ZM234 213H233V215H234ZM242 213L240 214L241 216L244 215V214H242ZM251 213H253V212L251 211ZM262 213H263V214H261V219L264 217V216H263V215H264V212H262ZM3 214H4V216H5L7 219H9L8 222H9V221H13V220H10V219H11V216L7 217V215L5 214V212H4ZM36 214H37V213H36ZM39 214H40V213H39ZM46 214H48V212H47ZM98 214H99V213H98ZM103 214H104V212H103ZM109 214H110V212H109ZM109 214H106V211H105V217H109V216H108ZM132 214H135L136 217H135L134 215H132ZM142 214H143V212H142ZM152 214L155 215V216H153ZM191 214H192V213H191ZM193 214H192V215H189V216H192L193 219H194V215H193ZM219 214H220V213H219ZM230 214H232V213H230ZM230 214H229V215H230ZM235 214H236V213H235ZM246 214H250V213L247 212ZM254 214H255V213H254ZM254 214H253V215H254ZM19 215H20V217H19ZM22 215H23V216H22ZM34 215H35V214H34ZM34 215H32V216H34ZM118 215H119V214H117V216H118ZM140 215H141V214H140ZM140 215H138V216H140ZM144 215H145V212H144ZM182 215H183V216H182ZM199 215H198V217H199ZM221 215H222V214H221ZM229 215H227V217H228ZM259 215H260V213H259ZM2 216H3V215H2ZM4 216H3V218H4ZM17 216H18L19 218H18ZM32 216H31V217H32ZM37 216H38V218H39L40 220H41L42 218H44V217H43V212H42V215H40L42 218H41L38 214H37ZM47 216L49 217V215H47ZM55 216H56V215H55ZM58 216H59V215H58ZM58 216H57V218H54V219H53L54 221L50 220V217H49V220L52 221L51 223L55 222L54 224H56L57 222H59L60 219H58ZM66 216L69 217L70 215H65V217H66ZM74 216H75V215H74ZM74 216H71V217H74ZM83 216H84V215H83ZM125 216H124V218H125ZM133 216H134V218L131 220V218H132ZM141 216H142V215H141ZM141 216H140V218H141ZM146 216H147V215H146ZM156 216H157V217H156ZM219 216H220V215H219ZM236 216H239V215L237 214ZM251 216H252V215H251ZM262 216H263V217H262ZM0 217H1V216H0ZM45 217H46V216H45ZM76 217H77V216H76ZM88 217H89V216H88ZM110 217H109V219H110ZM148 217H149V216H148ZM164 217H165V219H164ZM179 217H180V218H179ZM192 217H190V218H191V220L193 221ZM209 217H210V216H209ZM220 217H223V215L220 216ZM224 217H225V216H224ZM231 217H232V216H231ZM246 217H247V215H245V216L243 217V219H244V218L247 219ZM248 217H249V216H248ZM257 217H258V220L261 221L260 216H258V214H257ZM3 218H2V219H3ZM59 218H60V217H59ZM142 218H145V216L142 217ZM229 218H230V217H229ZM250 218H251V217H250ZM2 219H1V221H4V220H2ZM26 219H28V218H26ZM34 219L36 220L37 217L34 218ZM34 219H33V220H34ZM62 219H63V217H62ZM62 219H61V220H62ZM109 219H108V220H109ZM125 219H126V218H125ZM125 219H124V220H125ZM146 219H147V217H146ZM146 219H145V220H146ZM197 219H198V218H197ZM226 219H227V218H226ZM226 219L224 220V218H222V221L220 220V223H219V226H218V230H219V231H222V232H225V231H231V233H232L233 231H235V233H236V232H237V231H236L237 229H238V230H242L241 228H239V225L237 226L238 228L236 227L237 229H234V228H233L234 224H233V226H231V224H230V225H225V223H226L225 221H227ZM243 219H242V220H243ZM5 220H6V219H5ZM22 220H23V219H22ZM22 220H21V221H22ZM29 220H30V218H29ZM29 220H26V221H28V222L31 221V223H32V221H33L32 218H31L30 221H29ZM55 220H56V221H55ZM58 220H59V221H58ZM66 220H67V219H66ZM76 220H77V219H76ZM82 220H84V219H82ZM110 220H111V219H110ZM118 220H120V219H118ZM121 220H122V219H121ZM121 220H120V221H121ZM178 220H180V222H179ZM186 220L189 221L188 218H187ZM191 220H190V221H191ZM228 220H229V219H228ZM231 220H232V219H231ZM248 220L250 221L251 219H248ZM19 221H18V222H19ZM21 221H20V222H21ZM37 221H39V220L37 219L36 221L33 222V223H35V224H32V225H33L32 227L30 226L31 223L29 224L30 227H27V228H29L30 230H29V232L27 233L28 235L26 234V235H27L26 238L28 239V236H29V235L31 236V238H32L33 236H34L33 238H35V237H38V238H39L38 241L35 242V243L38 242V246H37L38 248L35 249V246H36V244H35V245H33V246H34L33 249L37 250V249L40 248L39 250H41L42 246L47 247L46 249H48L49 247L46 246V244L49 245L51 242L49 243V240H47V242H48V243H47V242H46V238L50 239L49 237H52L51 235L53 234L52 232H55L54 230H57V229H60V228L62 229V228H63V227H62V226H63V221H62V224H61L62 226H61V227L59 226V224H58V226H57V224H56L57 229H56V227H55L54 224H53L54 226L51 224V225H52L51 229H52L53 227H55V229L53 228V231L50 229V226H51V225L49 226V228H47V230H46L47 232H49V229L52 231V232L50 233L51 235H49V236H48V235H45V237H43L44 239L41 238L42 240H44V241L46 242V244H45L42 240H40V236H42L41 233L44 232V233H43V236H44V234L46 233L45 230H44V231L42 230V232H40L39 228H37V227L40 226V225H44V224H43L44 222H42V221H45V224H46L47 220L45 219V220H42V221L38 222L40 225H37V226H36V222H37ZM67 221H69V220H67ZM85 221H86V220H85ZM85 221H84V222H85ZM95 221H96V220L94 219L93 224H95ZM98 221H99V220H98ZM115 221H116V220H115ZM130 221H133V222L130 223ZM190 221H189V222H190ZM206 221H207V220H206ZM206 221H205V222H206ZM229 221H230V220H229ZM229 221H228V222H229ZM238 221H239V223H240L241 220H238ZM245 221L247 222V220H244V222H245ZM255 221H256V220H255ZM259 221L256 222V223L259 224ZM263 221H264V220H262V222H263ZM5 222H6V221H5ZM5 222H4V223H5ZM41 222H42V224H41ZM70 222H71V221H70ZM72 222H73V221H72ZM82 222H83V221H82ZM99 222H100V221H99ZM113 222H114V221H113ZM121 222H122V221H121ZM141 222H142V221H141ZM143 222H144V221H143ZM147 222H148V221H146L145 223L147 224ZM150 222H152V221H151L150 218H149V223H150ZM208 222H209V221H208ZM242 222H243V221H242ZM250 222H251V221H250ZM262 222H260V224H261ZM4 223H3V227L5 226ZM23 223H25V222H23ZM23 223H21V224L19 223V225L15 223L16 227L14 226V223H13V228H14V229H15V228L17 229V230L15 229V233H16L17 231H19L20 229H21V230H22V229L24 230V228H23V226H22ZM59 223H60V222H59ZM65 223H66V221H65ZM78 223H79V218H78ZM78 223H77V224H78ZM105 223H106V222H105ZM105 223H104V225H105ZM109 223H110V222H109ZM128 223H127V224H128ZM139 223H140V221H139ZM163 223H164V222H163ZM185 223H187V221H186ZM185 223H184V225H186ZM190 223H194V222H190ZM230 223H231V222H230ZM232 223H233V222H232ZM247 223H248V222H247ZM256 223H255V225H254L255 227L257 226ZM0 224H2V223H0ZM10 224H11V223H10ZM98 224H99V223H98ZM106 224H107V223H106ZM110 224H111V223H110ZM114 224H115V223H113V225H114ZM116 224H120V222H119V223H116ZM129 224H128V225H129ZM140 224H141V223H140ZM146 224H145V226H146ZM153 224H155V223H153ZM153 224H152V225H153ZM157 224H156V225H157ZM211 224H212V222H211ZM226 224H229V223H226ZM237 224H238V223H237ZM249 224H250V223H249ZM251 224H252V222H251ZM260 224H259V225H260ZM263 224H264V223H262V226H263ZM6 225H8V224H6ZM25 225L28 226L27 222H26ZM25 225H24V227H25ZM34 225L36 226L38 232H40V234H41L40 236H39V234L37 233V230L35 231V226H34ZM69 225H71V224H69ZM99 225H101V222H100ZM108 225H109V224H108ZM142 225H143L142 228H144V223H142ZM148 225H149V224H148ZM209 225H210V224H209ZM235 225H236V222H235ZM259 225H258V226H259ZM8 226H9V225H8ZM18 226H20V227H19V228H20L19 230H18ZM21 226H22V228H21ZM46 226H48V225L46 224ZM80 226H81V225H80ZM80 226H79V230H80V228H81L83 225H82L81 227H80ZM111 226H112V225H111ZM111 226H110L109 230L112 229ZM116 226H117V225H116ZM122 226H123V225H122ZM122 226H120V227H122ZM140 226H141V225H140ZM190 226H191V225H190ZM190 226H187V227L190 228ZM242 226H243V223H242ZM254 226H251V229H250L249 231H251L252 228H253ZM5 227H6V226H5ZM33 227H34V228H33ZM43 227L45 228V225L42 226L41 228H43ZM59 227H60V228H59ZM87 227H88V226H87ZM100 227H101V226H100ZM104 227H106V226H104ZM129 227H130V225H129ZM161 227H160V228H161ZM183 227H185V226H183ZM187 227H185V228H187ZM211 227H212V226H211ZM255 227H254V228H255ZM260 227H261V226H260ZM1 228H2V226H1ZM6 228L10 230V228H12V224H11V226H9V228H8V227H6ZM6 228H5V230H4V229H3V230L1 229V231H5V233H6ZM31 228L34 229V231H33ZM74 228H75V227H74ZM114 228H115V227H114ZM117 228H118V227H117ZM124 228H125V227H124ZM133 228H134V227H133ZM135 228H136V227H135ZM135 228H134V229H135ZM139 228H140V227H139ZM147 228H149V230L151 231V229H150V225H149L148 227L146 226L142 232H143V233H147V232H144L145 230H148ZM162 228H161V229H162ZM166 228H167V229H166ZM178 228H180V229L178 230ZM191 228H192V227H191ZM25 229H26V227H25ZM61 229H60V231H61ZM88 229H91V227H88ZM88 229H87V230H88ZM94 229H95V228H94ZM105 229H106V228H105ZM105 229H104V230H105ZM115 229H116V228H115ZM118 229H119V228H118ZM126 229H127V231H128V228H126ZM137 229H138V227H137ZM263 229H264V228H263ZM9 230H7V232H9ZM21 230H20V232H17V233H16V237H17V236L20 237V234H21L22 239H24V238H23V235L25 234V233H24L25 231H23V230L21 231ZM71 230H72V229H71ZM71 230H70V231H71ZM75 230H76V229H75ZM116 230H117V229H116ZM129 230H130V229H129ZM138 230H140V231H138V233L140 234L141 229H138ZM184 230H186V229H184ZM254 230H255V229H254ZM258 230H259V229H258ZM12 231H13V232H12ZM12 231H11V233H8V234H10V237L7 236V235H8L7 233H6L7 235H4V236H6V237L9 239V241H10L11 237L13 238L14 230H12ZM30 231H31V232H30ZM60 231L57 230V232L59 233V235H60V233H62V232H60ZM80 231H81V230H80ZM83 231H84V230H83ZM88 231H89V230H88ZM101 231H102V229H101ZM123 231H124V230H123ZM153 231H154V229H153ZM153 231H152V232H153ZM163 231H164V230H163ZM245 231H247V230H245ZM245 231H244V232H245ZM259 231H260V230H259ZM262 231H263V230H262ZM262 231H261V232H262ZM35 232H36L38 235H35V234H34ZM57 232L55 233V234L57 235V237L55 236V239H56V240H61L62 235H61V238L58 237V233H57ZM67 232H68V231H67ZM73 232H74V230H73ZM78 232H79V231H78ZM85 232H86V230H85ZM103 232H104V231H103ZM114 232H115V230H114ZM118 232H119V231H117L116 233H118ZM142 232H141V233H142ZM157 232H158V230H157ZM186 232H187V233H186ZM186 232H185L186 234H189V233H188L189 231L186 230ZM238 232H239V231H238ZM238 232H237V233H238ZM256 232H257V231L253 232V234H252L254 237H252V235H251V236L248 235V233H247V236H248L247 239H251V242H249L250 240H248V242H249V244L251 243L252 247H254V248H255V246H253L252 243L255 244L256 241H257L256 238H255V237H257V236H256V235H257ZM18 233H19V234H18ZM23 233H24V234H23ZM31 233H32V234H31ZM89 233H90V232H89ZM89 233H88V235H89ZM120 233H121V232H120ZM123 233H124V232H123ZM143 233H142V234H143ZM164 233H165V232H164ZM167 233H165V234L167 235ZM233 233H234V232H233ZM251 233H252V232H251ZM2 234H3V233H2ZM17 234H18V235H17ZM22 234H23V235H22ZM55 234H54V235H55ZM63 234H64V230H63ZM65 234H67V233H65ZM77 234H78V233H77ZM112 234H113V233H112ZM112 234H111V235H112ZM142 234H141V237H142V238L139 237L140 235H138V234H136V235L133 234V235H135V238H136L135 240H139L138 242H140V243H138V242L136 241V242L138 243L137 245H140L141 242H143L144 238L147 237V236H145V234H144V236H142ZM192 234H193V233H192ZM192 234H191V235H192ZM245 234H246V233H245ZM245 234H244V236H245ZM11 235H12V236H11ZM86 235H87V234H86ZM107 235H108V232H107ZM107 235H106V236H107ZM109 235H110V234H109ZM125 235H126V234H124V236H125ZM127 235H128V234H127ZM137 235H138V237H137ZM146 235H147V234H146ZM148 235H151V234H148ZM168 235H169V234H168ZM170 235H169V236H170ZM242 235H243V234H242ZM259 235H260V234H259ZM259 235H258V236H259ZM115 236H116V235H114V239H115ZM118 236H119V235H118ZM122 236H123V235H122ZM131 236H132V235H131ZM159 236H161V235L159 234ZM159 236H158V237L156 236V238H157V239H160ZM188 236H190V235H187V240H188ZM229 236H230V235H229ZM239 236H241V235L239 234ZM244 236H243V237H244ZM249 236H250V237H249ZM260 236H261V235H260ZM6 237H3V238H6ZM16 237H15V238H16ZM24 237H25V236H24ZM116 237H117V236H116ZM125 237H128V236H125ZM152 237H153V236H150V237L148 236V238H147V241H148L149 244H150V241L153 242V240H151ZM167 237H168V236H167ZM190 237H191V239H192V236H190ZM190 237H189V239H190ZM224 237H226V236L224 235ZM224 237H223V238H224ZM227 237H228V234H227ZM231 237H232V236H231ZM236 237H237V236H236ZM251 237H252V238H255L256 241L252 242V238H251ZM3 238H1V235H0V239H3ZM31 238H30V240H33V239H31ZM57 238H60V239H57ZM64 238L66 239V236H64ZM68 238H70V236H68ZM86 238H87V237H86ZM102 238H103V237H102ZM104 238H106V237H104ZM132 238H133V237H130V235H129V237L127 238V240H128V239L131 240ZM137 238H138V239H137ZM139 238H141V239H139ZM153 238L156 239L155 237H153ZM194 238H195V237H193V239H194ZM260 238H262V237H260ZM13 239H14V238H13ZM13 239H11V241H14V242H15V240H13ZM19 239L21 240V238H19ZM27 239H26V240L24 239V242H25V243H26ZM107 239H108V238H107ZM116 239L118 240L119 238H116ZM123 239H124V238H123ZM148 239H149V240H148ZM181 239H183V240H181ZM185 239H186V238H185ZM193 239H192V240H193ZM216 239H217V238H216ZM224 239H228V238H224ZM258 239H259V237H258ZM28 240H29V239H28ZM69 240H70V239H69ZM117 240H116V241H117ZM119 240H120V239H119ZM119 240H118V241H119ZM121 240H122V238H121ZM145 240H146V239H145ZM194 240H195V239H194ZM253 240H254V239H253ZM2 241H3V240H2ZM4 241L7 242L8 240L6 241V240L4 239ZM4 241H3V243H5ZM9 241H8L7 244H4V245H7V247H6L5 249H7L8 252H9V250H10V251L12 250V249H9L10 247H12V246L14 247V245L17 244V242H16V244H14V245L12 244V242H11V244H10ZM16 241H17V239H16ZM22 241H23V240H22ZM22 241H21V245H23ZM51 241H52V240H51ZM72 241H73V238H72ZM104 241H105V239H104ZM128 241H129V240H128ZM132 241H133V239H132ZM147 241H146V242L144 241V242L147 244ZM159 241H160V240H159ZM161 241H162V239H161ZM195 241H196V240H195ZM195 241H194V242H191V240H190V242H189V240H188V242L190 243V245H192L191 243H194V244H195ZM227 241H228V240H227ZM238 241H239V239H238ZM242 241H243V240H242ZM258 241L260 242V239H259ZM258 241H257V243H259ZM261 241H262V240H261ZM28 242H29V241H28ZM33 242H34V240H33ZM41 242L44 243V245H42L41 247H39V243H40V245L42 244ZM52 242H53V241H52ZM105 242H106V241H105ZM111 242H112V241H111ZM123 242H125V241H123ZM126 242H127V241H126ZM126 242H125V243H121V241H120L119 243H121V244H118V246H119V245L121 246L122 244H125V245H126ZM144 242H143L142 244H144ZM154 242H155V241H154ZM185 242H186V241H185ZM188 242H187V243H188ZM245 242H246V241H245ZM263 242H264V241H263ZM54 243H55V242H54ZM63 243H64V242H63ZM66 243H67V241H66ZM95 243H96V242H95ZM99 243H100V242H99ZM99 243H98V244H99ZM114 243H115V242H114ZM128 243H129V242H127V244H128ZM156 243H157V242H156ZM234 243H236V242H234ZM234 243L232 242V243L228 244V246L231 245V244H234ZM237 243H238V245H239L240 243L242 244V242H237ZM0 244H1V243H0ZM27 244H28V243H27ZM27 244H26V245H27ZM29 244H30V243H29ZM102 244H103V243H102ZM104 244H105V243H104ZM129 244H130V243H129ZM131 244H132V243H131ZM146 244H144V245H140L139 248H142V247L145 248V247H146ZM151 244H152V243H151ZM151 244H150V245H151ZM159 244L161 245V243H159ZM170 244H171V245H170ZM194 244H193V245H194ZM197 244H199V243H197ZM197 244H196L194 247H197V246H198ZM244 244H246V243H244ZM247 244H248V243H247ZM249 244H248V245H249ZM260 244H261V243H260ZM4 245H3V246H4ZM8 245H12V246L8 247ZM19 245H20V244H19ZM50 245H52V244H50ZM73 245H74V244H73ZM105 245H106V244H105ZM108 245H109V244H108ZM147 245H148V244H147ZM150 245H148L147 248H149ZM160 245H159V247L161 248L162 245H161V246H160ZM236 245H237V244H236ZM238 245H237V246H238ZM23 246H24V248L26 247L25 245H23ZM29 246H30V245H29ZM61 246H62V242H61ZM101 246H102V245H101ZM120 246H119V247H120ZM126 246H127V245H126ZM257 246H258V245H257ZM13 247H12V248H13ZM21 247H22V246H21ZM27 247H28V245H27ZM51 247H52V246H51ZM56 247H57V245H55V249H56ZM67 247L69 248V245H68V244H67ZM105 247H106V246H105ZM111 247H112V245H111ZM113 247H114V246H113ZM115 247H116V246H115ZM133 247H134V246H133ZM190 247H191V246H190ZM232 247H233V245H232ZM1 248H2V246H1ZM14 248H15V247H14ZM14 248H13V249H14ZM16 248H17V247H16ZM22 248H23V247H22ZM22 248H21V249H22ZM53 248H54V244H53L52 250H54ZM61 248H62V247H61ZM61 248H60V251H62V249H64V248H62V249H61ZM102 248H103V247H102ZM108 248H109V247H108ZM125 248H126V247H125ZM127 248H129V247L127 246ZM144 248H143V249H144ZM154 248H155V247H154ZM223 248H224V247H223ZM230 248H231V247H230ZM249 248H250V247H249ZM249 248H248V249L246 248V249L249 250ZM2 249H4V248H2ZM5 249H4V250H5ZM18 249H20L19 246H18ZM21 249H20V250H21ZM27 249H28V248H27ZM33 249L30 248L31 252L33 253V254L31 253V254H32V257H31V256L29 257L27 253H26L27 256H26V254H25V258H26L27 260H28V258H29V259H30V258L32 259V260L30 259L29 262H30V261L33 262V260H34V257H33V256L36 255V254L34 255V253H37V255L39 254L38 251L35 252V250H33ZM44 249H45V248H44ZM46 249H45V250H46ZM74 249H75V248H74ZM74 249H73V250H74ZM103 249H104V248H103ZM105 249H106V248H105ZM116 249H117V247H116ZM116 249H115V250H116ZM123 249H124V248H123ZM123 249H122V251H121V252H123V253H121V254H124V252H125V251H123ZM131 249H134V250H135V248H131ZM136 249H137V248H136ZM143 249H142V250H143ZM151 249H152V252H153L154 249H153V248H151ZM151 249H150V250H151ZM155 249H156V248H155ZM198 249H199V248H198ZM231 249H232V248H231ZM238 249H239V248H238ZM240 249H241V248H240ZM242 249H244V251L238 250V252H237V253H239V251H240V253H239L240 256H241V257H244V258H240V260L245 259V256H246V255L244 254V253H246V249L243 248V247H242ZM250 249H252V248H250ZM261 249H262V248H261ZM261 249H260V251H261ZM263 249H264V248H263ZM20 250H19V251H20ZM48 250H49V249H48ZM75 250H76V249H75ZM106 250H107V249H106ZM144 250H145V249H144ZM147 250H149V249H147ZM150 250H149V251H150ZM162 250H163V249H162ZM193 250H194V249H193ZM196 250H197V248H196ZM201 250H202V249H201ZM225 250H226V249H225ZM253 250H254V249H253ZM253 250H249L251 254H250V253H247L248 256H246V258L249 257V258H247V259H251V258H250V255L253 256V258H254V255H252V253L254 252ZM0 251H1V250H0ZM2 251H3V250H2ZM14 251H15V250H14ZM16 251H17V249H16ZM19 251H17V252H19ZM24 251H25V250H24ZM28 251H29V250H28ZM28 251H25V252H28ZM42 251H43V250H42ZM127 251H128V250H127ZM130 251H131V250H130ZM135 251H136V250H135ZM138 251H139V250H138ZM164 251H166V252H164V253L167 254V255H168V254H171V251H170V253H167V250H166V249H165ZM190 251H191V250H190ZM190 251H189V252H190ZM197 251H198V250H197ZM233 251H234V249H233ZM251 251H253V252H251ZM6 252H7V251H5V252H0V254H1V253L4 254V253H6ZM20 252H21V251H20ZM111 252H112V251H111ZM118 252H119V251H118ZM142 252H145V251H142ZM155 252H157V251H155ZM194 252H195V251H194ZM225 252H227V251H225ZM231 252H232V251H231ZM234 252H235V251H234ZM255 252H256V251H255ZM255 252H254L253 254L256 255ZM261 252H262V251H261ZM11 253L13 254V251H11ZM11 253H10V254H11ZM21 253H23V249H22V252H21ZM21 253H20V254H21ZM28 253H29V252H28ZM41 253H42V252H41ZM45 253H48V252L46 251ZM60 253H62V254L59 255V256H61V257H63V258L65 259V257H64L65 254L63 253V251L60 252ZM60 253H59V254H60ZM103 253H104V252H103ZM105 253H106V251H105ZM109 253H110V252H109ZM113 253H114V252H113ZM125 253H126V252H125ZM136 253H137V252H136ZM140 253H141V252H140ZM153 253H154V252H153ZM196 253H197V252H196ZM199 253H200V252H199ZM203 253H204V252H203ZM6 254L9 255V253H6ZM12 254H11V256H13ZM132 254H134V253L132 252ZM138 254H139V252H138ZM141 254H142V253H141ZM148 254H149V253H148ZM155 254H156V253H155ZM235 254H236V253H235ZM235 254H234L233 256H235ZM249 254H250V255H249ZM261 254H262V253H261ZM263 254H264V252H263ZM8 255H5V256L2 255V256H4V258H6V256H7L8 258H10ZM23 255H24V254H22L20 257H22ZM29 255H30V253H29ZM62 255H64V256H62ZM108 255H109V254H108ZM152 255H153V254H152ZM156 255H157V254H156ZM227 255H228V254H227ZM230 255H231V253H230ZM244 255H245V256H244ZM259 255H260V254H259ZM45 256H46V258H48V255H47V254H46ZM50 256H51V255H50ZM74 256H75V255H74ZM74 256H73V257H74ZM113 256H114V255H113ZM138 256H139V255H138ZM153 256H154V255H153ZM157 256H158V255H157ZM192 256H193V255H192ZM201 256L203 257L202 253H200V258L202 259ZM225 256H226V255H225ZM228 256H229V255H228ZM228 256H227V260H228V258H229ZM233 256H232V257H233ZM237 256H239V255H237ZM257 256H258V254H257ZM27 257H28V258H27ZM36 257H37V256H36ZM36 257H35V259H36ZM43 257H44V256H43ZM53 257H54V256H52V258H53ZM129 257H130V256H129ZM134 257H135V255H134ZM140 257H141V256H139V258H140ZM142 257H143V256H142ZM142 257H141V258H142ZM144 257H145V259H146V256H144ZM147 257H149V256H147ZM161 257H162V256H161ZM163 257H164V256H163ZM262 257H263V256H262ZM4 258L0 257V260H1V259H4ZM8 258H7L6 260H4V261L6 262V261L8 260ZM16 258H18V257L16 256ZM16 258H15V259H16ZM52 258H51V259H52ZM54 258H55V257H54ZM76 258H77V257H76ZM136 258H138V257H136ZM141 258H140V260L137 259V261H138V260L141 261ZM166 258H167V256H166ZM190 258H191V257H190ZM192 258H193V257H192ZM200 258H199V260H200ZM223 258H224V257H223ZM237 258H238V257H237ZM255 258L257 259L258 257H255ZM260 258H261V257H259V259H260ZM20 259H21V258H20ZM20 259L18 258V261H19V262L21 261ZM40 259H41V258H40ZM48 259H50V257H49ZM55 259H58V257L56 256ZM59 259H61V258H59ZM118 259H119V258H117V260H118ZM142 259H143V258H142ZM195 259H196V257H195ZM197 259H198V256H197ZM256 259H254V260L256 261ZM262 259H264V257H263ZM262 259H260L259 261H260V262H261V261H264V260H262ZM13 260H14V259H13ZM37 260H38V258H37ZM52 260H54V259H52ZM62 260H63V259H62ZM134 260H135V259H134ZM147 260H149V259H147ZM147 260H146V264L149 263V261H148V263H147ZM153 260H154V259H153ZM153 260H152V261H153ZM202 260H203V259H202ZM237 260H238V259H237ZM254 260H253V261H254ZM2 261H3V260H2ZM15 261H17V260H15ZM49 261H50V260H48V261L46 262V261L44 260V262L42 263V261H41V263H42V264H48ZM65 261H69V260H66V259H65ZM163 261H164V260H163ZM195 261H196V260H195ZM195 261H194L192 264H195V263H196ZM203 261H205V259H204ZM203 261H202V262H203ZM224 261H225V260H224ZM228 261H229V260H228ZM238 261H239V260H238ZM255 261H254L253 263H255V264H260L259 262L256 261V262H257V263H256ZM9 262H10V260H9ZM31 262H30V263H31ZM35 262H36V261H35ZM129 262H130V261H129ZM132 262H133V261H132ZM191 262H192V261H191ZM231 262H232V264H234L233 261H232V259H231ZM231 262L228 263V264H231ZM235 262H236V261H235ZM243 262H244V261H243ZM243 262H242V264H243ZM246 262H247V261H246ZM249 262H250V261H249ZM6 263L9 264L8 261H7ZM11 263H12V262H10V264H11ZM23 263H25V261L21 262L20 264H23ZM41 263H39V264H41ZM135 263L137 264V262H135ZM141 263H142V264H143V263L145 264V260H144V262H141ZM151 263H152V262H150L149 264H151ZM198 263H199V262H198ZM200 263H201V261H200ZM237 263H238V262H237ZM250 263H251V262H250ZM2 264H4V263L2 262ZM12 264H16V263L13 262ZM18 264H19V263H18ZM32 264H33V263H32ZM34 264H35V263H34ZM75 264H77V262H76ZM117 264H118V263H117ZM128 264H129V263H128ZM152 264H154V262H153ZM155 264H156V263H155ZM157 264H158V263H157ZM161 264H163V263L161 262ZM189 264H190V263H189ZM202 264H204V263H202ZM225 264H226V262H225ZM245 264H246V263H245ZM247 264H248V263H247Z\"/></svg>",
	"mask_w": 264,
	"mask_h": 264
},
{
	"label": "snow or ice",
	"instance_id": "obj_3",
	"mask_svg": "<svg viewBox=\"0 0 264 264\" xmlns=\"http://www.w3.org/2000/svg\"><path fill=\"white\" fill-rule=\"evenodd\" d=\"M51 7L53 9H56L57 7H60V6L59 5H56V4H52ZM65 11H67V9H65ZM64 23H67V21H65ZM84 32H85V35H86L87 34L86 30H84ZM81 38L83 39V36ZM256 44H261L262 45V48H264V38H262L261 41H257ZM97 47H98V49H99V51L101 53H104L103 47H100V46H97ZM253 47L255 48V44L253 45ZM95 50L96 49H94V51ZM257 52L259 53V56L257 58L258 64H259V69H260L261 73L264 74V50L257 49ZM245 55H247V53H245ZM253 55L255 56L256 54L253 53ZM135 87H136V85H132V84L129 85V89H133ZM127 94L128 95H132L133 93H132V91H128ZM176 111L179 112L180 110L179 109H176ZM183 115L184 114L181 113V117H183ZM191 122L192 121H189V123H191ZM203 223H204V221H200V223L196 224L195 227L196 228H199L200 225L203 224ZM188 231L191 232L192 229L190 228V229H188ZM61 235H63V233H61ZM52 240H53V242H55V244L57 245V247H56L55 251H53L52 248H51V245L49 244L48 245V247H49V253H50V255H52V256L55 257V256H58L59 253H60V244H61V241L60 240H56L54 236L52 237ZM206 247H208V245H206ZM48 264H75V262H73V261H65V260H62V259H54L52 261H49ZM91 264H108V262L107 261H93V262H91ZM209 264H220V262L219 261H210Z\"/></svg>",
	"mask_w": 264,
	"mask_h": 264
}]
</instances>
